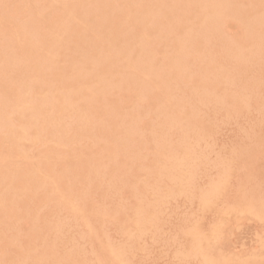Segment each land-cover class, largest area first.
<instances>
[{
  "label": "rangeland",
  "instance_id": "obj_1",
  "mask_svg": "<svg viewBox=\"0 0 264 264\" xmlns=\"http://www.w3.org/2000/svg\"><path fill=\"white\" fill-rule=\"evenodd\" d=\"M2 1V2H1ZM7 1H9L8 3H7ZM16 2H14V0H11V2H10V0H0V7H1V5H2V7L0 8V10H2V11H4L5 13H10L9 15L8 14H4V12H2V11H0V32H2L3 30H4V28L6 29L7 27V29L5 30V32L7 33V35L8 34H10V35H8L9 36V39L8 38H6L7 36L5 35V37H4V34H5V32H2L0 35H2V37H4V38H1V36H0V38L2 39V41H4V42H2L1 41V39H0V42H2V43H0V47H2V48H0V51H2L1 52V55H0V59L2 60V61H0V63H1V65H3V67H5L6 66V69H4L3 67L1 68V70H0V76L2 77V75L3 74H5L3 77L6 79V81H5V83L7 82V80H9L10 81V79L11 78H14L13 80H14V82L12 83V81H11V83L10 84H12V86L11 85H9L8 84V82L5 84L4 83V81L2 82V80L4 79L3 77L0 79V84H3V85H1L0 86V91H2V92H0V93H3V94H6V93H8V94H6V96L8 97H11V99H14L13 101L15 102H12V103H14V104H12L11 103V99H6L5 97L6 96H4L3 94H1L0 95V100L3 98V101H4V99H6L4 102H6V103H1V105L3 104V106H1L0 105V108L2 109V111H4V109H5V111L3 112L4 114L6 113V115H3V113H2V111L0 110V120H1V118H2V120L0 121V123H2V124H4L5 126L7 125V128L4 126V125H1L0 124V126H1V128H0V133H2L1 134V138H0V152L2 153L3 151H6V152H4V153H2V154H0V156H1V158H5V155L6 154H8V155H6V158L5 159H8V158H10V156H11V158H12V161H11V163H13V164H11L10 162H8V161H10L11 159H9V160H7V162L8 163H6V160L5 159H1L3 162H4V164L2 163V161H0L1 162V164L4 166V168L1 166V164H0V169H2V171H4V172H2L1 173V171H0V175H2L3 174V176H0V181H1V177H2V182L4 183L5 181V183L4 184H8V183H10L11 184V182H12V184H14V186H12V185H6V188H4L3 189V187H5V185H3L2 184V182H0L1 184H0V189H1V191H0V195L2 196V198H6V199H0L1 201H0V207L2 206V208H3V210H1L2 208H0V218L2 217V215H3V218L2 219H0V229L2 228V230H4L6 233H4V231L2 232V230H0V232L3 234H1L0 233V238L2 237V239H0V246H2V247H4V248H1V252H0V255H2L1 253H3V257H4V259H2L1 258V256H0V259H2V260H5L4 262L2 261V260H0V264H18L19 262L18 261H20V263L19 264H31L30 262L32 261V263L33 264H55V261H56V263L57 264H62V262H63V264H80L81 262H83L82 260H86L87 262L85 263V262H83V263H81V264H98V263H100V264H202V262H203V264H216V262H217V260H218V262L219 263H217V264H221V262H223V264H261L262 262V264H264V261H263V259H264V254H263V250H264V209H262V208H264V82H261V81H264V35H263V33H264V19H263V17L262 16H264V0H233V1H231V7L229 6V2H228V0H227V2H222V1H226V0H219L218 2L219 3H221V5H222V3H223V6H221L220 4H214L213 2H212V0H211V2L213 3V7H214V5H218L217 7H219V5L221 6V7H226L225 6V4L226 5H228V9L227 8H225V11H224V9L223 8H216V9H218L216 12H218L219 10H220V12H218V13H216V15L217 14H219V16L217 15H215V12L213 13V15H215L216 17H218L219 18V20H218V18H216L215 16H213L212 15V11L211 10H214L215 9V7L213 8V7H211V2L210 1H208V3L210 4L209 6H207L208 5V3H207V5H206V2L207 1H204V0H201L202 1V3L200 2V3H198V4H194V3H197L199 0H194V2H193V0L191 1V0H188L187 2H186V0L184 1V0H182V1H180V0H178V2H177V0H169V1H165V2H168L167 4L168 5H166V3L164 2L163 3V1L162 0H139V4L140 5H142V6H139V5H137V6H139L140 8L139 9H137L138 10V12H137V10H136V8H133L132 6H134V7H136V4H135V2L138 4V0H125V2L128 4H126L125 2H124V0H117V4H116V2H115V0H112V1H110V0H108V2H107V0H105V3H104V0H97L96 1V3L94 2V0H87V1H85V3H86V6L84 5H82V2L84 3V1H82V0H80V1H77V0H71V3H70V0H67V1H65V0H60V1H58V0H24V2H22V0H15ZM35 1V2H34ZM42 1V2H41ZM46 1V2H45ZM48 1V2H47ZM58 1V2H57ZM62 1V2H61ZM82 1V2H81ZM100 3H99V2ZM141 1H142V4H141ZM148 1V2H147ZM196 1V2H195ZM204 1V2H203ZM215 2H217V0H214ZM3 2H5V3H3ZM21 2V3H20ZM26 2H27V4H26ZM31 2V3H30ZM37 2V3H36ZM40 2V3H39ZM57 2V3H56ZM59 2H61V5H59L60 3ZM66 2V3H65ZM74 2H80L79 3V6L78 7H76L77 6V3H76V6H74L75 5V3ZM90 2H93V4H94V6H96L95 8L93 7V6H90V5H92V4H90ZM101 2H103V6L101 5ZM119 2V3H118ZM122 4H121V3ZM124 2V3H123ZM133 2H134V4H133ZM147 2V3H146ZM151 2L153 3V4H151ZM174 2L176 3L175 5L176 6H172L173 4H174ZM182 2H186V3H190L189 5L188 4H186V3H183L184 4V7H183V4H182ZM193 2V3H192ZM217 2V3H218ZM241 2V3H240ZM6 4L5 6H7V9H6V7L3 5V4ZM17 5H15V4ZM29 3H30V5H29ZM33 3V4H32ZM39 3V4H38ZM41 3H42V5H43V8L40 6L41 5ZM47 3H49V4H47ZM63 3V4H62ZM74 3V4H73ZM97 3H99V4H97ZM107 3V4H106ZM130 3L132 4V5H130ZM155 3H156V5H155ZM158 3V4H157ZM159 3H161V4H163V6L160 4L159 5ZM177 3H179V4H177ZM225 3V4H224ZM240 3V4H239ZM9 4V5H8ZM19 4V5H18ZM20 4H21V6H22V8H23V10H22V8L20 7ZM25 5V6H23V5ZM35 4H38L37 6L35 5ZM82 6H81V5ZM90 4V5H89ZM106 4V5H105ZM118 5L119 4V6H120V8H117V6L116 5ZM145 4V5H144ZM149 4V6H146V5H148ZM152 6H151V5ZM170 4H172L171 5V7H170V9H168V11H167V9L166 8H169L168 6H170ZM192 4H194V5H192ZM200 4H202L203 5V7L204 8H206V10H207V12H209V11H211V12H209L213 17H211V15L209 14V13H205L204 14V12H206V10L205 11H203V15H205L207 18H209V17H211V18H209V19H211L210 20V22H209V19H207L206 21L204 20V19H206V17H204L203 15H202V13L200 12V11H202V10H204V8L202 7V9H201V5ZM234 4V5H233ZM237 4H239V8H238V5ZM257 4H258V6H257ZM10 5H11V7H10ZM33 5V6H32ZM35 5V6H34ZM44 5H45V7H44ZM53 6V8H56V9H54V12H55V10H58V11H56L55 12V14H51V12H53V11H51V10H53V8H49V7H52ZM62 5H65L66 7H62ZM71 5H72V7H71ZM88 5V6H87ZM102 7H100V6ZM114 5H115V9H114ZM129 5L131 6V12L129 13V12H127L128 10L130 11V8H128L129 7ZM153 5H155V7L153 6ZM162 6L161 7V9H159L160 7L159 6ZM166 5V6H165ZM177 5H179V6H177ZM189 6V9H187L188 7L187 6ZM208 7H206V6ZM241 5V6H240ZM33 8H32V7ZM69 6V7H68ZM105 6H106V9H105ZM108 6H110V7H108ZM123 6V7H122ZM146 6V7H145ZM166 8H165V7ZM199 6H200V8H199ZM233 6H235V7H233ZM9 7L11 8V9H9ZM13 7V8H12ZM24 7H26V8H24ZM37 7V8H36ZM62 7V8H61ZM89 7V8H88ZM108 7V8H107ZM121 7H122V9H121ZM141 7L143 8V10L141 9ZM149 7V8H148ZM153 7V9H150V8H152ZM158 7V8H157ZM209 7H211V8H209ZM245 7H246V9H245ZM15 8V10H13ZM18 8V9H17ZM38 8H39V10H38ZM44 8H47V9H44ZM49 8V9H48ZM65 8V9H64ZM75 10H74V9ZM84 8V9H83ZM96 8H99V9H96ZM113 9V10H109V9ZM127 10H126V9ZM157 8V9H156ZM183 8H185L184 10H186V11H184V10H182ZM194 8H195V10H194ZM232 8H234L233 10H232ZM242 8L245 10H242ZM254 8H256L255 10H254ZM5 9L7 10V11H5ZM9 9V10H8ZM19 9H20V11H19ZM28 11H27V10ZM34 9V10H33ZM76 9H77V11H76ZM81 9H83V10H81ZM96 9V10H95ZM147 9V10H146ZM159 9V10H158ZM174 9H176V12L178 13H176L175 12V10ZM179 10V12H178V10ZM215 9V10H216ZM221 9H223L222 11H221ZM239 9V10H238ZM11 10L13 11V13L11 12ZM36 10H38V11H36ZM44 11V12H42V11ZM59 10H61V11H59ZM69 10H72V11H74V12H69ZM92 10H93V12H92ZM122 10H124V12L122 11ZM136 10V11H135ZM148 10H151V12H149ZM154 10V11H153ZM162 10V12L163 11H165L164 13H163V15L162 16H158V14L159 13H162V12H159V11H161ZM172 10H173V12H172ZM182 10V11H181ZM188 10H191V11H189V14L188 13H186ZM226 10H228V11H226ZM233 12H232V11ZM263 10V11H262ZM10 11V12H9ZM15 11H18V12H16L15 13ZM31 11V12H30ZM39 11H41L40 13H39ZM45 11H46V13H45ZM80 11H83V12H80ZM97 11H99V12H97ZM101 11V12H100ZM113 11V12H112ZM115 11V12H114ZM135 13H134V12ZM171 11V12H170ZM184 11V12H183ZM195 11V13H197V12H199V14H201V15H198V13L197 14H195V13H193ZM197 11V12H196ZM238 11H239V13L240 14H237L238 13ZM262 11V12H261ZM26 13L25 15H22L23 13ZM27 12L29 13V14H27ZM53 12V13H54ZM65 12V13H64ZM68 12V13H67ZM89 14H88V13ZM96 12V13H95ZM121 12V13H120ZM141 12V15L139 14ZM146 12H148V13H146ZM153 12H158V14L154 17V13ZM186 14V16L183 14ZM223 14H222V13ZM224 12H226V14H224ZM228 12H229V17H230V15L232 14V13H234V17L235 16H237V17H232V15H231V19L230 18H228L227 19V17H225V16H227V14H228ZM237 12V13H236ZM243 12V13H242ZM13 15H12V14ZM19 13V14H18ZM42 13H44V14H42ZM48 13H50V14H48ZM72 13V14H71ZM80 13H81V16H85V18H87V17H89V19L87 18L86 19V21H85V18H84V16L83 17H79V15H80ZM104 13V15H102V14ZM132 13V14H131ZM134 13V14H133ZM138 13V14H137ZM142 13H144L145 14V17L143 16L144 14H142ZM151 13H153L152 15H151ZM165 13H168L167 15L165 14ZM169 13H171V14H169ZM173 13V14H172ZM182 13V14H181ZM263 13V14H262ZM3 14V15H2ZM15 14V15H14ZM17 14L19 15V16H17ZM41 14V15H40ZM63 14V15H62ZM69 14L71 15V17L69 16ZM73 14H79V15H73ZM83 14V15H82ZM97 16H99V17H95L96 15ZM107 16H106V15ZM129 14H131V15H129ZM136 14V15H135ZM146 14H149V15H146ZM156 14V13H155ZM195 14V15H194ZM207 14H208V16H207ZM221 14V15H220ZM254 14V16L252 17V15ZM22 15V16H21ZM28 15V16H27ZM50 15V16H49ZM61 15V16H60ZM69 17H68V16ZM87 15V16H86ZM102 15V16H101ZM129 17H128V16ZM133 15H135V16H133ZM170 15H171V17H170ZM176 16V17H178V19H179V21L177 20V19H174L175 17L174 16ZM181 16V17H179V16ZM185 17H187V18H189V20L187 19V18H185ZM196 15H198V17H196ZM223 15H224V18H223ZM255 15H256V17H255ZM2 16V17H1ZM5 16H6V18L8 19V18H10V20L8 21L6 18H5ZM7 16H9V17H7ZM26 16H27V18H26ZM106 16V17H105ZM127 16V17H126ZM136 16H137V19H136ZM141 16H143L144 18H141ZM151 16H153V17H151ZM159 18H158V17ZM166 16V17H165ZM194 17V19H192L193 17ZM202 18H201V17ZM220 16H221V18H220ZM245 16H247V19L249 20V22L246 20V18H245ZM251 16V17H250ZM4 17V18H3ZM12 17H14L13 19H14V21L16 22H14L11 18ZM24 19H23V18ZM30 18V20H31V18L33 19L32 21H30L29 20V18ZM34 17H37L36 19L34 18ZM49 17V18H48ZM53 19H52V18ZM57 17H58V19H57ZM79 17V18H78ZM125 17V18H124ZM161 17H162V19H163V17H164V19H166L167 18V20H169V17L171 18V19H173V21L172 20H169V22H168V24L169 23H171V24H169V26H168V24H167V27L165 26L166 25V21L163 19H161ZM203 17H204V19H203ZM216 18L215 20L213 19V18ZM255 17V18H254ZM257 17L258 18H260V19H262V23L257 19ZM17 18V19H16ZM22 18V19H21ZM48 18V19H47ZM51 18V21L49 20ZM59 18H61V19H59ZM65 18H67V22H66V20H65ZM70 18L71 19H73V21H74V23L72 22V20H71V25H70ZM76 18V19H75ZM83 19V21H82V19ZM98 18H100V19H98ZM103 18H105V19H103ZM138 18H140V19H138ZM147 18V19H146ZM158 18V20L160 21L159 22V24L160 23H162V24H160V25H158V20H156ZM181 18V19H180ZM195 18L196 19H198V20H195ZM235 20H234V19ZM243 18V19H242ZM252 18H254V20L252 19ZM3 19V20H2ZM5 19V20H4ZM27 19H28V21H27ZM81 19V20H80ZM96 19V20H95ZM98 19V20H97ZM125 19H127L128 20V22L127 21H124ZM135 19H136V23L138 22V24L139 25H137L136 23H135ZM142 19H143V21H142ZM153 20V21H155V22H153V23H155L156 24V26H153V25H155V24H153L152 22L150 23V21H149V23H148V21L147 20ZM186 19L189 21V22H191L193 25H196V24H198L199 25V23L201 24V21H202V19L206 22H204V25H203V21H202V25H203V27H201V26H196V27H198V28H201V29H204V28H206V30L205 31H208V32H205L204 30H201V31H203L202 33H205V35L204 34H201V35H203L204 37H205V39L206 38H208L209 40H210V42H208L209 40L208 39H204V37L203 38H201V37H197V35L198 36H200V33H201V31L199 30V29H197L195 26H192L191 25V27L192 28H195L196 29V33H195V29H193L192 30V28L189 26L190 25V23L188 24V22L186 21ZM221 19V20H220ZM224 19L226 20V21H224ZM238 21H237V20ZM240 19V20H239ZM17 20H19V21H17ZM22 20L24 21L23 22V24L26 26V25H28L27 27H25L23 24H22ZM35 20H37L36 22L38 23L39 22V25L35 22ZM43 22H42V21ZM62 22L63 20H64V22L63 23H60V21ZM90 20V22H88V23H90V24H88L87 23V21H89ZM99 21V22H101V23H99V22H97L100 26H97V23H94V22H92V21ZM104 22H106V23H103V21ZM123 20V21H122ZM138 20V21H137ZM178 21V23L180 22V21H182L183 23H179V25H178V23L177 22H175V21ZM184 20V21H183ZM191 20V21H190ZM196 21V23H194V21ZM201 20V21H200ZM241 20H244L245 22V24H244V27L242 26L243 25V21H242V24L240 23L241 22ZM250 20L251 21H255V22H251L250 23ZM55 21H57V22H55ZM81 23H80V22ZM133 22L132 24H131V22ZM141 21H142V23H141ZM186 21V22H185ZM218 21V22H217ZM220 21H221V26L220 25H218L217 23H219L220 24ZM222 21H224L225 22V27L223 28L222 26H223V24H222ZM259 21V22H258ZM4 22V23H3ZM7 22V23H6ZM9 22V23H8ZM28 22V23H27ZM32 22H34L33 24H32ZM68 23V25L66 26V25H64V24H66V23ZM78 22V23H77ZM82 22H83V24H82ZM85 22V23H84ZM113 22V23H112ZM128 23L129 25H127V24H120V23ZM166 22V23H165ZM207 22H209V23H207ZM211 22H212V26H211ZM246 22H248L247 23V25L249 26H246ZM2 23H3V26H4V28H3V26H2ZM12 23V24H11ZM40 23H42L41 25H40ZM46 23V24H45ZM56 23H57V26H59V28H60V30H62L63 32H61V31H59V28H57V26H55L56 25ZM72 23H73V25H72ZM148 23V25H146ZM174 23V24H173ZM185 23V24H184ZM187 23V24H186ZM240 23V24H239ZM254 23H256V24H254ZM260 23V24H259ZM8 24V25H7ZM17 24V25H16ZM20 24H21V26H23V30L21 29L22 27L20 26ZM44 24V27L42 26ZM51 24L54 26V27H56L57 28V30H56V28H54L53 26H51ZM62 24V25H61ZM78 24H80V25H78ZM92 24H93V26H94V24H96L95 26L96 27H91L92 26ZM114 24V25H113ZM135 25V27H134V25ZM164 24V25H163ZM173 24V25H172ZM208 24H210V25H208ZM214 24H216V25H218V26H216V27H218L219 28V26H220V28L218 29V30H221L220 32L217 30V29H215V27H214ZM239 24V25H238ZM263 24V25H262ZM7 25V26H6ZM14 27H13V26ZM35 25H37V29H36V26ZM75 25H78V27L76 28V26ZM86 25H91V26H89V27H91L90 28V30H89V28L88 27H86ZM103 25V26H102ZM106 25V26H105ZM111 25V26H110ZM122 25V27H120ZM150 25H151V27L152 28H154L153 30L151 29L150 30ZM170 25H171V27H170ZM175 25H176V27H175ZM182 25V26H181ZM208 25V27H206ZM35 26V27H34ZM48 26V27H47ZM62 26V27H61ZM63 26H65V27H63ZM80 26H81V28H83L82 30H84L85 31V29L87 30V31H82L81 32V28H80ZM130 26H132L131 28H129ZM146 28H145V27ZM158 26V29L156 28ZM161 26V27H160ZM163 26V27H162ZM165 26V27H164ZM188 27L187 29H184L185 27ZM238 26H239V28H238ZM253 28V30L252 29H249L248 30V28H251V27ZM19 27H21L20 29H19ZM31 27V28H30ZM39 27V28H38ZM42 27H43V30H42ZM53 27V28H52ZM67 27H69L70 29H71V31H66V30H70L69 28H67ZM98 27H101L100 29L98 28ZM102 27H104V28H102ZM109 28V30H108V28ZM116 27V28H115ZM134 27V28H133ZM144 27V28H143ZM168 27H170L171 29H172V27H173V29H172V32L169 30V28ZM179 27V28H178ZM212 29H211V28ZM262 27V28H261ZM13 31V29L12 28H14V31H16V32H12L10 29ZM17 28L21 31V33L23 34V36H21L23 39H21V37H19L18 36V34L19 35H22V34H20V32H19V30H17ZM29 30L30 29V31L28 32L27 31V29ZM33 28V29H32ZM48 28H49V30H48ZM63 28H64V30H63ZM75 28V29H74ZM85 28V29H84ZM98 30H97V29ZM131 29V30H129V32H127L128 30H126V29ZM161 30H160V29ZM164 28V29H163ZM189 28H191V29H189ZM208 28H210V29H208ZM260 28H261V30H260ZM1 29H3L2 31H1ZM26 29V30H25ZM37 31H36V30ZM42 31H40V30ZM66 29V30H65ZM108 30V32L110 33V34H108L107 33V31L106 30ZM111 29L113 30V31H111ZM117 29V31H115ZM132 29H133V31H132ZM137 29H138V31L139 32H137ZM144 29L147 31V34H150L151 32L152 33H154L155 35H156V37H155V35L154 34H152L151 36L150 35H147L145 32L146 31H144ZM155 29H156V31H155ZM166 29L168 30V31H166ZM177 29V30H176ZM183 29H184V31H183ZM240 29V30H239ZM248 31V32H250V34L254 31L255 33H256V35H255V33L253 32L251 35L252 36H256V38H252V36H250V37H248V39H247V36H248V33H246V30ZM33 30V31H32ZM35 30V31H34ZM47 30H48V32H47ZM75 30H77V31H75ZM94 30H96V31H94ZM102 30V31H101ZM159 30V31H158ZM162 30H163V33H162ZM174 30V31H173ZM175 30H176V32H175ZM189 30H191V31H194V33L196 34V37H197V40L195 39L196 37H195V34L194 33H192L191 31H189ZM198 30L200 31V33H197L198 32ZM215 30V31H214ZM216 30L220 33V35H219V33L218 32H216ZM38 31H39V33H38ZM45 33H44V32ZM54 31V32H53ZM60 32V34H59V32ZM92 31H94V34H93V32ZM97 31H99L98 33H97ZM106 31V32H105ZM131 31V32H130ZM144 31V32H143ZM160 32L159 34H156V33H158V32ZM164 31H166V32H168V34L166 33H164ZM186 31V32H185ZM187 31H189L190 33V35L191 36H188V35H185V33L187 34L188 32ZM214 31V33H212ZM243 31V32H242ZM244 31H245V33H246V35H245V33H244ZM252 31V32H251ZM257 31L259 32V33H257ZM19 32V33H18ZM26 32H28V33H30L31 34V32L33 33V32H35V34H31L33 37H31V35L29 34H27ZM52 32L54 33V34H52ZM66 32H67V34H66ZM87 32H89V33H87ZM170 32V33H169ZM175 32V34H173ZM211 32V33H210ZM215 32L217 33L216 35H215ZM222 32H223V34L224 35H222ZM42 33H44L45 34V37H43L44 35H42ZM50 33V34H49ZM96 33V34H95ZM100 33H102V35L100 36ZM106 33V34H105ZM113 33V35H111ZM120 34V35H117V34ZM122 33H124L123 35H122ZM130 33V34H129ZM141 33H142V35H141ZM145 33V34H144ZM184 33V34H183ZM194 35V37H193V35ZM239 33V34H238ZM261 33V35H259ZM27 34V35H26ZM40 34V35H39ZM50 36H49V35ZM51 34H52V36H51ZM65 34V35H64ZM80 34V35H79ZM90 34V35H89ZM126 34V35H125ZM133 34H134V36H133ZM171 34H173V35H171ZM206 34H210L211 36L212 35H215L214 36V38H213V36L212 37H210V35H208V37H207V35ZM244 34V35H243ZM249 34V35H250ZM15 35V36H14ZM37 35H39V37L37 36ZM47 35V36H46ZM55 37H54V36ZM73 37H72V36ZM85 35H87V37H89L90 36V38H85ZM141 36V38H140V41H141V43L142 42H144L145 43V45H144V43H142L143 45H141L138 41H139V39H137L138 37H140ZM157 35H161V37H165V35L167 36V40L165 41V39H166V37L163 39V38H161V37H159V38H157L158 36ZM178 37H177V36ZM181 35H184L185 36V38L187 39V38H192L191 40H189V39H187V41L185 42L184 41V39L185 38H182L181 37ZM221 35L223 36L222 38H221ZM238 35H242V36H240V37H238ZM263 35V36H262ZM12 36H14L13 38H12ZM16 36L18 37V41H17V38H16ZM26 36V37H25ZM49 36V37H48ZM57 36H58V38H57ZM62 36H64V38L66 37V39L64 40V38H62ZM67 36H69L68 38L70 39H67ZM79 36V37H78ZM92 36H94V37H92ZM98 36H100L99 38H97ZM109 38H108V37ZM127 36V37H126ZM142 36L144 37V38H142ZM147 36V37H146ZM176 36V37H175ZM246 36V37H245ZM258 36H259V39H258ZM262 36V37H261ZM28 38V39H25V38ZM41 37H42V39H41ZM72 37V38H71ZM84 37V38H83ZM92 37V38H91ZM123 37L125 38V39H123ZM129 37H131V38H129ZM150 37V38H149ZM179 38V39H176L175 40V38ZM180 37L182 38V39H180ZM217 37H219V38H217ZM260 37L262 38V39H260ZM13 39V41H12V39ZM31 38V39H30ZM51 38V39H50ZM56 39L55 41L53 40V39ZM59 38H61L62 40H64L65 42H64V44H65V46H64V44L62 43V40H60L59 41ZM79 38L81 39V40H79ZM94 38V40H91V39H93ZM116 38V39H115ZM148 38H149V42L147 41L148 40ZM152 38V41L154 42V43H152V41L150 40ZM153 38H154V40H153ZM163 40H161V39ZM172 40H171V39ZM213 38V39H212ZM228 38V39H227ZM16 41H15V40ZM32 39H34V40H36V41H34V40H32ZM74 39V40H73ZM87 39V40H86ZM88 39H90V40H88ZM97 39H99V41L97 40ZM105 40V44H104V40L101 42V40ZM107 39H109V41L107 40ZM115 39V40H114ZM117 39H119V40H117ZM136 39V40H135ZM145 39V40H144ZM185 39V40H186ZM225 39H226V42H225ZM229 39H230V41H229ZM244 39V40H243ZM247 39V40H246ZM8 40H10V41H8ZM23 40H25L26 42H29V43H23ZM30 40V41H29ZM38 40V41H37ZM46 40V41H45ZM48 40V41H47ZM68 40H69V42L70 41H73L71 44L68 42ZM79 40V41H78ZM144 40V41H143ZM156 40V41H155ZM179 40H181V42H179ZM183 40V41H182ZM206 42H205V41ZM216 40V41H215ZM253 40V41H252ZM5 41H7V42H10V43H5ZM12 41V42H11ZM32 41H33V45H34V47H36V45H42L41 47L39 46H37L39 49H34L33 47H32V49H30L31 47H29V46H33L32 45ZM40 41V42H39ZM58 41V44L59 45H57V44H55V42H57ZM78 41V42H77ZM85 41V42H84ZM92 41H95L94 43L92 42ZM98 41V42H97ZM108 41V42H107ZM114 43L115 42V45L112 43V42ZM125 41V42H124ZM126 41L127 42H131V44H129V46H128V43L126 44ZM172 41V44L170 43ZM192 43H194V44H192ZM197 41V42H196ZM215 41V42H214ZM236 41L237 42H239V43H237L238 44V46H239V44L240 43H242L243 44V46L245 47V46H247L248 47V49L249 48H252V49H250L251 51H247V49H245L244 47H243V49L241 48V46H237V49H235L236 48ZM249 41V42H248ZM13 42H14V44H15V42H16V44L17 45H14L13 44ZM18 42H20V43H18ZM36 42V43H35ZM59 42H61V43H59ZM87 42V45H88V43L90 44V48L87 46V48L85 47V43ZM96 42H97V44H96ZM122 42V43H121ZM133 42H134V44L136 45H134L133 44ZM147 42V43H146ZM155 42H157V43H159L158 44V46H157V44L155 43ZM177 42H179V43H177ZM183 42V43H182ZM191 43V45H193V46H191L190 48H188L189 47V44ZM225 42V43H224ZM228 42V43H227ZM234 43V45L232 44V43ZM3 43H5V44H3ZM23 43V45H20V46H23V48L21 47L20 49H19V45L18 44H22ZM38 43V44H37ZM43 43V44H42ZM45 43H47V44H45ZM51 43V44H50ZM69 43V49H68V44ZM79 43V44H78ZM84 43V44H83ZM110 44L109 46H111L112 47V49H111V47H109V46H107L108 44ZM112 43V44H111ZM137 43H139V46H138V44ZM150 44V46H147L146 44ZM168 43V44H167ZM181 43V44H180ZM184 43H187V49L185 50V48H183V45H184ZM203 43V44H202ZM211 43V44H210ZM247 43V44H246ZM252 43H257L256 45L255 44H253L254 45V47H252L253 45H251ZM262 43V44H261ZM1 44H3L2 46H1ZM6 44L7 45H9L10 44V48H9V46H7L9 49H7V50H5L6 49V47H4V46H6ZM14 46H16V47H14ZM26 44H27V46H26ZM29 44V45H28ZM53 44H55L54 46L56 47V45H57V47L56 48H59L60 46V48H62V49H56L55 47H52L51 48V45H53ZM78 44V45H77ZM104 44V46L103 47H105V48H102V46L101 45H103ZM107 44V45H106ZM132 44H133V46H132ZM151 44H152V46H151ZM164 44H165V46H164ZM178 44L179 45H181L180 46V48H178V47H176V46H178ZM183 44V45H182ZM213 44H215V45H213ZM223 44H224V47H223ZM242 44H240V45H242ZM47 45H49V47L51 48V49H53L54 50V52L51 50L50 51V48L47 46ZM94 45L95 46H97L98 47V50H97V48L96 47H94ZM114 47H117L116 49L115 48H113V46ZM127 47H126V46ZM171 46V48H167L166 46ZM172 45H174L175 47H173ZM202 45V46H201ZM212 45L214 46V48L212 47ZM248 45H250V46H248ZM258 45V46H257ZM261 45V47H259ZM11 46H12V48H13V50H12V48H11ZM47 46V47H46ZM79 46V47H78ZM82 46H84V47H82ZM107 46V47H106ZM124 46V47H123ZM140 46H142V48H144V49H146L147 51L148 50H155L154 52H156V53H154V52H151V53H148V52H144V50H142V48L140 47ZM145 46H147V48L145 47ZM186 45H184V47H185ZM205 48H204V47ZM209 46H210V48H209ZM227 46V47H226ZM36 47V48H37ZM64 47H67V49L69 50H67L66 48H64ZM80 48V49H78V48ZM101 47V48H100ZM122 47H123V49H122ZM130 47V48H129ZM132 47H133V49H134V52H133V54H132ZM135 47V48H134ZM149 47V48H148ZM157 48V50H156V48ZM231 47H233L232 48V50H233V52H229V50L231 49ZM246 47V48H247ZM258 47V48H257ZM5 48V49H4ZM16 48H18V49H16ZM27 48V49H26ZM47 48V49H46ZM49 48V49H48ZM74 48V49H73ZM76 48V49H75ZM82 48H83V51H82ZM89 48V49H88ZM92 48L95 50V51H93L92 50ZM109 48L111 49V51L109 50ZM119 48H121V49H119ZM127 48H129V49H131L132 51H129L130 53H128V50H127ZM166 48V49H165ZM182 48V49H181ZM193 49V51H192V49ZM200 48V49H199ZM205 50H204V49ZM230 48V49H229ZM255 48H256V50H255ZM2 49V50H1ZM15 49L16 50H18V51H20L21 52V54H23L24 56H22V55H20V53H18V51H15ZM24 49L26 50V51H24ZM57 51H56V50ZM67 51H66V50ZM87 49V50H86ZM104 50V52L103 53H105L104 55H106V54H108L107 53V51L109 52V55L113 52L114 54H116V52H117V55H118V53H119V56H117V55H114L113 53L109 56V55H106L108 58H109V61L108 62H106V61H104L105 59H104V57H106V56H102V55H100L102 52L101 51H103ZM106 49V50H105ZM120 50V51H117V50ZM135 49H136V51H135ZM168 49V52L166 51ZM173 51H171V50ZM177 49V50H176ZM179 49H181L180 51H182L181 53H179L180 51H179ZM196 49L198 50V51H202V53H204V55L201 53V52H196ZM213 49V50H212ZM222 49V50H221ZM225 49H229L228 51L227 50H225ZM243 51H242V50ZM260 49V50H259ZM263 49V50H262ZM5 50V51H4ZM28 50H31V51H28ZM32 50H33V52H34V56L36 55H38L37 57H38V59H37V57H36V60L34 61L33 59L32 60H29V59H26V60H23L24 58H30L31 56H33V53H32ZM36 50V51H35ZM43 51L42 53L40 52V51ZM45 50H47L48 52H46ZM70 50H71V52L73 51V53H71L70 52ZM76 50H78V51H76ZM84 50H86V51H84ZM89 50V51H88ZM113 50V51H112ZM121 50H124V52L122 53L121 52ZM145 50V51H146ZM170 50V51H169ZM175 50H176V53H175ZM183 50L184 51H186V53L185 52H183ZM189 50V51H188ZM194 50H195V53H194ZM208 50H209V52H208ZM234 50L236 51L235 53H234ZM240 50V52L238 53L237 51H239ZM244 50H245V53H242V52H244ZM253 50H255V52L253 51ZM258 50V51H257ZM10 52V55H8V53L7 52ZM14 51V52H13ZM53 52V55H52V53H50V52ZM59 51H61L62 53H64L65 52V54H67V55H65V54H62L61 52L60 53H58ZM80 51V54L81 55H79V52ZM93 51V52H92ZM139 51V52H138ZM140 51H142L141 53H143L144 54V56H143V54H140L139 56H143V57H139V60H140V58L142 59V60H140V62H139V60H137V58L138 57H136V55H138L139 53H140ZM167 53H165V52ZM179 51V52H178ZM187 51H188V53H187ZM204 51V52H203ZM257 51V52H256ZM5 52V53H4ZM16 52V53H15ZM28 52H29V54H28ZM31 52V53H30ZM36 52V53H35ZM39 52V54H37ZM75 52H76V54H75ZM84 52L87 54V55H90V56H88V60L87 59H85V58H87L86 56L84 57V56H82V55H84ZM97 52H98V54H97ZM101 52V53H100ZM111 52V53H110ZM121 52V53H120ZM162 52H163V54L164 55H162ZM172 52V53H171ZM189 52H191L192 53V55H194V57H192L191 56V54L189 53ZM227 52H228V54L231 56L232 54V58L231 57H228L229 55L227 54ZM17 56L16 58H15V56H14V54ZM18 53V54H17ZM44 53V54H43ZM49 53V54H48ZM58 53V54H57ZM78 53V54H77ZM83 53V54H82ZM89 53V54H88ZM131 54V56H132V58L131 59H129V60H131V62L129 61V63L128 64H130L129 65V67L127 66L128 64H127V60H126V58H125V60L123 59L125 56L126 57H128L126 54ZM145 53H147V55L151 58V59H154V60H150L151 62H149L148 61V57H147V55L145 54ZM173 53H175V55L173 54ZM179 53V54H178ZM185 53V54H184ZM223 53V54H222ZM251 53V54H250ZM7 54V55H6ZM29 55V57H27L28 55ZM42 54V55H41ZM59 56L58 58L60 59V57H61V61H59L58 62V58L56 57L57 55ZM60 54H62V55H60ZM69 54L71 55L70 56V60H69ZM72 54H74V55H72ZM156 56H155V55ZM159 54H161V55H159ZM168 54H169V56H168ZM171 54H173V55H171ZM180 54H181V56H182V58L180 57ZM182 54H184V55H186V54H188L187 56H189V57H184ZM190 54V55H189ZM200 54H202L201 56H202V60L200 59V57L201 56H198V55H200ZM209 54V55H208ZM243 54H244V56H246V58L243 56ZM248 54H250L249 56H248ZM252 54H253V56H252ZM256 54V55H255ZM4 55H5V57H4ZM13 56V58H15L14 60H13V58L11 59V57ZM19 55V56H18ZM40 55V56H39ZM45 55H46V57L47 58H52L53 57V62H52V64L51 63H49V62H51L50 61V58H49V61L47 62V58L45 57ZM47 55H50L49 57L47 56ZM64 55H65V58H64ZM95 56L94 58H90V57H92V56ZM97 55H99V56H97ZM176 55H178V56H176ZM205 55H207V56H205ZM213 55H214V57H213ZM238 55V56H237ZM240 55H241V57H240ZM6 56L9 58H6ZM26 56V57H25ZM44 57L43 59H42V57ZM68 58H67V57ZM76 56V57H75ZM80 56V58H77V57H79ZM97 56V57H96ZM100 56H102V60L100 59L101 57ZM113 56H114V58H113ZM154 56V57H153ZM164 56V57H163ZM165 56L166 57H168V58H166V60L164 61V59H165ZM173 56V57H172ZM233 56H235L237 59H234L235 57H233ZM257 56H259V57H257ZM2 57V58H1ZM20 57H24L23 59H19ZM40 57H41V59H42V61L40 62ZM55 57V58H54ZM74 58V59H71V58ZM81 57H84V58H81ZM99 57V59L102 61H100L99 59V62H98V60L97 59H95V58H98ZM111 57V58H110ZM117 58V61H121L120 63L119 62H117L116 61V58ZM136 57V58H135ZM153 57V58H152ZM170 57H172V58H170ZM174 57H175V61H174ZM181 58V62H182V64H181V62H179L180 61V58H179V60H177V58ZM196 57H198V59L196 58ZM207 59H206V58ZM209 57V58H208ZM226 57V58H225ZM240 57V58H239ZM242 57H243V59H242ZM261 57V58H260ZM5 58H6V60H10L11 62H12V64H13V62L14 61H17V63L15 64H13V65H15L14 67H15V69H14V67H13V65L11 66L10 65V69H7V68H9V66H7V65H9V63H11L10 61H9V63H8V61H7V65L5 64L6 63V61H5ZM31 58H35V57H31ZM30 58V59H31ZM45 58H46V60H45ZM133 58H135L136 59V61H135V59L133 60ZM143 58H145V60L143 59ZM159 58V59H158ZM163 58V59H162ZM184 58H186V63H184L185 62V59ZM196 60L197 59V61H195L194 59ZM215 58V59H214ZM217 58V59H216ZM225 58V59H224ZM229 60H228V59ZM249 58V59H248ZM76 59V60H75ZM90 59H91V62L93 63V62H96V63H94V65L92 64L91 65V62H90ZM92 59H94V60H92ZM113 59L115 60V61H113ZM155 59H156V61H155ZM163 60L162 62H160V60ZM188 59H189V61H188ZM206 59V60H205ZM234 59V60H233ZM246 59H248L247 61H246ZM4 60V61H3ZM18 60H19V62L21 61H23V62H26V63H33V64H35L34 66H33V64H22V63H20V66H19V64H18ZM37 60H39L38 61V63L36 62ZM55 60H57L56 61V63L55 64H53L54 63V61ZM64 60H65V62H64ZM73 60V61H72ZM78 60H79V62H81L82 60L84 61V62H86V63H84V62H81V63H79L78 62ZM86 60V61H85ZM106 60H108L107 58H106ZM111 60V61H110ZM143 60H144V62H143ZM193 60V61H192ZM200 60H201V62H200ZM211 60L213 61L214 60V63L212 62L211 63ZM230 60H232V61H230ZM237 60H238V63H237ZM242 60H243V62H242ZM258 60V61H257ZM31 61V62H30ZM35 63H34V62ZM45 61V62H44ZM63 61V62H62ZM67 61V62H66ZM73 62L72 63V67H74V68H71V62ZM74 61H76V63H79V64H84L83 65V67H85V68H88V69H85V68H83V67H80L81 65H76V63L74 62ZM103 61H104V65H103ZM123 61V62H122ZM133 61H135V62H133ZM138 61V62H137ZM141 61H142V63H141ZM146 61V62H145ZM174 61V62H176V64H174V62L172 63V62ZM188 61V62H187ZM203 61V62H202ZM257 61V63H255ZM39 62L40 63H42L43 65V67L42 68H45L46 69V71H45V69L43 70V72H42V68H41V64H39ZM44 62V63H43ZM47 62V63H46ZM57 62H58V65H56L57 64ZM69 62V63H68ZM102 64H101V63ZM110 62H113V63H110ZM117 62V64H115V66H114V63H116ZM137 62V63H136ZM177 62H179L180 64H181V66H182V68H184L185 67V65H186V67L184 68L186 71H184V69H182L181 68V66H179V68H181V70H183L184 71V73H183V71H179L180 69L178 68V73L181 75H179L176 71H177V69H176V66H177ZM193 62L195 63V64H193ZM4 63V64H3ZM47 64V66H46V64ZM60 63V64H59ZM66 63V64H65ZM75 63V64H74ZM98 63V64H97ZM133 63H135V64H133ZM140 63V64H139ZM149 63V64H148ZM150 63L151 64H153L152 66L150 65ZM158 63H159V65H158ZM178 63V64H179ZM183 63H184V67H183ZM190 63V64H189ZM203 63V64H202ZM234 63H235V65H234ZM250 63H252L251 65H250ZM76 66H74V65ZM86 64H88V66L86 65ZM97 64V65H96ZM141 64H143V66L141 65ZM145 64V65H144ZM147 64V65H146ZM166 64V66H164ZM176 65V66H174V65ZM179 64V65H180ZM209 64V65H208ZM215 64V65H214ZM221 64V65H220ZM0 65V66H1ZM22 65V66H21ZM23 65H27V69H26V66H24L23 67ZM29 65V66H28ZM34 67V69L35 70H32L33 69V67ZM38 65H40V68H36V66L37 67H39ZM50 67H49V66ZM55 66V68H59V70L57 69H55V68H52V70H51V67L52 66ZM98 65H100V67L98 66ZM110 65V66H109ZM114 67H113V66ZM125 67H128L127 69L125 68L124 69V66ZM133 65H135L134 66V68L136 69L137 68V66L139 65H141L139 68H137V71L133 68V69H131L132 68V66ZM149 65H150V67H149ZM156 65H158L160 68H161V70L162 71H164V72H162L161 70H160V68L158 67V66H156ZM170 65H172V70H170ZM191 65V67H189ZM193 65V66H192ZM223 65V66H222ZM228 65H230V66H228ZM256 67H255V66ZM48 67V68H46V67ZM53 66V67H54ZM59 66V67H58ZM63 66V67H62ZM69 68H68V67ZM95 66H97V67H95ZM110 68H109V67ZM118 66H119V72H117L118 73V77H117V73H114V72H116V71H118L117 70V68H118ZM145 66V73H147V74H144V72H143V69H142V67H144ZM154 66H156V67H158L159 69L158 70H160V71H157V73H159V74H157L155 71V69H156V67L154 68V70L155 71H152L151 72V70H153V68H151V67H154ZM163 66H164V69H163ZM187 66H188V68H190L192 71H197V73H196V75H195V73L194 72H191V70L190 69H188V71L190 70V73H188V71H187ZM196 68H195V67ZM220 66H222V67H220ZM227 66V67H226ZM231 66H234L235 67V69H234V67H231ZM238 66V67H237ZM29 67V68H28ZM32 69H31V68ZM80 67V70L82 71V72H79L80 70H75L74 71V69H76V68H79ZM114 69H113V68ZM115 67H116V69H115ZM121 67H123V68H121ZM166 67V68H165ZM178 67V66H177ZM217 69H216V68ZM224 67H226V68H228V69H223ZM19 68V69H18ZM22 68H23V70H22ZM49 68H50V72H49ZM60 68H62V69H60ZM64 68H66L65 70H64ZM68 68V69H67ZM82 68V69H81ZM92 68V69H91ZM97 69V70H99V71H97L96 70V72H94L95 70L94 69ZM147 68V69H146ZM202 68H204V69H202ZM220 68H222V70L220 69ZM12 69V70H11ZM26 69V70H25ZM28 69H30L29 71H30V74H31V72L32 71H34V72H36V74H33L34 72H32V75H30V76H28L27 74H29V71H28ZM39 69V70H38ZM54 69V70H53ZM89 69H90V71H91V73H89L90 71H89ZM105 69H107V70H105ZM108 69H110L109 71H108ZM122 69H124V72H123V70ZM151 69V70H150ZM220 69V70H219ZM230 69V70H229ZM7 72V74H8V72L10 71L12 74L13 73H17V76H16V74H11L10 72H9V74H11L12 75V77H11V75H7L6 74V72ZM8 70V71H7ZM16 72H15V71ZM19 70V71H18ZM21 70V71H20ZM32 70V71H31ZM86 70V71H85ZM89 72H88V71ZM94 70V71H93ZM130 70H131V72L134 74V72L140 77V79L142 78V80H140L139 79V77L137 76V75H129V73H130ZM148 70H150V71H148ZM237 70V71H236ZM3 71L5 72V73H3ZM22 71H23V73H22ZM26 71V72H25ZM28 71V72H27ZM40 71V72H42V73H38V72ZM66 71V72H65ZM69 71H74V72H69ZM79 73H78V72ZM85 71V72H84ZM108 71V76H107V74H105V72H107ZM110 71H111V74H112V76H111V74H109L110 73ZM128 71H129V73H128ZM140 71V73H142L143 72V74L141 75L140 73H138ZM142 71V72H141ZM167 71H171V74H169L168 75V73L169 72H167ZM213 72L212 73V75H211V72ZM228 71V73H225V72H227ZM235 71V72H234ZM259 71V72H258ZM19 72H21V74L19 73ZM45 72V73H44ZM49 72V73H48ZM69 72V73H68ZM78 73V75H77V73ZM86 72H87V78H86V76H85V74H86ZM92 72H93V74H92ZM98 72V73H97ZM102 72V73H101ZM103 72H104V74H103ZM121 72H123V73H121ZM129 75V76H126L125 77V74L126 73ZM186 72V73H185ZM223 72H224V74H223ZM233 72H234V74H233ZM238 72V73H237ZM241 72V73H240ZM27 73V74H26ZM47 73V74H46ZM64 73L65 74V76H63L62 74ZM71 73H73L72 75H71V77H70V79H68L69 77H67V75L68 74H71ZM74 73L76 74V75H74ZM116 74V75H114V74ZM119 73H120V76H121V74L123 75L121 78H120V76H119ZM125 73V74H124ZM149 73V74H148ZM152 74V76H153V73L155 74L154 75V77H150V75ZM192 73H193V77H192ZM200 73H204L203 75L204 76H206V77H204L202 74L200 75ZM19 74V75H18ZM23 74H24V78H25V80L27 81V80H31L30 81V83L31 82H33V83H31V85H27V83L29 82H26L25 80H24V82H23V79L24 78H22V76H23ZM25 74H26V76H28L29 77V79H28V77H27V79H26V76H25ZM39 74V75H38ZM44 74H45V76H48V77H45L44 76ZM52 74V75H51ZM80 74V75H79ZM83 74H84V76H85V78H84V76H83ZM89 74H91V78L89 77L90 75ZM95 74L97 75V76H99V77H101L100 79H99V81H101L100 83L102 84V85H105L106 83H104L103 84V80H104V82H105V80L106 79H110L109 81H108V83L109 82H112V84L111 83H107L105 86H103L102 87V85L98 82V77L97 76H95ZM99 74V75H98ZM126 74V75H127ZM161 74H164L163 76L161 75ZM176 74H178V77H177V75ZM183 74H185L184 75V77H182L183 76ZM189 74H191L190 75V77L188 76ZM231 74H233V75H231ZM260 74V75H259ZM35 75H37V76H39V77H37V76H35ZM51 75V76H50ZM61 75H62V78L63 79H61ZM74 75V77H72ZM83 77H82V76ZM106 76V78H105V76ZM109 75L111 76V77H109ZM145 75V76H144ZM148 75H149V78L150 79H148L147 77H148ZM158 75H161V76H158ZM214 75H215V77H216V79H215V77H214ZM219 75V76H218ZM227 75H228V77H229V79L227 78ZM229 75H231V76H229ZM10 76V78L9 79H7L8 77ZM20 76V77H19ZM44 76V77H43ZM69 76V75H68ZM95 76V77H94ZM103 76H104V78H103ZM116 76V78H114ZM147 76V77H146ZM155 76H156V78L158 77V79H156L155 78ZM210 76V77H209ZM239 76V77H238ZM248 76H249V78H248ZM35 77H36V79H35ZM41 77L42 78H44V79H41ZM49 77H50V80H49ZM108 77V78H107ZM132 77V78H131ZM139 79H137V78ZM160 77H162L161 78V80L163 79V83H165V85L163 86V83L161 82V80L159 79ZM175 77V79L172 81V79ZM208 77L210 78V79H208ZM220 77V78H219ZM235 77V78H234ZM16 78H17V80H16ZM32 78V79H31ZM34 78V79H33ZM46 78V79H45ZM57 78H58V81H56L57 80ZM65 78V79H64ZM72 78H74V79H72ZM83 78V79H82ZM93 78V79H92ZM118 78H120L121 80H126L125 82H126V84H125V82H124V84H123V81L122 82H119L120 80L118 79ZM123 78V79H122ZM125 78V79H124ZM127 78V79H126ZM133 80H131V79ZM153 78V79H152ZM178 80H177V79ZM183 80H182V79ZM190 78V79H189ZM193 78V79H192ZM224 78H226V79H224ZM233 78V79H232ZM256 78V79H255ZM19 79V80H18ZM37 79H38V81H37ZM52 79V80H51ZM85 79V80H84ZM92 79V80H91ZM112 79V80H111ZM134 79H135V81H134ZM144 79V80H143ZM166 79V80H165ZM202 79V80H201ZM214 80L213 81V83H212V81L211 80ZM220 79V80H219ZM241 79V80H240ZM22 80V81H21ZM37 82H36V81ZM39 80H40V83H39ZM44 81L45 80V82L44 83H41L42 81ZM49 80V81H48ZM62 80V81H61ZM119 80V81H118ZM130 82H129V81ZM146 80V81H145ZM147 80H149V82L147 81ZM151 80H153V82L151 83ZM155 80H157V81H155ZM160 80V81H159ZM165 80V81H164ZM168 80V81H167ZM171 81V83H169L170 81ZM176 80V81H175ZM183 82L184 81V83L185 84H187V86H185V84H183L181 81ZM210 80V81H209ZM219 80V81H218ZM232 80L235 82H232ZM16 81H17V83H16ZM20 81V83H22V84H20V83H18ZM35 81V82H34ZM46 81H48V82H46ZM56 81V82H55ZM60 81V82H59ZM78 81H80V83L78 82ZM86 83H84V82ZM114 81H115V83H114ZM118 81V83L119 84H121V85H124V86H121V85H119L118 86V83L116 84V82ZM136 81H137V83H136ZM146 82V83H141V86H140V84H138V82ZM155 81V82H154ZM227 81V82H226ZM247 81V82H246ZM257 81V82H256ZM26 82V83H25ZM50 82H52V83H50ZM54 82V83H53ZM59 82V83H58ZM62 82V83H61ZM92 82V83H91ZM137 84V87H134V86H136V84ZM176 82H178V84L179 85H173V84H177ZM189 82V83H188ZM201 82V83H200ZM228 84L229 82V84H228V86H227V84ZM16 83V84H15ZM25 83V84H24ZM30 83H28V84H30ZM36 83V84H35ZM79 83V84H78ZM81 83H83L84 85H86V86H88V88L87 87H83V85L81 84ZM93 83H95V84H93ZM98 85H97V84ZM114 83V84H113ZM128 83H130V84H128ZM156 83H157V85H156ZM159 83V84H158ZM168 83V89L167 90H165L166 89V84ZM221 83V84H220ZM239 83V84H238ZM14 84V85H13ZM19 86H18V85ZM32 84H34V88L32 89ZM50 85V86H47V85ZM54 85V84H58V85H54V88H53V86L52 85ZM81 85V86H78L77 87V85ZM133 84H135V85H133ZM142 84H143V86H142ZM161 84V86L162 87H160L159 88V85ZM190 84V85H189ZM193 84V85H192ZM204 84V85H203ZM232 84V85H231ZM245 84V85H244ZM259 84H260V86H259ZM5 85H6V87H9L10 89H12L13 91H14V94H13V91L11 92V90L9 89V88H5ZM41 85V86H40ZM61 85L63 86V87H61ZM89 85H92V87L91 86H89ZM94 85V86H93ZM113 85L115 86V87H113ZM131 85V86H130ZM144 85H146L145 87H144ZM151 85H155V87L154 88H156V89H153V87L151 88ZM170 85H172V86H170ZM209 85H211V86H209ZM224 85H225V87H224ZM231 85V86H230ZM233 85H235V86H233ZM3 86V87H2ZM11 86V87H10ZM17 88H16V87ZM25 86H26V88H25ZM27 86H31V88H29V90H30V93H29V95L27 96V92L29 91L28 90V87ZM39 86H40V88H41V90H40V88H39ZM57 86V87H56ZM72 86H75V87H72ZM96 86V87H95ZM100 86H101V88H100ZM106 86H108V87H106ZM112 86V87H111ZM118 86V89H119V87H123V88H120V90H118L116 87ZM130 88H128V87ZM192 86L196 89L197 88V86H198V88H197V90H199V92L197 91V90H195L194 88H192ZM200 86H202L203 87V89H202V87H200ZM215 86H217V87H215ZM43 87V88H42ZM48 87H49V91L47 90L48 89ZM65 87V88H64ZM69 87H71L70 88V90L71 91H69ZM80 87H83L82 88V92L81 91H79V89H80ZM90 87V88H89ZM94 87V90L92 89ZM99 87V88H98ZM140 87V88H139ZM144 87V88H143ZM164 87H165V89H164ZM169 87H170V89H169ZM180 89H179V88ZM186 87H188V88H186ZM205 87V88H204ZM211 87V88H210ZM213 87H215V89H213ZM226 88V89H224V88ZM231 87V88H230ZM18 88H20V89H18ZM26 89V91H25V89ZM56 88H58V89H56ZM74 88H76V90L78 91L77 93L78 94H76V90L74 89ZM87 88V89H86ZM106 88V89H105ZM110 90H112L111 88H113L114 90H112V91H110ZM130 90H128V89ZM131 88H132V90L135 92L136 91V93H134L132 90H131ZM148 89V90H146V89ZM172 88V89H171ZM176 89V90H173V89ZM245 90H244V89ZM18 89V90H17ZM22 89V95H21V97H18V100H17V97H16V95H19L20 96V94H17V92L19 93V90H21ZM24 89V90H23ZM36 89V90H35ZM53 91H52V90ZM62 89V91H60ZM64 89V90H63ZM66 89H68V90H66ZM90 89H92V90H90ZM99 89V91L101 92V94H103L104 95V93H107V95L105 94L104 96L103 95H101V94H98V92H97V90ZM101 89H102V91L104 92H102L101 91ZM104 89V90H103ZM135 89V90H134ZM138 89H139V91H138ZM140 89H142V91L144 92V93H142V91L140 90ZM150 89V90H149ZM154 90V91H151V90ZM157 89H160L161 91H159V90H157ZM178 89V90H177ZM212 90L213 89V91H211V92H209L208 94L205 92L206 90ZM229 89V90H228ZM237 89V90H236ZM6 90V91H5ZM32 90V91H31ZM46 92H45V91ZM51 90V91H50ZM73 90H74V92H75V95L73 94V93H70V92H73ZM81 90V89H80ZM121 90H123V91H121ZM125 90V91H124ZM126 90H128V91H126ZM168 90H172L173 92L171 93L170 91H168ZM195 90V91H194ZM202 90V91H201ZM204 90V91H203ZM215 90V91H214ZM231 90H233V91H231ZM240 90H242V91H240ZM17 91V92H16ZM56 91V92H55ZM57 91H58V93H57ZM66 93H65V92ZM91 91L93 92V93H91ZM106 91V92H105ZM148 91V93H146ZM182 91H184L183 93H182ZM201 91V92H200ZM225 91H227V92H225ZM235 91V92H234ZM247 91V92H246ZM10 92V93H9ZM40 94V96H39V94ZM41 92V93H40ZM44 92V95H45V97L43 96L42 97V93ZM52 93V95H50L51 93ZM60 92V93H59ZM64 94V96H63V94ZM97 92V94L98 95H95V93ZM111 94H110V93ZM114 92V93H113ZM118 92H120V93H118ZM151 92H152V94H151ZM164 92V94H162V93ZM192 92V93H191ZM195 92V93H194ZM197 92V93H196ZM212 92H216V93H214V95H213V93ZM220 94H222V95H220ZM228 93L227 95L225 94V93ZM233 92H234V95H232L233 94ZM242 92V93H241ZM252 92V93H251ZM21 93V92H20ZM25 93H26V95H25ZM50 93V94H49ZM69 95H68V94ZM81 93V94H80ZM116 93H118V94H116ZM138 93H140V94H142V95H138ZM170 94V95H168V94ZM175 93H177V94H175ZM200 93V94H199ZM205 96V100H204V96L203 97H201L202 96V94ZM207 95H206V94ZM211 93V94H210ZM230 93V94H229ZM9 94H11V95H9ZM14 96H13V95ZM16 94V95H15ZM55 94L57 95L56 96V98H55ZM61 94V95H60ZM87 94V95H86ZM92 96L93 94V97H90L92 100H90V98H89V96L90 95ZM109 94L111 95V96H109ZM113 94V95H112ZM114 94H116L115 96H114ZM137 94V95H136ZM150 94V95H149ZM167 94V95H166ZM198 96H197V95ZM217 94H218V97H222L221 99L220 98H218L217 97ZM224 94H225V96H224ZM238 94L240 95V97H238ZM243 94H245V95H243ZM246 94H247V96H246ZM250 94V95H249ZM262 94V95H261ZM73 95V96H72ZM78 95V96H77ZM89 98V99H87V97ZM100 95V96H99ZM126 95V96H125ZM144 95H145V97H144ZM146 95H149V96H146ZM153 95V96H152ZM175 95V97H173ZM177 95V96H176ZM194 97H193V96ZM208 95H211V96H208ZM231 97H230V96ZM257 95V96H256ZM1 96H2V98H1ZM12 96H13V98H12ZM22 96H24V97H29V100H28V98L26 97V99L28 100H26L24 97H22ZM39 98L38 100H36L37 99V97ZM50 96V97H49ZM53 96H54V98H55V100L57 101V102H59V103H57V102H55V100H54V98H53ZM67 98H69V99H67L66 100V97ZM69 96H71V97H69ZM85 96V97H84ZM94 96H96L97 98H99V101H100V103H99V101H98V99L96 98V97H94ZM103 96V97H102ZM113 96V97H112ZM119 97V99H118V97ZM138 96V97H137ZM166 96L168 97L167 99H169V100H166ZM181 96V97H180ZM186 96H189V98L191 99H189V98H187ZM232 96H234V97H232ZM235 96H237V98H235ZM245 96L247 97V98H245ZM249 96H251V97H249ZM256 96V97H255ZM16 99H15V98ZM57 97H59V99L57 98ZM63 97H64V99H63ZM81 97H82V100H83V102H80V101H82V100H78L79 98L81 99ZM135 97V98H134ZM136 97H137V99H136ZM140 97V98H139ZM148 97V98H147ZM186 98V100H185V98ZM217 97V98H216ZM20 98V99H19ZM30 98H31V100H30ZM33 98V99H32ZM36 98V99H35ZM44 98H45V100H44ZM48 98V99H47ZM86 98V100H84ZM107 98V100H105ZM125 98V99H124ZM139 98V99H138ZM144 98V101H146V102H144L143 100L141 101L140 99H143ZM171 98H172V100H175V101H173L172 102V100H171ZM180 100H179V99ZM181 98H184V99H181ZM202 100H201V99ZM215 98H216V101H215ZM234 98H235V100H234ZM251 98V99H250ZM24 99V100H23ZM46 99H47V101H46ZM71 99L73 100L72 102V106H73V108H71L72 106L70 105V101H71ZM210 100V101H208V100ZM224 99L226 100L225 102H224ZM232 99H233V101H232ZM240 99H242V100H240ZM244 99V100H243ZM249 99V100H248ZM7 100H10V101H8V103H7ZM21 100V104L22 103H24V104H18V101H20ZM26 100V101H25ZM39 100H41V102L39 101ZM53 100V103L51 102ZM60 100H61V104H60ZM64 100H66L67 101V103H65V101ZM75 100V101H74ZM77 100V101H76ZM87 100H89L90 102H92V103H88L89 101H87ZM94 100V101H93ZM98 101V102H96V101ZM103 100V101H102ZM113 100V101H112ZM119 100L123 103H119ZM161 100V101H160ZM177 100H179V103L181 104H177L176 105V103L175 102H177ZM184 102H183V101ZM207 100V101H206ZM219 100H220V102H219ZM23 101V102H22ZM29 101L31 102V104L35 101H37L36 103H38L37 105L38 106H36L35 107V103L34 104H32V106H33V108H31V109H29V110H27L26 108H27V106H26V103H28V104H30L29 103ZM50 102L51 104H53V106H56V107H58V108H54V107H52L51 105H49V103H47V102ZM138 103H137V102ZM157 101V102H156ZM163 101V102H162ZM168 101H171V103L169 104L168 103ZM189 101V102H188ZM193 101V102H192ZM200 101L202 102V103H200ZM204 101V102H203ZM215 101V102H214ZM232 101V102H231ZM244 101V102H243ZM246 101H247V103H246ZM0 102H2V100L0 101ZM17 102V103H16ZM43 102H46V103H43ZM54 102H55V104H54ZM62 102L63 103H65V104H62ZM87 102V103H86ZM94 102V103H93ZM114 104H113V103ZM162 102V103H161ZM191 102V103H190ZM211 103V104H209V103ZM219 102L220 104H217V103ZM222 102H224L223 103V105H221V103ZM236 102V103H235ZM249 102V103H248ZM10 103H11V106H10ZM79 103V104H78ZM84 103V104H83ZM143 103V104H142ZM159 103H161V104H159ZM175 103V104H174ZM184 103H186V104H184ZM188 103L189 104H192V105H188ZM196 103V104H195ZM206 103V105H207V107H205L206 105H204V104ZM226 103H228V104H226ZM242 103V104H241ZM245 103L247 104V105H245ZM6 104V105H5ZM8 104V105H7ZM19 105V107H22V109L24 110L25 109V114H24V112L22 111V110H20L21 108H18V105ZM48 105V107H47V105ZM67 104V105H66ZM68 104H69V106H68ZM75 104H77V105H75ZM81 104V105H80ZM85 104L86 105H88L89 107H87V106H85ZM102 104V105H101ZM108 104H110V105H107ZM114 105V106H112V105ZM116 104H117V106H116ZM120 104V105H119ZM134 104H135V106H134ZM143 106H142V105ZM152 105V107H151V105ZM165 104V105H164ZM194 104V105H193ZM230 104H232V105H230ZM235 104V105H234ZM4 105H5V107H4ZM13 105L14 106H17L16 108L15 107H13ZM25 105V106H24ZM62 107H61V106ZM63 105H65V106H63ZM96 107H98V108H96ZM131 105H133V109H132V107H131ZM138 105V106H137ZM150 105V106H149ZM158 105V107L161 109V111H162V114L160 115V113H161V111H160V109L159 108H156V106ZM160 105V106H159ZM174 105H175V108H173L174 107ZM187 105V106H186ZM214 105H216V106H214ZM227 105H229V106H227ZM234 105V106H233ZM6 106H10L9 108H7ZM42 106V107H41ZM43 106H45L44 108H43ZM76 106H78V107H76ZM80 106L82 107V108H84V109H82V108H80ZM105 106V107H104ZM116 106V107H115ZM130 106V107H129ZM139 106H140V108H139ZM143 108H142V107ZM145 106V107H144ZM155 106V107H154ZM161 106L163 107V108H166V107H169V108H167V109H164V110H166V111H168V112H166V111H164L163 110V108H161ZM173 106V107H172ZM180 106V107H179ZM192 106V108L193 109H189V107H191ZM195 106V107H194ZM209 106V107H208ZM251 106V107H250ZM263 106V107H262ZM12 107V108H11ZM24 107H26V108H24ZM43 109H41V108ZM51 107H52V110H53V112L51 113ZM86 107H87V109H89L90 110V108H91V110H90V112L89 111H87V109H86ZM95 109H94V108ZM103 107V108H102ZM114 107V110H116L117 111V115L115 114V115H113L112 113H115L116 111H114V110H112V108ZM117 107H121L120 109L119 108H117ZM127 107H129V108H127ZM138 109H137V108ZM181 107H182V109H181ZM184 107V108H183ZM217 107V108H216ZM221 107V108H220ZM249 108L248 110H247V108ZM13 110V108H15V110L12 112V110ZM17 108H18V110H19V113H18V110H17ZM37 108H38V110H37ZM54 108V109H53ZM64 108V109H63ZM68 108V109H67ZM78 108V109H77ZM108 108V109H107ZM129 109V114H130V112H131V114L128 116V113L127 114H125V112H127V109ZM149 108H150V111H147V110H149ZM180 109L179 111H181L182 112V114H181V112L179 113V111H178V109ZM197 109L195 112H193L195 109ZM200 108V109H199ZM226 108H227V110H226ZM34 109H36V111L38 112V113H40L41 111H42V113H40L41 115H43V116H41L40 114H38L37 112H35L34 111ZM44 109H46V110H44ZM58 109H61V110H58ZM76 109V110H75ZM84 111H82V110ZM94 109V110H93ZM104 109H107V111L109 112H112V113H110L111 115H113L114 117H110V115H109V113L106 111H104ZM125 109V110H124ZM135 109V110H134ZM137 109V110H136ZM139 109H140V111H139ZM144 109V110H143ZM156 109V110H155ZM174 109H175V113L173 112L174 111ZM7 110V111H6ZM51 110V111H50ZM64 110H66V112L64 111ZM72 110H75V111H72ZM78 110V111H77ZM112 110V111H111ZM131 110V111H130ZM155 110V111H154ZM183 110V111H182ZM191 110H192V112H191ZM204 110V111H203ZM210 110V111H209ZM229 110V111H228ZM260 110V111H259ZM15 111H17V112H15ZM31 111H34L33 113L31 112ZM40 111V112H39ZM57 111V112H56ZM61 111V113H59V112ZM68 111H70V113H69V115L67 114V112ZM72 111V112H71ZM78 113H77V112ZM80 111V112H79ZM86 111H87V113H86ZM133 111H136V112H134V115H133ZM149 113H147V112ZM157 111V112H156ZM164 111V112H163ZM170 111H172V112H170ZM201 111V112H200ZM11 112V113H10ZM96 114H95V113ZM152 112H155V113H152ZM160 112V113H159ZM166 112V113H165ZM184 112V113H183ZM226 112H227V114H226ZM255 112V113H254ZM15 113V114H14ZM32 113V114H31ZM35 113H37V114H35ZM51 115H50V114ZM54 113H56L55 114V116H54ZM59 113V114H58ZM85 113V114H84ZM94 113V114H93ZM120 113V114H119ZM122 113V114H121ZM141 113V114H140ZM157 113V114H156ZM171 113V116H172V118H170L171 116L169 115V114ZM174 113V114H173ZM188 114V117H187V115L186 114ZM193 114V118H194V120L193 119H189V117L190 118H192V115L191 114ZM194 113H195V115H196V113H198L197 115H198V117H194ZM219 113V114H218ZM237 113V114H236ZM243 113V114H242ZM2 114V115H1ZM10 114V115H9ZM13 114V115H12ZM20 114H24L23 116L22 115H20ZM35 114V115H34ZM47 114V115H46ZM72 114H74V115H72ZM76 114V115H75ZM77 114L79 115V116H77ZM82 114V115H81ZM91 114H92V116H91ZM118 114L119 115H121V116H124V117H120V116H118ZM124 114V115H123ZM139 114V117H142V118H139V117H137L136 115H138ZM146 114V115H145ZM147 114H148V116H147ZM159 114V115H158ZM163 114H166V116H163ZM204 116H203V115ZM216 114H218V115H216ZM237 116H236V115ZM241 114V115H240ZM259 114V115H258ZM7 115L11 118H9V117H7ZM30 115H32V117H30ZM34 115V116H33ZM39 115V116H38ZM56 117L55 119L56 120H63V121H56V120H54V117ZM66 115V116H65ZM85 115V116H84ZM90 116V118H89V116ZM108 115V116H107ZM144 115H145V117H146V119H145V117H144ZM150 115V116H149ZM155 115H157V116H159V117H156ZM169 115V118L167 117ZM175 115H177V117H175ZM190 115V116H189ZM262 115V116H261ZM7 117V118H9L11 121H9V119H4L3 117ZM12 116V117H11ZM14 116V117H13ZM25 116H26V118H25ZM39 117V118H36V117ZM49 116V117H48ZM51 116V117H50ZM64 118H63V117ZM71 118H73V119H70V117ZM75 116V117H74ZM85 117V120H84V118L82 119V117ZM87 116V117H86ZM100 116V117H99ZM102 116H103V118H102ZM106 117V119L108 120V122L106 121V119H105V117ZM116 116H117V119H116ZM133 116V117H132ZM200 116H202V117H200ZM258 116V117H257ZM27 117L29 118L28 120H27ZM36 118L35 120H34V118ZM76 117H80L79 118V120H81V121H78V118H76ZM93 117V118H92ZM94 117H95V120H94ZM134 117H136V119L134 118ZM148 117V118H147ZM161 117V118H160ZM164 117H166V120H165V118ZM183 117H184V119H187V121L189 120V124H188V122L186 123V122H184V121H186V120H184L183 119ZM187 117V118H186ZM210 117V118H209ZM246 117V118H245ZM13 118V119H12ZM21 118H22V120H23V118H25L26 120H27V122L25 121V119L22 121L21 120ZM52 118H53V120H52ZM66 118V119H65ZM75 118V119H74ZM122 118V119H121ZM124 118V119H123ZM151 118V119H150ZM158 118H160L161 120H159ZM176 118H178V119H176ZM209 118V119H208ZM17 120L18 122H16L15 120ZM32 121H31V120ZM41 119H43V120H41ZM51 119V120H50ZM64 119H65V121H64ZM89 119V120H88ZM90 119H91V121H92V123L90 124V123H87V121L88 122H91L90 121ZM126 119V120H125ZM138 119H140L141 120V122H140V120L139 121H137ZM150 119V120H149ZM163 119V120H162ZM176 119V121L178 122V123H181V124H178L177 122H174V121H172V120H175ZM218 119V120H217ZM235 119V120H234ZM238 119V120H237ZM4 120V121H3ZM46 120V121H45ZM48 120V121H47ZM51 122H50V121ZM73 120H75V121H73ZM93 120H94V122H93ZM121 120V121H120ZM131 120H133V121H131ZM134 120H136V122H138V123H133V122H135ZM144 120V121H143ZM168 120V124L165 122V121H167ZM184 120V121H183ZM190 120H191V122H192V125H190ZM214 120H215V122H214ZM234 120V121H233ZM5 121H7L6 123H8V124H6V123H4ZM34 121H35V123H34ZM40 121V122H39ZM56 121V122H55ZM70 121V123L68 124V122ZM71 121H73L72 123H71ZM103 121H106V123H104ZM152 121V122H151ZM157 121V122H156ZM180 121V122H179ZM182 121H183V123H182ZM198 123H197V122ZM207 121H209V122H207ZM218 121V122H217ZM231 121H232V123H231ZM21 122H22V125H25L24 127H27L26 129H28V131H24L25 130V128L24 127H22L21 125L19 126V123L21 124ZM29 122H30V124H29ZM50 123V125H49V123ZM54 122V123H53ZM58 122V123H57ZM67 123V125H66V123ZM74 122H75V124H74ZM79 122V123H78ZM96 122H97V124H96ZM102 122V123H101ZM120 124H118V123ZM124 124H126V126L125 125H123V123ZM130 122H132V124L130 123ZM153 122H155V123H153ZM163 123V124H161V126H160V123ZM165 122V123H164ZM194 122H195V124L198 126V129L200 130V132H198L199 130H197V126L196 125H194ZM226 122V123H225ZM261 122V123H260ZM43 123H45V124H43ZM47 123V124H46ZM61 123H63V124H61ZM65 123V124H64ZM78 123V124H77ZM85 124V125H82V124ZM103 124L102 125V127H101V125H99V124ZM129 123L132 125V127L133 128H131L132 130H130L129 131V135H130V133L131 134H136V135H132L134 138L132 139V137H131V135H130V139L128 138L129 136H127L128 135V133H124V132H127V131H125L126 129H130V127L128 126L129 125ZM174 123V124H173ZM200 123H202V125H200ZM210 123V124H209ZM229 123V124H228ZM18 124V125H17ZM29 124V125H28ZM37 124H38V126H37ZM41 124H43V125H41ZM61 124V125H60ZM74 124V125H73ZM107 124H109L108 126H107ZM110 124H111V127H110ZM137 124H138V127H140V128H138L137 127ZM141 124V125H140ZM155 124H158V125H155ZM166 124V125H165ZM170 124H173V126L175 127H173L172 125H170ZM184 124V125H183ZM185 124H187V125H185ZM12 125V126H11ZM31 125H33V126H31ZM36 125V126H35ZM49 125V126H48ZM51 125H53V126H51ZM59 125V126H58ZM63 125H64V127H63ZM88 125H89V127H88ZM94 125V126H93ZM117 125H119V126H117ZM135 125V126H134ZM155 125V126H154ZM178 125V126H177ZM180 125V126H179ZM194 125V126H193ZM225 125V126H224ZM44 128V126H46L44 129L42 128V127ZM47 126H48V128H47ZM61 126V127H60ZM70 126V127H69ZM91 126H92V128H91ZM99 126V127H98ZM112 126L113 127H115V128H112ZM126 127V129L124 130V128L123 127ZM153 126H154V128H153ZM181 126H183V129H182V127ZM184 126H187L186 128L184 127ZM192 126V127H191ZM196 126V127H195ZM200 126V127H199ZM217 126H218V128H217ZM241 126V127H240ZM255 126V127H254ZM16 128V130L17 131H15L14 129ZM18 127H19V129H18ZM20 127H22V128H20ZM31 127V128H30ZM63 127V128H62ZM67 127H69V128H67ZM72 127V128H71ZM82 127V128H81ZM122 129H121V128ZM135 127V128H134ZM161 128V129H159V128ZM171 129V130H169V128ZM189 127V128H188ZM194 127V128H193ZM204 127V128H203ZM2 128H4L3 130H1ZM6 128V129H5ZM10 128V129H9ZM14 128V129H13ZM40 128H42L41 130H40ZM52 128H57L58 129V131L57 130H54V129H52ZM112 130H111V129ZM151 128H153V129H151ZM164 128V129H163ZM177 128H179V129H177ZM181 128V129H180ZM190 129L191 131H189L188 129ZM196 128V129H195ZM201 128H203V129H201ZM217 128V129H216ZM250 128V129H249ZM8 129V130H7ZM61 129V130H60ZM72 129V130H71ZM74 129V130H73ZM81 129V130H80ZM84 129V130H83ZM86 129V130H85ZM104 129V130H103ZM110 129V130H109ZM114 129H116V130H114ZM142 130V132H140V131H136V130ZM145 129V130H144ZM168 129V130H167ZM174 129V130H173ZM186 129V130H185ZM215 129H216V132H215ZM11 130H13V131H10ZM30 130V131H29ZM32 130V131H31ZM39 130V131H38ZM45 130H46V133H45ZM65 130V131H64ZM70 130V131H69ZM91 130V131H90ZM93 130V131H92ZM152 130V131H151ZM155 130V131H154ZM157 130V131H156ZM173 130V131H172ZM189 131V132H184V131ZM225 132H224V131ZM232 130V131H231ZM243 130H245V132L243 131ZM4 131V132H3ZM6 131V132H5ZM7 131L11 134H9V133H7ZM43 131V132H42ZM60 131V132H59ZM62 131V132H61ZM121 131V132H120ZM146 133H145V132ZM149 131L151 132V133H153V134H151V133H149ZM171 131H172V133H171ZM175 131V132H174ZM179 133H178V132ZM192 131H194V133L192 132ZM195 131H197L198 133H200V134H198L197 132H195ZM244 133H243V132ZM13 132V133H12ZM18 132V135L19 136H15V134ZM28 134L27 135V137H26V133ZM37 132H39V134L37 133ZM51 132V134L52 135H50L49 133ZM58 132V133H57ZM69 132V133H68ZM71 132V133H70ZM92 132H93V134H92ZM95 132V133H94ZM113 132V133H112ZM135 132H137V133H140V137H138L137 135V133H135ZM144 132V133H143ZM158 134H156V133ZM162 132H164V133H162ZM212 132V133H211ZM20 133V134H19ZM36 133V134H35ZM75 133H77L75 136H74V134ZM86 133H88V134H86ZM89 133H91V134H89ZM110 133V134H109ZM116 133L118 134V135H116ZM120 133H123V134H121V137H124V138H120ZM170 133V134H169ZM173 133H175V134H173ZM181 133H182V135L183 136H179V135H181ZM188 134L189 133V135H185V134ZM206 133H208V134H206ZM249 135H248V134ZM5 134V135H4ZM6 134L10 137H6ZM35 134V135H34ZM42 134V135H41ZM48 136H46V135ZM60 134V135H59ZM79 134L81 135V137L79 136ZM86 134V135H85ZM159 134L165 139H167V141L166 140H164L161 136H159ZM164 134H168V136H166V135H164ZM195 136H194V135ZM218 134V135H217ZM238 134V135H237ZM14 135V136H13ZM20 135H23L24 136V139H23V136H20ZM39 135V136H38ZM56 135V136H55ZM61 135H63L64 136V139H62V141H64V143L61 141V138H58V137H62L63 138V136H61ZM78 135V136H77ZM83 135V136H82ZM84 135H85V137H84ZM93 135H98L99 136V138H98V136H96V139H95V136H93ZM125 135V136H124ZM169 135H172L173 137V139L171 138V139H169L170 138V136ZM201 135H203V136H205V137H203V136H201ZM247 137H246V136ZM3 136V137H2ZM33 136V137H32ZM47 137V139L45 138V137ZM51 136H54L53 138L51 137ZM58 136V137H57ZM88 136V137H87ZM116 136H117V139H116ZM145 136V137H144ZM155 136H157V137H155ZM186 137V138H188V137H190L191 139H188V140H186V138H182V137ZM188 136V137H187ZM208 136V137H207ZM14 137L15 138H17V139H15L14 140ZM20 139H23V140H20ZM38 138V140H39V143H38V141L36 140L37 138ZM44 137V138H43ZM68 137H69V139H71V140H69L68 139ZM75 137V138H74ZM91 137V138H90ZM93 137V138H92ZM104 137H106V138H104ZM142 137V138H141ZM152 137H153V139H152ZM159 137V138H158ZM179 137V138H178ZM181 137V138H180ZM200 137V138H199ZM201 137L203 138V139H201ZM210 137V138H209ZM222 137V138H221ZM3 138V139H2ZM5 138H6V140H5ZM7 138H9L11 141H13L12 143V145L10 146V140H7ZM29 138V139H28ZM67 138V139H66ZM74 138V139H73ZM81 138V140H78V139H80ZM103 138V139H102ZM136 138H138L139 140H143V141H145V142H143V141H140L139 142V140L138 139H136ZM145 138V139H144ZM157 138V139H156ZM175 138H178V139H175ZM196 138L198 139V140H200L201 139V141H196ZM213 138V139H212ZM245 138V139H244ZM2 139V140H1ZM13 139V140H12ZM44 139H45V141H44ZM50 139V140H49ZM54 139V140H53ZM100 139V140H99ZM105 139H106V141H105ZM124 139V140H123ZM126 139H129V141H127ZM154 139H156L155 141H154ZM185 139V140H184ZM253 139V140H252ZM18 140V141H17ZM27 140V141H26ZM29 140V141H28ZM43 140V141H42ZM48 142H47V141ZM53 140V141H52ZM59 140V141H58ZM76 140H78V141H76ZM85 140V141H84ZM87 140H89V143H88V141ZM94 142V144H93V142ZM96 140L97 141H100L101 142V140H102V142L104 143V142H107V143H100V142H98L99 144H101V145H99V144H97V142H96ZM115 140H116V145H115ZM122 140H123V143H122ZM137 141V144L135 145V143H133V141ZM147 140V141H146ZM155 142H153V141ZM172 140V141H171ZM176 140H178V141H176ZM190 140V141H189ZM193 140H194V142H193ZM214 142H213V141ZM6 141V142H5ZM20 141V142H19ZM24 141V142H23ZM42 143H41V142ZM58 141V143H56V142ZM66 141V142H65ZM69 141H71L70 143H71V145H70V143H69ZM72 141H73V143H72ZM75 141V142H74ZM82 141V142H81ZM111 141V142H110ZM125 141V142H124ZM162 141V142H161ZM181 141H184L183 142V144H181L182 142ZM190 142V144H189V147H188V143L185 145V142ZM205 141V142H204ZM217 141V142H216ZM7 144H5V143ZM18 142V143H17ZM29 142H33V143H30L29 144ZM44 142V143H43ZM50 142H53V143H50ZM62 142V144H60ZM69 143V144H66V143ZM81 142V143H80ZM86 142V143H85ZM91 142V143H90ZM96 142V143H95ZM149 142V143H148ZM159 142V143H158ZM164 145V146H162L161 145V143ZM166 142V143H165ZM170 143V149H169V147H168V144ZM171 142H173L172 144H171ZM178 142V143H177ZM179 142H181L180 144H179ZM195 142H196V144H195ZM213 142V143H212ZM254 142V143H253ZM4 143V144H3ZM19 143H20V145H23V146H21L20 147V145H19ZM23 143H26V145H24ZM34 143H35V145H34ZM50 143V144H49ZM122 145H124V146H121V144ZM125 143H127V144H125ZM131 143H133V144H131ZM143 143L145 144L146 143V145H143ZM148 143V144H147ZM200 143V144H199ZM204 143H205V145H204ZM206 143H207V145H206ZM252 145H251V144ZM259 145H258V144ZM14 144H16V145H14ZM33 144V145H32ZM56 144V145H55ZM58 144V145H57ZM72 144H74V146H75V148H74V146L72 145ZM77 144V145H76ZM88 144V145H87ZM90 144V145H89ZM108 144V145H107ZM120 144V145H119ZM156 144V145H155ZM166 144H167V146H166ZM175 144V145H174ZM177 144V145H176ZM191 144H192V146H191ZM210 144V145H209ZM217 144V145H216ZM251 146H250V145ZM253 144H254V147H253ZM255 144L257 145V146H255ZM1 145H3V146H1ZM6 145V146H5ZM37 145V146H36ZM61 146V147H57V146ZM66 145H68V146H66ZM70 145V146H69ZM80 146V148H79V146ZM96 145H99L100 147H98V148H100V150L98 149L97 150V148H96ZM106 145L108 146V148L106 147ZM126 145H129V147L127 146V148H129L128 150V153L126 152L127 151V148H126ZM137 145H138V147H137ZM159 145V146H158ZM180 145H182V146H180ZM197 145V146H196ZM198 145H201V146H198ZM209 145V146H208ZM212 145V146H211ZM214 145H216V146H214ZM8 146H10L9 148H8V150H7V147ZM26 146V147H25ZM30 148H29V147ZM39 146V147H38ZM42 146L45 148H42ZM77 146V147H76ZM86 146H87V148H88V150H87V148H86ZM92 146V147H91ZM106 147V148H104L103 149V147ZM114 146V147H113ZM115 146H118L117 148H118V150H117V148L115 147ZM145 147L146 148V150H145V148H143V147ZM160 146H162L161 148H160ZM177 146L179 147V148H177ZM196 146V147H195ZM205 146V147H204ZM218 146V147H217ZM221 146H223V147H221ZM225 146V147H224ZM235 146V147H234ZM250 146V147H249ZM261 146H262V148H261ZM12 147H13V150H12ZM25 147V148H24ZM32 147V148H31ZM35 147V148H34ZM50 147V148H49ZM73 147V148H72ZM94 147V148H93ZM130 147H131V149H130ZM133 147V148H132ZM142 147V148H141ZM167 148V150L169 151H164V149H162V148ZM188 147V148H187ZM194 147V148H193ZM199 147V148H198ZM203 147H204V149H203ZM207 147H209V148H207ZM212 147H214L213 149H211ZM221 147V148H220ZM241 147V148H240ZM27 148H29V149H27ZM34 148V149H33ZM84 148H86V149H84ZM114 148H115V150H114ZM122 148H123V150H122ZM138 148H140V149H138ZM153 149L152 151H153V153H151L152 151H151V149ZM158 148H160V149H158ZM180 148L182 149V150H180ZM186 148H187V150H186ZM190 148V150H192L193 152H194V154L192 155V153L193 152H190L188 149ZM198 148V149H197ZM233 148V149H232ZM248 150H247V149ZM4 149V150H3ZM22 149H23V151L25 152H23L22 151ZM24 149H26V151L28 150V152H26ZM56 149V150H55ZM63 152V154L61 153V151ZM70 149H73V151H72V155H71V150ZM80 150V149H82V150H80V151H76V150ZM95 149V150H94ZM124 149H126L125 150V152H124ZM141 150V153H140V151L137 153V151L138 150ZM196 149V150H195ZM201 149L202 150H204V151H202L201 152ZM219 149V150H218ZM234 149H235V151H236V149H237V151L235 152L234 151ZM250 149H252V150H250ZM3 150V151H2ZM38 150H39V152H38ZM41 150V151H40ZM44 150H47V153H46V151L45 152H42V151H44ZM51 151V152H49V151ZM108 151V153H107V151ZM114 150V151H113ZM123 152H122V151ZM147 150H148V152H147ZM171 150V151H170ZM172 150H175V151H177L178 153L179 152H181V154H177V152L175 153V151H172ZM185 150V151H184ZM200 150V151H199ZM223 150L225 151V152H223ZM239 150V151H238ZM20 151H22L23 153H20ZM31 151V152H30ZM60 152V154H59V152ZM66 151H69V152H67L66 154H65V152ZM76 151V152H75ZM84 152V153H82V152ZM98 151H100V152H98ZM115 151H118V152H116L115 153ZM145 151V152H144ZM161 152V153H158V152ZM197 151V152H196ZM210 151V152H209ZM212 151V152H211ZM215 151V152H214ZM234 151V152H233ZM33 152V153H32ZM38 152V153H37ZM53 152V153H52ZM77 154V157H76V155H75V153ZM92 154H91V153ZM96 152V153H95ZM105 152V153H104ZM122 152V153H121ZM137 153L135 156H134V154L133 153ZM168 152V153H167ZM173 152H174V154H177V155H172L173 154ZM185 152V153H184ZM188 152V153H187ZM199 152H200V154H199ZM204 152V153H203ZM220 154H219V153ZM244 152V153H243ZM11 153H12V155H11ZM40 153V155L39 156H41V157H39V156H37V154H39ZM44 153V154H43ZM52 153V154H51ZM56 153V154H55ZM58 153V154H57ZM68 153H70V159H71V156H74V157H72L73 159L72 160H70V159H68L69 158V154ZM73 153H74V155H73ZM85 153H86V155L88 154H91L90 156H85ZM97 155H99V157H98V155L96 156L95 154ZM112 153H113V155H112ZM119 153V154H118ZM127 154V155H123V154ZM130 153V154H129ZM141 154L140 156L138 155V154ZM149 153V154H148ZM202 153V154H201ZM212 153V154H211ZM214 153V154H213ZM216 153V154H215ZM233 155H232V154ZM20 155V156H18V158L20 159H18L17 158V155ZM28 154H30V155H28ZM55 154V155H54ZM63 155V157L64 158H67V159H63V157H62V155ZM82 154V155H81ZM114 154H116V155H114ZM143 154V155H142ZM152 154V155H151ZM160 154V155H159ZM171 154V155H170ZM198 154H199V156H198ZM205 154V155H204ZM222 154V155H221ZM229 154V155H228ZM14 155L16 156V158L14 157ZM28 155V156H27ZM43 155V156H42ZM68 156V157H65V156ZM106 155H107V157H106ZM117 155H120V156H117ZM145 155H147V156H145ZM148 155H150V156H148ZM156 157H155V156ZM163 155V156H162ZM170 157H169V156ZM190 155V156H189ZM195 155V156H194ZM201 155V156H200ZM216 155V156H215ZM218 155V156H217ZM221 155V156H220ZM232 155V156H231ZM22 156V157H21ZM24 156H25V158H24ZM34 156H36V157H34ZM44 156H47V158L46 157H44ZM51 156V157H50ZM59 156V157H58ZM80 156L82 157V159H80L79 160V158H80ZM104 158H103V157ZM124 156H125V158L127 157V159L129 158V157H131V156H133V161H132V157L130 158V159H128V160H126L125 158H124ZM137 156V157H136ZM144 156H145V158H144ZM159 156H160V158H159ZM189 156V157H188ZM203 156H205L206 157V159H205V157H203ZM28 157V158H27ZM58 157V158H57ZM79 157V158H78ZM88 157V158H87ZM89 157H91V158H89ZM93 157H95V161L93 162L92 160H94V158ZM102 157V158H101ZM109 157H111V158H109ZM141 157V158H140ZM143 157V158H142ZM149 157V158H148ZM163 157V158H162ZM186 157H188V158H186ZM192 157H194V158H192ZM199 157V158H198ZM201 157H202V159H201ZM220 157V158H219ZM221 157L223 158V159H221ZM228 157V158H227ZM233 157V158H232ZM236 157H237V159H236ZM39 158H44L43 160L41 159V161L39 160ZM49 158V159H48ZM51 158V159H50ZM52 158H54L56 161L54 162V160L52 159ZM57 158V159H56ZM78 158V159H77ZM84 158V159H83ZM118 158H119V160H118ZM134 158H136V159H134ZM138 158H139V160H138ZM154 158H155V160H154ZM172 158V159H171ZM191 160H190V159ZM198 158V159H197ZM210 158V159H209ZM226 158V159H225ZM14 159V160H13ZM17 159V160H16ZM22 159H23V162H22ZM27 159H29L28 160V162L29 163H31V164H29L28 162H27ZM34 159H35V161H34ZM38 159V160H37ZM45 159H48V160H50V162H52V165H53V162L55 163V166L53 167L51 164H50V162L47 160H45ZM77 159V160H76ZM88 159H90V160H88ZM103 159H105L104 161L107 163V165H106V163H102V162H104V161H102ZM112 159V160H111ZM142 159V160H141ZM144 159V160H143ZM146 159V160H145ZM150 159V160H149ZM161 159H163L164 161H160ZM187 159V160H186ZM202 160V162H201V160ZM213 159V160H212ZM218 160V161H216V160ZM225 159V160H224ZM231 159H235L236 161H233V160H231ZM26 160V161H25ZM62 160H67L68 162H65V161H62ZM87 160V161H86ZM100 161V162H98V161ZM111 160V161H110ZM125 160H126V162H125ZM136 160V161H135ZM158 160V161H157ZM172 160H173V162H172ZM174 160H175V162H174ZM176 160H178V161H176ZM199 160V161H198ZM204 160V161H203ZM209 160V161H208ZM231 160V161H230ZM18 161V162H17ZM20 161V162H19ZM31 161V162H30ZM37 161V162H36ZM60 161V163H61V161H62V163H61V165H59L58 166V162ZM74 161H76L75 163H77L78 162V164H77V166L75 167L74 166ZM79 161H81V164H84V165H82L83 167H81V165H79ZM90 161V162H89ZM92 161V162H91ZM99 163V164H96L97 162ZM110 161V162H109ZM132 163H131V162ZM146 161V162H145ZM155 161H157L156 163H155ZM189 161H192V162H189ZM194 161V162H193ZM216 161V162H215ZM221 161V162H220ZM223 161V162H222ZM228 161V162H227ZM17 162V163H16ZM26 162L28 163V164H26ZM39 162H40V164H39ZM48 162H49V164H50V166H49V164H48ZM64 162V163H63ZM86 162H88V164L86 163ZM111 162H113V163H111ZM133 162H134V164H133ZM158 162H159V164H158ZM160 162H161V165H164V167L166 168V166L168 165H172V167H168L167 166V171H168V173H167V171H165V170H159L160 168L161 169H164L163 168V166H161L160 165ZM177 162V163H176ZM180 162V163H179ZM204 162V164H206V165H204V164H202ZM213 164H212V163ZM225 162H227V163H225ZM231 162H233V163H231ZM6 163V164H5ZM24 163V164H23ZM37 163L40 165V166H38L37 165ZM41 163H42V165H41ZM45 164V167H44V164ZM70 163H72L71 164V166L72 167H70ZM125 163V164H124ZM165 163V164H164ZM168 163V164H167ZM195 163H197V164H195ZM207 163H208V165H207ZM216 165H215V164ZM221 163H224V164H221ZM230 163V164H229ZM15 164V165H14ZM23 164V165H22ZM35 166H33V165ZM63 164V165H62ZM69 164V165H68ZM92 164V165H91ZM114 164V165H113ZM117 164V165H116ZM122 164H123V166H126L127 164H128V166H126V167H124V168H126L127 169V171H124L125 169L123 168V167H116V166H122ZM129 164H132V165H129ZM138 164H140V165H138ZM141 164L143 165V167L141 166ZM167 164V165H166ZM174 164V165H173ZM176 164H178L179 165V167L177 168V166L178 165H176ZM11 167H10V166ZM18 165V166H17ZM21 165V166H20ZM26 165H28L27 167H28V169H26L25 168V166ZM66 165V166H65ZM67 165H68V167L70 168V169H67L68 167H67ZM91 165V166H90ZM101 165V166H100ZM103 165V166H102ZM116 165V166H115ZM135 165V166H134ZM154 165H156V167L154 166ZM184 165V166H183ZM212 165V166H211ZM225 165V166H224ZM227 165H229L231 168H233V172L232 171H230L229 169H230V167L229 166H227ZM7 166V167H6ZM16 166V167H15ZM31 168H30V167ZM33 166V167H32ZM38 168H37V167ZM56 166H57V168H56ZM63 166H65V167H67V168H63L62 169V167ZM89 166V167H88ZM94 166V167H93ZM98 166V167H97ZM108 166V167H107ZM129 166H133V168H131V167H129ZM137 166H140L141 168H139V167H137ZM144 166H147V167H145V170L143 169L144 168ZM148 166L151 168V167H153L152 169H150V168H148ZM161 166V167H160ZM176 166V167H175ZM182 166V167H181ZM214 166V167H213ZM218 166L221 168H218ZM242 166V169L240 168ZM43 167V168H42ZM75 167V168H74ZM101 167V168H100ZM106 167V168H105ZM131 168V169H129V168ZM159 167V168H158ZM175 169H174V168ZM187 167V169H186V172H185V168ZM206 169H205V168ZM211 167V168H210ZM226 168V169H223V168ZM229 167V168H228ZM10 168V169H9ZM14 168V169H13ZM15 168H16V171H15ZM17 168H19L20 169V171H19V169L17 170ZM35 168V169H34ZM73 168V169H72ZM84 168V170L83 171H81L82 169ZM89 168V169H88ZM97 168V169H96ZM98 168H99V170H98ZM103 168V169H102ZM109 168V169H108ZM146 168H148L147 169V171H146ZM155 168V169H154ZM183 168V169H182ZM211 170V172H209L210 170ZM214 168V169H213ZM216 168H218V169H216ZM5 169H7V170H5ZM21 169H22V171L23 172H21ZM31 169H34V170H32L31 171ZM39 169V170H38ZM49 169H51V171L49 170ZM59 169H60V171H59ZM63 171H62V170ZM65 169V170H64ZM74 169H76V170H78V171H80L79 173H78V171H75ZM80 169V170H79ZM98 170V171H96V170ZM133 169V174H131L132 172H131V170ZM139 169H141V170H139ZM174 169V170H173ZM192 169H193V171H192ZM205 169V170H204ZM13 170V171H12ZM36 170H38V171H40V173L38 172V171H36ZM47 172H46V171ZM67 170H69V172L70 171H73V172H70L69 174H68V171ZM93 172V174H92V172ZM103 170H104V172H105V170H106V172L105 173H102L103 172ZM108 170V171H107ZM115 170H116V172H115ZM118 170V171H117ZM129 170V171H128ZM169 170H172V171H169ZM182 170V171H181ZM188 170V171H187ZM191 170V171H190ZM194 170H195V172H194ZM207 170V171H206ZM224 170V171H223ZM232 170V169H231ZM10 172V174H11V172H13V174H11L12 176H14L15 177V179H14V177H12L10 174H8L7 175V173L8 172ZM34 171V172H33ZM41 171H45L44 173L43 172H41ZM55 171V172H54ZM59 173H58V172ZM64 171H66L65 173H67V175H63V172ZM90 173H89V172ZM120 171V172H119ZM123 171V173H121ZM141 171V172H140ZM143 171V172H142ZM154 172L156 175H154V173L152 174H149L150 172ZM156 171V172H155ZM165 171V172H164ZM178 171V172H177ZM203 171V172H202ZM230 171V172H229ZM5 172H7V173H5ZM17 172H19L20 174H21V176H22V178H21V176H20V174L19 173H17ZM25 172V173H24ZM28 172V173H27ZM31 174H30V173ZM36 172V173H35ZM62 172V173H61ZM99 172V173H98ZM111 172V173H110ZM112 172H113V174H112ZM125 172V173H124ZM127 172H128V174H127ZM130 172V173H129ZM146 172H149V173H146ZM158 172V173H157ZM171 172H173V174L171 173ZM182 172V173H181ZM209 174H207V173ZM218 172V173H217ZM220 172V173H219ZM226 172H227V174H226ZM5 173V174H4ZM16 173V174H15ZM36 175H35V174ZM52 173V174H51ZM55 173V174H54ZM64 173V174H65ZM72 173V174H71ZM78 173V175L76 176V174ZM88 173H89V176H88ZM110 173V175H108ZM114 173H118V175L117 174H115V176H118V177H114L115 178V181L117 180V182H114V178L112 179V175H114ZM121 175H120V174ZM170 173V174H169ZM176 173V174H175ZM180 173V174H179ZM186 173H188L189 175L190 174H193V175H190V177H191V180L189 179V181H188V179H186V178H190V177H188V174H187V176H183V175H185ZM195 173H197V174H195ZM215 173V174H214ZM217 173V174H216ZM223 173V174H222ZM225 173V174H224ZM18 174V175H17ZM22 174H24V175H22ZM28 174H29V177H28ZM33 174H34V176H33ZM57 174V175H56ZM58 174H59V176H58ZM103 174H106V175H103ZM122 174H123V176H122ZM126 174V175H125ZM147 174H149V175H147ZM163 174V175H162ZM201 174V175H200ZM214 174V175H213ZM219 174V175H218ZM220 174H221V176H220ZM229 174H231V175H229ZM16 175L18 176V179H17V177H16ZM40 175H42V177H44V175H45V177L44 178H39V177H37V176H40ZM51 175V176H50ZM52 175H54V176H52ZM62 175V176H61ZM68 175H70V176H68ZM74 175H75V177H74ZM79 175L81 176V177H79ZM97 175V176H96ZM100 175V176H99ZM131 175V176H130ZM141 175H143V176H141ZM146 177H145V176ZM158 175V176H157ZM160 175V176H159ZM165 175H166V177H165ZM169 175H171V176H169ZM178 175V176H177ZM198 175H199V177H198ZM218 175V176H217ZM224 175H225V177H224ZM227 175H228V177H227ZM6 176H7V179H6ZM56 176H57V178H56ZM63 176L65 177V179L63 178ZM67 176V177H66ZM102 176V177H101ZM104 176V177H103ZM121 176H122V178H123V180H122V178H121ZM133 176H135V177H133ZM147 176H148V178H147ZM169 176V177H168ZM180 176V177H179ZM192 176H194V179H192L193 177ZM213 176V177H212ZM5 177V178H4ZM32 177L34 178V179H32ZM38 178V179H36V178ZM48 177V178H47ZM56 178V180H55V178ZM71 177V179H70V181H69V178ZM79 179H78V178ZM88 177V179L86 180V178ZM90 177V178H89ZM95 177V178H94ZM101 177V178H100ZM111 177V178H110ZM129 179H127V178ZM138 177H142V178H139L138 180L136 179V178H138ZM151 177H152V179H151ZM153 177H155V178H153ZM179 178V180H182V181H184V182H182V181H179V180H177L178 178ZM182 177V178H181ZM185 177V178H184ZM208 177H210V178H208ZM230 177V178H229ZM237 177V178H236ZM61 178H63L64 179V181L62 180L61 181ZM73 178H75L76 180H74ZM99 178H100V180H99ZM105 178V179H104ZM118 178H120V179H118ZM126 178V179H125ZM162 178V179H161ZM171 179V178H174V179H171L170 181L168 180V179ZM200 178H201V180H200ZM213 178V179H212ZM221 178V179H220ZM225 178H226V180H225ZM230 179V181H229V179ZM13 179H14V183H13ZM17 179V180H16ZM30 179V180H29ZM42 180V182H40L41 180ZM45 179V180H44ZM46 179H47V182H46ZM50 179H52V181L50 180ZM57 179H58V181H57ZM95 179V180H94ZM104 179V180H103ZM107 179H108V183H107ZM112 181V183H111V181ZM125 179V180H124ZM142 179V180H141ZM162 181V184H161V182L159 181ZM165 179V180H164ZM196 179V180H195ZM219 179H220V181L223 183L222 184V186H220V183H219ZM12 180V181H11ZM26 180L28 181V183L26 182ZM32 180H34V181H32ZM35 180H37V181H39L40 183H39V185H40V187L43 185H45L44 186V188H45V190H44V188H43V186H42V188H40L39 189V185H38V183H37V181H35ZM83 180H85V181H83ZM88 180L90 181L91 180V182H89L88 183ZM120 180V181H119ZM150 180V181H149ZM155 180H158V182L157 181H155ZM177 180V181H176ZM198 180V181H197ZM211 180H212V182H211ZM216 182H215V181ZM218 180V181H217ZM224 180V181H223ZM10 181V182H9ZM17 181V183H15ZM18 181H19V183H18ZM31 181L32 182H34V185H35V187H34V185H33V183H31ZM52 183H51V182ZM66 181V182H65ZM73 181L75 182V184L77 183V182H80V183H77L76 185L75 184H71V183H73ZM105 181V182H104ZM123 182L124 183V185L122 184V183H120V182ZM129 181V182H128ZM134 181V183H132ZM141 181H143V182H141ZM174 181V182H173ZM186 181V182H185ZM191 181H192V184H191ZM195 181V182H194ZM45 183V184H42V183ZM70 184H69V183ZM93 182V183H92ZM101 184H100V183ZM110 182V183H109ZM113 182H114V184H113ZM138 182V183H137ZM158 184H157V183ZM160 182V183H159ZM179 183V184H177V183ZM208 182H209V184H208ZM225 182V183H224ZM229 184H228V183ZM22 183H23V185H22ZM28 185H27V184ZM48 183L50 184V185H48ZM60 184V185H58V184ZM67 185H66V184ZM85 183V184H84ZM90 183L91 184H93V185H90ZM103 183V184H102ZM107 183V184H106ZM125 183H126V186H125ZM129 183V184H128ZM147 184L146 186H145V184ZM151 183V184H150ZM156 183V184H155ZM166 183V184H165ZM184 184V185H180V184ZM189 185H188V184ZM200 185H199V184ZM211 183V184H210ZM216 183V185H214ZM25 184V185H24ZM42 184V185H41ZM54 184H56L55 186H54V188H55V190L58 192V190H59V192L57 193L55 190H54V188H52L53 186H51V185H54ZM61 184H62V186H61ZM69 184V185H68ZM88 184V185H87ZM100 184V185H99ZM108 184H111V185H109L108 186ZM134 184V187L132 186ZM153 184H155V185H153ZM160 184H161V186H160ZM173 184L174 185H176V186H173ZM187 184V185H186ZM194 184H196V185H194ZM198 184V185H197ZM205 184V185H204ZM207 184V185H206ZM218 184V185H217ZM224 184H227V185H224ZM19 187H18V186ZM22 185V186H21ZM26 185H27V187H26ZM31 185H32V187H31ZM71 185V186H70ZM81 185L83 186V187H81ZM88 188H86L85 186ZM107 185V186H106ZM116 187H115V186ZM117 185H119L118 187H117ZM136 185V186H135ZM149 185H151L150 187H149ZM152 185L154 186L153 188H152ZM158 185V186H157ZM164 185H165V187L167 186V185H170V186H167L166 188H164ZM186 185V186H185ZM213 186V188L212 189H209L211 186ZM1 186H3L2 188H1ZM10 186H12V187H10ZM17 186V187H16ZM69 186V187H68ZM121 186V187H120ZM171 186H172V189H171ZM189 186V187H188ZM194 186V187H193ZM200 186H202V188H204V189H202V188H200ZM7 187L9 188V191H7L8 189H7ZM23 187H25L24 189H26V190H24L23 189ZM57 187V188H56ZM63 187V188H62ZM65 187V188H64ZM68 189H67V188ZM83 188V189H81V188ZM175 189H174V188ZM190 189H188V188ZM216 187H217V189H216ZM223 187V188H222ZM224 187H226V188H224ZM29 188V189H28ZM35 188H37V189H35ZM50 188H52V189H50ZM70 188V189H69ZM72 188V189H71ZM85 188H86V190H85ZM108 188V189H107ZM113 188H114V190H113ZM119 188H121V189H119ZM124 188V189H123ZM145 188L146 189H148V190H145ZM158 188V189H157ZM181 188V189H180ZM194 188V189H193ZM197 190H196V189ZM220 190H219V189ZM4 190V192L5 191H7V193L5 194L4 192H3V190ZM10 189H13L12 191L10 190ZM17 189H19V190H21L22 191V193H24L23 194V196H21L22 195V193L20 192V191H18ZM31 189V190H30ZM64 191H63V190ZM76 189H77V191H76ZM91 191H90V190ZM101 189V190H100ZM106 189V190H105ZM118 189V190H117ZM142 191H141V190ZM161 189V190H160ZM163 189V190H162ZM168 189H170V190H168ZM178 189L179 190H183V191H181L180 193H179V191H178ZM188 190V191H186V190ZM225 190V191H223V190ZM17 190V191H16ZM23 190H24V192H23ZM40 193H38L37 191ZM40 190V191H39ZM41 190H42V192L44 191V192H46V191H48V192H46V193H42L41 192ZM73 190V191H72ZM80 190H81V192L83 193L84 191L86 192H84V194L86 195V194H88V195H86V198L85 199H83L84 197H85V195L84 194H82V197H81V193H80ZM103 190V191H102ZM108 190V191H107ZM112 190V191H111ZM115 190H117V191H115ZM150 190V191H149ZM204 190V192L202 193V191ZM216 190V191H215ZM218 190V191H217ZM11 191V192H10ZM28 191H30V192H32L31 194L28 192ZM33 191L35 192V194L33 193ZM50 191V192H49ZM60 191H63L62 193L60 192ZM88 191V192H87ZM90 191V192H89ZM113 193H111V192ZM120 191V192H119ZM140 191L141 192H143V193H141V194H139L140 193ZM166 191V192H165ZM168 191H169V194H170V196H168ZM174 191H177V192H174ZM186 191V192H185ZM194 193H193V192ZM197 191V192H196ZM211 191H212V193H211ZM214 191V192H213ZM17 192V193H16ZM20 192V193H19ZM26 192H27V194H26ZM66 192H68V195H69V197H68V195H66L67 193ZM78 192V193H77ZM94 192V193H93ZM97 192V193H96ZM107 192V193H106ZM136 192V193H135ZM137 192H139V193H137ZM182 192H183V194H182ZM185 192V193H184ZM190 192H192V194H190ZM200 192V193H199ZM221 194H219V193ZM226 192V193H225ZM2 193L4 194V195H2ZM8 193H10V195L8 194ZM19 193V194H18ZM48 193H49V195H48ZM75 193V194H74ZM90 193V194H89ZM134 193V194H133ZM145 193V194H144ZM197 193V195H195ZM223 193V194H222ZM238 193V194H237ZM8 194V195H7ZM32 194H34L35 195V197H34V195H32ZM51 194V195H50ZM78 194V195H77ZM103 194V196H101ZM107 194V195H106ZM108 194H110V195H108ZM119 194H120V196H119ZM137 194V195H136ZM142 194L144 195V196H142ZM147 194V195H146ZM165 194V195H164ZM167 194V195H166ZM173 194H175L174 196H173ZM187 194V195H186ZM214 194H216V195H214ZM225 194H227V195H225ZM20 196V197H18V196ZM29 195V196H28ZM38 195H40V196H38ZM41 195H42V197H41ZM52 195H55V197L54 196H52ZM64 195V196H63ZM71 195V196H70ZM80 195V196H79ZM84 195V196H83ZM114 195V196H113ZM123 195V196H122ZM129 195V196H128ZM131 195V196H130ZM164 195V197L165 198H163L162 199V196ZM179 195V196H178ZM184 195H185V197H184ZM194 195V197L195 198H193L192 196ZM203 195H207L206 197L205 196H203ZM250 195L251 196H254V197H250ZM1 196H0V198H1ZM37 196H38V198H37ZM44 196H46V197H44ZM48 196H49V198H48ZM59 196V197H58ZM110 198H109V197ZM112 196V197H111ZM117 196V197H116ZM135 196V197H134ZM140 196H141V198H140ZM147 198H146V197ZM153 196H154V198H156L155 200H154V202H153ZM156 196H158V198L160 199H157V197ZM175 197V198H173V197ZM191 196V197H190ZM201 196V197H200ZM214 197V199H213V197ZM221 196V197H220ZM8 197V198H7ZM19 199H18V198ZM26 197H28V199H29V201L27 200V198ZM33 197V198H32ZM41 197V198H40ZM53 197H54V199H53ZM61 197V198H60ZM89 197H90V199H89ZM93 197V198H92ZM121 197H123V199L121 198ZM190 197V198H189ZM198 197H200V198H198ZM203 197V198H202ZM209 197L211 198V199H209ZM217 199H219V200H217ZM22 200H21V199ZM24 198H25V200H24ZM32 198V199H31ZM71 198V199H70ZM99 198V199H98ZM104 198H106V199H104ZM112 198H115V199H112ZM118 198V199H117ZM130 200H129V199ZM136 198V199H135ZM138 198V199H137ZM139 198H140V200H139ZM169 198V199H168ZM170 198H172V199H174L175 200V202H174V200H172V199H170ZM180 198V199H179ZM193 198V199H192ZM208 199V203H211L210 205L207 203V199ZM9 199V200H8ZM12 199V200H11ZM58 199H61V201L59 202V200ZM68 200L69 202H66L65 200ZM75 201H74V200ZM80 199V200H79ZM93 199V200H92ZM102 199V200H101ZM120 199V200H119ZM128 199V200H127ZM162 199V200H161ZM201 199V200H200ZM202 199H204V200H202ZM213 199V200H212ZM244 199V200H243ZM252 199H254V201L252 200ZM2 200H3V202H5L6 203V208L8 209H6V208H4V206H5V203L3 204L2 203ZM14 200V201H13ZM16 200H18V202L19 201H22L21 203H20V205H19V203H17L16 202ZM24 200V201H23ZM34 200V201H33ZM44 202H43V201ZM50 200H52V201H50ZM54 200V201H53ZM84 200V201H83ZM87 200V201H86ZM96 200V201H95ZM123 200V201H122ZM139 200V201H138ZM141 200H143V202L141 201ZM146 202H145V201ZM157 200H159V201H157ZM166 200V201H165ZM216 200V201H215ZM246 200V201H245ZM10 201H13V203L11 204V202ZM39 201H41V202H39ZM49 201H50V203H49ZM56 201V202H55ZM79 201L82 203V204H80L79 203ZM86 201V202H85ZM93 201V202H92ZM98 201V202H97ZM100 201V202H99ZM106 201V202H105ZM130 201V202H129ZM165 201V202H164ZM194 203H193V202ZM204 201H205V203H204ZM214 201V202H213ZM218 201V202H217ZM227 201H229V202H227ZM249 201H251V203L249 202ZM253 201V202H252ZM256 201H257V204H256ZM31 203V204H28V203ZM46 202H47V204H46ZM65 202L67 203V204H65ZM83 202H85V203H83ZM103 204H102V203ZM127 202V203H126ZM138 202H140V203H138ZM145 202V203H144ZM147 202L149 203V202H153V203H149V207L148 206H146V204H147ZM159 202H161V203H159ZM162 202H163V204H162ZM167 202V203H166ZM169 202V203H168ZM216 202L217 203H219L218 205L216 204ZM227 202V203H226ZM247 202V203H246ZM2 203V204H1ZM17 203V204H16ZM36 203V204H35ZM55 204V206H54V204ZM98 203H100L99 204V206L97 205L96 206V204H98ZM107 205H106V204ZM122 203V204H121ZM141 203H143L144 205H141ZM156 203H158V204H156ZM164 203H165V205H164ZM186 203V204H185ZM198 203V204H197ZM224 203H226L225 205L223 204V206H222V204ZM229 203V204H228ZM233 203V204H232ZM7 204H9L8 206H7ZM14 204H15V207H14ZM44 204H45V207H44ZM48 204L50 205V206H48ZM56 204H57V206H56ZM79 204H80V207H79ZM92 204V205H91ZM111 204V205H110ZM124 204V205H123ZM130 204H132V205H130ZM155 204V205H154ZM236 205V207H235V205ZM239 204H240V206H239ZM241 204H243V205H241ZM246 204V205H245ZM250 204V205H249ZM26 205H28L27 207H26ZM33 205H37L36 207L35 206H33ZM40 205H42V209L40 208ZM47 205V206H46ZM70 205V206H69ZM104 205V206H103ZM113 205V206H112ZM118 205V206H117ZM139 205V206H138ZM148 205V204H147ZM152 205V206H151ZM157 205V206H156ZM168 205V206H167ZM175 205V206H174ZM179 205V206H178ZM183 205H185V206H183ZM214 205V206H213ZM220 205H221V207H220ZM229 205L231 206V209H230V207H229ZM248 205V206H247ZM257 207H256V206ZM261 205H263L262 206V208L260 207ZM19 206H20V208H19ZM62 206V207H61ZM71 206H74L75 208H76V206L78 207V208H73V207H71ZM81 206H83V207H81ZM127 207L126 208V210H124V208L125 207ZM141 206V207H140ZM143 206V207H142ZM155 206V207H154ZM161 206V207H160ZM171 206V207H170ZM177 206V207H176ZM183 206V207H182ZM193 206V207H192ZM213 206V207H212ZM238 206V207H237ZM245 206H247L248 208H249V210L248 211H252L250 214L248 213V211H247V209L248 208H245ZM11 209H10V208ZM26 209H25V208ZM32 209V208H34V211H33V209L32 210H30V208ZM53 207V209H51ZM59 207V208H58ZM97 207V208H96ZM100 207H101V209H100ZM106 207H108L109 209H111L110 210V212H109V209L108 208H106ZM134 207V208H133ZM140 208V211H136L135 212V208ZM154 207V208H153ZM170 207V208H169ZM179 207V208H178ZM181 207V208H180ZM250 207H251V209H250ZM252 207L255 209H252ZM259 207V208H258ZM17 208V209H16ZM27 208H28V212H26L25 210H27ZM56 208V209H55ZM88 208V209H87ZM91 208H93V209H91ZM99 208V209H98ZM114 210H113V209ZM121 208V209H120ZM122 208H123V210L125 211H123L122 210ZM129 208H131V210L129 209ZM148 208H150V209H148ZM153 208V209H152ZM156 208V209H155ZM160 208V210L162 211V209H163V211L161 212V211H159L158 209ZM162 208V209H161ZM166 210H165V209ZM177 208V209H176ZM183 208V209H182ZM198 210H197V209ZM225 210H224V209ZM234 208V209H233ZM236 208V209H235ZM240 208V209H239ZM256 208H258V210L259 211H257V209ZM12 209H14V210H12ZM40 209H41V211H40ZM45 209H46V211H45ZM65 209L66 210H68L67 212L65 211ZM86 209V210H85ZM107 209V210H106ZM118 209V210H117ZM142 209H144V211L142 210ZM185 209V210H184ZM189 209V210H188ZM201 209V210H200ZM206 209V210H205ZM215 209L217 210V211H215ZM233 209V210H232ZM239 209V210H238ZM12 210V211H11ZM37 210H39V211H37ZM43 210V211H42ZM63 210V211H62ZM71 210V211H70ZM77 210V211H76ZM88 210V211H87ZM92 210V211H91ZM95 210V211H94ZM97 210H99L98 211V213H97ZM105 210V211H104ZM116 210V211H115ZM130 210V211H129ZM145 210L147 211V212H145ZM151 210V211H150ZM169 210V211H168ZM195 210V211H194ZM197 210V211H196ZM203 210V211H202ZM213 210V212H211ZM224 210V211H223ZM233 212H232V211ZM240 210H242V211H240ZM245 210V211H244ZM4 211V212H3ZM6 211H8L7 213H6ZM18 211H20L19 212V214L17 215V213H18ZM23 211H25V212H23ZM54 211H57V213L59 214H57L56 212H54ZM80 211V212H79ZM113 211H115L114 213L116 214H114L113 213ZM142 211V212H141ZM151 212V214H153L152 216H151V214H150V212ZM159 211V212H158ZM164 211H166V212H164ZM172 211H173V213H172ZM194 211V212H193ZM202 213H201V212ZM220 211V212H219ZM221 211H223V213L221 212ZM226 211V212H225ZM235 211V212H234ZM247 211V212H246ZM262 211V212H261ZM13 213V217H12V213ZM37 212V213H36ZM44 212V213H43ZM68 212H70V213H68ZM94 212V213H93ZM104 212V213H103ZM112 212V214H108V213H111ZM134 212V213H133ZM144 212V213H143ZM149 212V213H148ZM156 212V213H155ZM183 212V213H182ZM198 212V213H197ZM204 212V213H203ZM210 212V213H209ZM232 214H231V213ZM238 212V213H237ZM240 212V213H239ZM246 214H245V213ZM256 213V215H255V213ZM1 213H2V215H1ZM6 213V214H5ZM22 213V214H21ZM25 213H27L28 215H26ZM36 213V214H35ZM41 213V214H40ZM67 213V214H66ZM100 213H102V214H100ZM119 213V214H118ZM139 213V214H138ZM145 213H148L147 215L145 214ZM160 213V214H159ZM170 213L173 215H170ZM187 213V214H186ZM189 213V214H188ZM197 213V214H196ZM207 213V214H206ZM220 213V214H219ZM228 214V215H223V214ZM235 213H237V214H235ZM248 213V214H247ZM254 213V214H253ZM261 213H263V214H261ZM31 214V215H30ZM55 214V215H54ZM94 214H96L95 216L97 217H95L94 216ZM108 214V215H107ZM124 214V215H123ZM136 214V215H135ZM145 218L144 220H143V223H142V219H143V217H137V216H141V215ZM150 214V215H149ZM155 214L156 215H158V216H156L155 217ZM162 214V215H161ZM165 214V215H164ZM169 214V215H168ZM209 214V215H208ZM219 214V215H218ZM222 214V215H221ZM231 214V215H230ZM19 217V220H17L18 218H17V216ZM31 217H30V216ZM44 215V216H43ZM56 215H58V216H56ZM68 215V216H67ZM70 215V216H69ZM72 215H74L73 217L74 218H72ZM75 215H76V218H75ZM93 215V216H92ZM102 215V216H101ZM116 216V218H115V216ZM133 215H135V216H133ZM188 215H189V218H188ZM199 215V216H198ZM206 215V216H205ZM214 215V216H213ZM235 215H236V217H235ZM247 215V216H246ZM5 216V217H4ZM22 216L24 217V218H22ZM29 216V217H28ZM32 216H34V217H32ZM35 216H38L36 219H34L35 218ZM40 216V217H39ZM59 216H61V217H59ZM63 216H66V219H65V217L63 218ZM77 216H79V218L77 219ZM80 216L82 217V218H84V219H82L81 218V220H80ZM84 216V217H83ZM87 216H89V217H87ZM114 216V217H113ZM129 218H128V217ZM149 216V217H148ZM151 216V217H150ZM165 216L167 217L166 219H165ZM196 216V217H195ZM222 216V217H221ZM242 216V217H241ZM246 218H245V217ZM26 217V218H25ZM28 217V218H27ZM57 217H58V219H57ZM68 217H70L68 220H67V218ZM118 217V218H117ZM126 217V218H125ZM154 217V218H153ZM159 217V218H158ZM173 219H172V218ZM188 218L190 221H188V219H186V218ZM203 217V218H202ZM215 219H214V218ZM229 217V218H228ZM238 217V218H237ZM241 217V218H240ZM250 217V218H249ZM257 217V218H256ZM8 218L9 219H11L12 220V222H11V220H8ZM13 218V219H12ZM17 218V219H16ZM46 218H47V220H46ZM54 218V219H53ZM62 218L63 219H65V220H62ZM88 218V219H87ZM98 218L100 219V220H98ZM110 218V219H109ZM119 218H120V220H119ZM204 218H206V219H204ZM233 218H235V219H233ZM239 218H240V220L241 221H239ZM248 218V219H247ZM260 218V219H259ZM3 219H4V221H3ZM17 221H15V220ZM20 219H22V222H20L21 220ZM29 221H28V220ZM38 219H40L39 221H38ZM53 219V220H52ZM86 219V220H85ZM104 219V220H103ZM113 219L115 220V221H113ZM133 219H136V220H133ZM139 219V220H138ZM150 219V220H149ZM156 219V220H155ZM163 219V220H162ZM166 221H165V220ZM175 219V220H174ZM197 219V220H196ZM199 219V220H198ZM263 221H262V220ZM36 220V221H35ZM48 220H51V221H48ZM77 220V221H76ZM85 222H84V221ZM91 222H90V221ZM98 220V221H97ZM103 220V221H102ZM108 220V221H107ZM123 220V221H122ZM126 222H125V221ZM131 220H133V221H131ZM147 222H149V223H147ZM158 220H159V222H158ZM185 220V221H184ZM196 220V221H195ZM222 220V221H221ZM237 220V221H236ZM251 220V222H249ZM253 220V221H252ZM260 220V221H259ZM3 221V222H2ZM7 222L8 223V225L6 226L5 224H7V223H4V222ZM19 221V222H18ZM26 223H25V222ZM38 221V222H37ZM47 222V223H45V222ZM52 221H54V222H52ZM55 221H56V223H55ZM58 221H61V224H60V222H58ZM71 221V222H70ZM89 221V222H88ZM110 221V222H109ZM113 221V222H112ZM122 221V222H121ZM145 221V222H144ZM160 221H162V222H160ZM218 221H220V222H218ZM239 221V222H238ZM245 221V222H244ZM248 221V222H247ZM262 221V222H261ZM1 222L3 223V224H1ZM29 222V223H28ZM58 222V223H57ZM67 222V223H66ZM79 222L81 223V224H79ZM95 222V223H94ZM97 222H99V223H97ZM104 222V223H103ZM134 222H137L136 224H140L139 226L137 225H135V223ZM151 222V223H150ZM157 222V223H156ZM190 222V223H189ZM201 222H203V223H201ZM228 222V223H227ZM255 222H257V223H255ZM13 223V224H12ZM23 223H25V224H23ZM39 223V224H38ZM49 223V224H48ZM53 224V225H51V224ZM62 223H64V224H62ZM70 223V225H69V227H68V225L67 224H69ZM111 223V224H110ZM114 223V224H113ZM116 223H119V224H116ZM122 223H124V225L122 226V225H120V224H122ZM167 223V224H166ZM221 223H222V225H221ZM224 223H225V225H224ZM238 225H237V224ZM26 224H27V226H26ZM30 224V225H29ZM46 224H48V226L50 225V227H48ZM58 224V225H57ZM66 224V225H65ZM91 224H92V226H91ZM109 224V225H108ZM129 226H128V225ZM143 224H144V226H143ZM147 225V227H146V225ZM154 224H156V225H154ZM159 224V225H158ZM189 224V225H188ZM193 226H192V225ZM213 226H212V225ZM220 224V225H219ZM20 225V226H19ZM22 225H24V226H22ZM34 225V226H33ZM60 225H62V226H60ZM75 225H77L76 226V228H75ZM104 225V226H103ZM105 225H106V227H105ZM151 225V226H150ZM163 225V226H162ZM179 225V226H178ZM181 225V226H180ZM188 225V226H187ZM224 225V226H223ZM6 226V227H5ZM16 226V227H15ZM33 228H32V227ZM36 226V228L34 229V227ZM38 226V227H37ZM43 229H41L40 227ZM57 227V228H55V227ZM60 226V227H59ZM72 226H73V228H72ZM87 226L89 227V229L87 228ZM95 228H94V227ZM125 226V227H124ZM131 226V227H130ZM186 226V227H185ZM199 226V227H198ZM226 226V227H225ZM7 227H9L8 229H9V231L7 230ZM12 227V228H11ZM13 227H15V228H13ZM18 227V228H17ZM24 227V228H23ZM27 227V228H26ZM46 227V228H45ZM53 227V228H52ZM72 228V230H71V228ZM81 227H83V228H81ZM103 227H104V229H103ZM107 227H109V228H107ZM120 227V228H119ZM124 227V228H123ZM128 229H131V230H128ZM138 227V228H137ZM140 227H142V228H140ZM151 227V228H150ZM153 227V228H152ZM182 227V228H181ZM187 227H189L188 228V231H187ZM191 227V228H190ZM216 229H215V228ZM219 227L220 228H222V229H219ZM224 227H225V229H224ZM231 229H230V228ZM237 227V228H236ZM240 227V228H239ZM260 229H259V228ZM31 230V228H32V230L34 231L35 230V232H32V230L30 231L29 229ZM58 228H59V230H58ZM61 228H63L62 230H61ZM125 228L127 229V231L125 230ZM133 228H135V229H133ZM147 228V229H146ZM149 228H150V230H149ZM155 228V229H154ZM161 228V229H160ZM195 228V229H194ZM227 228V229H226ZM262 228V229H261ZM14 229V230H13ZM18 229H20V230H18ZM24 229H26L25 231H24ZM52 229H54L53 231H52ZM56 229L58 230V231H56ZM80 229V230H79ZM93 229H94V236H93V234H91V233H93L92 231H93ZM125 230V231H122V230ZM139 229V230H138ZM170 229V230H169ZM180 229V230H179ZM182 229V230H181ZM185 229H186V231H187V233H186V231H185ZM191 229H193V231L191 230ZM202 229V230H201ZM8 231V233H7V231ZM42 230V231H41ZM47 231V233H48V236H47V233H46V231ZM51 230V231H50ZM68 230V231H67ZM73 232H71V231ZM82 230V231H81ZM86 230H87V232H88V234H87V232H86ZM103 230H104V232H103ZM109 232H108V231ZM132 230H134V231H132ZM146 230V231H145ZM162 230H165V232L164 231H162ZM174 230V231H173ZM219 230H221L220 231V233H221V235L219 236L218 234H220L219 233ZM223 230V231H222ZM228 230V231H227ZM20 231V232H19ZM23 231V232H22ZM30 231V232H29ZM41 231V232H40ZM75 231V232H74ZM79 233H78V232ZM82 232V234H80L81 232ZM89 231H91L90 233H89ZM106 231V232H105ZM136 231V232H135ZM142 231H143V234H142ZM145 231V232H144ZM148 231V232H147ZM161 231V232H160ZM191 233H190V232ZM203 231H206V232H203ZM209 231H212V233H210ZM233 231V232H232ZM234 231H235V233H234ZM17 232V233H16ZM25 232H27V233H25ZM51 232V233H50ZM53 232V233H52ZM57 232H58V235H57ZM60 232H62V233H60ZM68 232V233H67ZM85 233V235H84V233ZM98 232V233H97ZM121 232H122V234H121ZM124 232L127 234L128 232V235H124ZM153 232H155L154 234H153ZM188 232H189V235H188ZM197 232V233H196ZM202 232H203V234H202ZM213 232H215V233H213ZM218 232V233H217ZM229 232V233H228ZM258 232V233H257ZM12 233V234H11ZM24 234V236H23V234ZM64 233V234H63ZM105 233H107V234H105ZM133 233V234H132ZM135 233V234H134ZM162 233V234H161ZM169 233V234H168ZM176 233V234H175ZM193 233H194V237H193ZM213 234V235H210V234ZM217 233V234H216ZM17 236H16V235ZM30 234V235H29ZM36 234V236H33V235H35ZM56 234V235H55ZM60 234H62V235H60ZM75 234V235H74ZM79 234V235H78ZM91 234V235H90ZM96 234V235H95ZM110 234V235H109ZM117 234V235H116ZM120 234V235H119ZM132 234V235H131ZM140 234H141V236H140ZM148 234H151V235H148ZM160 234H161V236H160ZM234 235V237H233V235ZM5 235H6V237H5ZM55 235V236H54ZM60 235V236H59ZM73 235H74V237H73ZM82 235V239H81V236ZM111 236V237H113V238H111V237H109V236ZM113 235V236H112ZM120 237H119V236ZM154 235V237H156V238H154V237H152ZM156 235V236H155ZM175 235V236H174ZM178 235V236H177ZM190 235H192V236H190ZM197 235V236H196ZM198 235H199V237H198ZM209 235V236H208ZM11 236H12V238H11ZM23 236V237H22ZM26 236V237H25ZM28 236V237H27ZM38 236V237H37ZM88 236V238H89V240L88 241H86L87 240V237ZM90 236V237H89ZM105 236V237H104ZM108 236V237H107ZM132 236V237H131ZM138 238H137V237ZM172 236H173V238H172ZM185 236V237H184ZM208 236V237H207ZM16 237V238H15ZM18 237H21V238H18ZM50 237H52V238H50ZM59 237V238H58ZM68 237V238H67ZM98 239V237H99V244H98V240L96 239V238ZM129 237H130V239H129ZM149 237H152V239L151 238H149ZM167 237V239H165ZM170 239H169V238ZM177 237V238H176ZM192 237H193V239H192ZM196 237H198V238H200V241H196V240H198V238H196ZM217 238V240H216V238ZM232 237V238H231ZM9 238V239H8ZM18 238V239H17ZM62 238H63V240H62ZM72 240H71V239ZM75 238V239H74ZM77 238V239H76ZM116 240H115V239ZM120 238V239H119ZM128 238V239H127ZM132 238H133V240H132ZM136 238V239H135ZM141 239V241H140V239ZM164 238V240H162ZM177 240H175V239ZM180 238H183V239H180ZM187 238V239H186ZM190 238H191V240H190ZM202 238H204V242H203V240H202ZM213 238H214V240H213ZM221 238V239H220ZM228 238V240H226ZM12 239V240H11ZM25 239V240H24ZM65 239H66V241L67 240H70V241H65ZM75 240V243H73L74 242V240ZM85 239V240H84ZM106 239V240H105ZM139 239V240H138ZM179 239V240H178ZM207 241H206V240ZM235 239V240H234ZM18 240V241H17ZM20 240V241H19ZM23 240V241H22ZM79 240V241H78ZM84 240V241H83ZM91 240V241H90ZM123 240V241H122ZM127 240V241H126ZM137 240V241H136ZM169 240V241H168ZM219 240V242H217ZM220 240H222L221 242H220ZM233 240V241H232ZM4 241V242H3ZM9 241H11L10 243L12 244V242H13V244H14V242L16 241V243L18 244H20V245H22L23 247H21L20 245H13L12 244V246H11V244L9 243ZM92 242L93 243V245H90L91 243L90 242ZM95 243H94V242ZM107 241V242H106ZM108 241H110L109 243H108ZM113 241V242H112ZM115 241V242H114ZM125 241V242H124ZM131 241V242H130ZM144 241V242H143ZM154 241V242H153ZM157 241H158V243H157ZM174 241V242H173ZM195 243H194V242ZM217 242V243H213V242ZM224 241V242H223ZM6 242H8V244H10V245H8ZM21 242H22V244H21ZM60 242V243H59ZM61 242H63V243H61ZM76 242H78V244L76 243ZM80 242V243H79ZM89 242V243H88ZM102 242L104 243V244H102ZM116 242H118V243H116ZM121 242V243H120ZM127 242V243H126ZM136 242V243H135ZM145 242H147V243H145ZM148 242L149 243H151V242H153V243H151V244H148ZM156 242V243H155ZM165 242V243H164ZM180 242H182V243H180ZM197 242H198V244H197ZM207 242V243H206ZM4 243H6V245H8V246H6V245H3ZM65 243H66V246H65ZM72 243H73V245H72ZM116 243V244H115ZM139 243H141V245L139 244ZM155 243V244H154ZM178 243V244H177ZM191 243V244H190ZM193 243V244H192ZM28 244L30 245L29 247H27L28 246ZM35 244V245H34ZM38 244V245H37ZM75 244V245H74ZM80 244V245H79ZM82 244H83V246H82ZM108 244V245H107ZM119 246H118V245ZM122 244V245H121ZM126 244V245H125ZM130 244V245H129ZM148 244V245H147ZM153 244V245H152ZM163 244V245H162ZM173 244V245H172ZM186 244V245H185ZM207 245L208 246V244H209V246L207 247V246H203V245ZM216 245V247H215V245ZM224 245V247L222 246V245ZM32 245H34L32 248H31V246ZM58 245V246H57ZM60 245V246H59ZM63 245V246H62ZM71 245V246H70ZM96 245V246H95ZM115 245H117L118 246V248L120 249V250H118V248H117V246H115ZM127 245H129V246H127ZM132 245H133V247H132ZM139 245V246H138ZM179 245V246H178ZM184 245V246H183ZM193 245V247H192V249H189V248H191V246ZM200 247H198V246ZM210 245H213L214 247H212V246H210ZM19 246L21 247V248H19ZM78 246V247H77ZM95 248H94V247ZM97 246H98V248H97ZM102 246V248H103V250H105V252L104 251H102V248H100ZM107 248H106V247ZM120 246H122V247H120ZM131 246V247H130ZM134 246H136V247H134ZM142 248H141V247ZM143 246H145V247H143ZM153 246V247H152ZM162 246H163V248H162ZM166 246V247H165ZM178 246V247H177ZM231 246V247H230ZM233 246V247H232ZM241 246V247H240ZM244 246V247H243ZM8 247V248H7ZM64 247V248H63ZM70 247V248H69ZM72 247V248H71ZM74 247V248H73ZM75 247H76V250H77V252H78V254H80V255H82L83 256V258L80 256V255H78V256H76L77 255V252L75 253V251L76 250H74L75 249ZM81 247H83L84 248V250H83V248H81ZM90 249V250H92V251H88L87 249ZM91 247V248H90ZM111 247V248H110ZM139 247V248H138ZM150 247V248H149ZM152 247V248H151ZM170 247V248H169ZM177 247V248H176ZM184 247V248H183ZM197 247V248H196ZM214 249H212V248ZM5 248H7V249H9L10 250V253H9V251H7V249H6V251H4V249ZM26 248H27V252H26ZM28 248H31V249H28ZM62 248V250H60ZM65 248H68V249H65ZM97 248V249H96ZM117 248V249H116ZM123 248V249H122ZM128 248V249H127ZM130 248V249H129ZM149 248V249H148ZM179 248H181V250L179 249ZM208 248V249H207ZM211 248V249H210ZM218 248H220V249H217ZM225 248V250H223ZM236 248V249H235ZM238 248V249H237ZM3 249V250H2ZM25 249V250H24ZM36 249V250H35ZM64 249V250H63ZM70 249V250H69ZM108 249H109V251H108ZM125 249V250H124ZM136 249V250H135ZM152 249V250H151ZM168 249V251H166V250ZM186 249H188V250H186ZM199 249V250H198ZM201 249H204L203 251L204 252H202L201 251ZM206 249V250H205ZM245 249V250H244ZM21 250H23V252H21ZM29 250V251H28ZM30 250H32V251H34L35 250V254H34V252H32V251H30ZM67 250V251H66ZM96 250H98V251H96ZM117 250V251H116ZM164 250V251H163ZM180 251V253L178 252V251ZM198 250V251H197ZM212 252H211V251ZM231 250H232V252H231ZM239 250V251H238ZM2 251H4V252H2ZM39 251V252H38ZM51 251V252H50ZM62 251H63V253H62ZM69 251V252H68ZM84 253H83V252ZM116 251V252H115ZM122 251H124V252H122ZM125 251H126V253H125ZM144 251V252H143ZM176 251V252H175ZM184 251V252H183ZM191 251V252H190ZM198 252V254H197V252ZM206 251H209V252H206ZM244 251L246 252V253H244ZM251 251V252H250ZM6 252H7V255H6ZM30 252H32V257L34 258H32L31 257V253ZM39 254H38V253ZM41 252V253H40ZM53 252H55V253H53ZM60 252V253H59ZM66 252V254H64ZM67 252L70 254L71 252H73V254H74V256H71V255H73L72 253H71V255H67ZM87 252H89L88 254H87ZM97 252H99V253H97ZM101 252V253H100ZM108 252H112V253H114V255L113 256H117V257H119V259L117 258V257H112V255H111V253H109L108 254ZM134 252H136V253H134ZM151 252V253H150ZM174 252V253H173ZM178 252V254L176 255V257H175V255L174 254H176ZM181 252H183V254H185V255H183V254H181ZM195 252V253H194ZM206 252V253H205ZM219 252V253H218ZM225 252V253H224ZM242 252V253H241ZM262 252V253H261ZM42 253H44L43 255H42ZM48 253H51L52 254V256L51 257H49L51 254H48ZM59 253V254H58ZM86 253V254H85ZM93 253H95V254H93ZM126 254V258L124 257L125 256V254ZM130 253H132V254H130ZM133 253H134V255H133ZM143 253H144V255H143ZM150 255V256H148L147 257V255ZM162 253V254H161ZM187 253H189L188 255H187ZM191 253V254H190ZM194 255H193V254ZM210 253H212L211 255H210ZM230 253H231V256H230ZM235 253V254H234ZM238 253V254H237ZM241 253V254H240ZM248 253H250L251 254V256L253 255V256H257V257H254L253 258V256L251 257L250 256V254H248ZM253 253V254H252ZM256 253V254H255ZM21 254H23V255H21ZM26 254V255H25ZM29 255V257H27L28 255ZM34 254V255H33ZM54 254H55V256H54ZM57 254V255H56ZM101 255L102 256V258L99 256V255ZM122 256H121V255ZM124 254V255H123ZM167 254V255H166ZM181 254V255H180ZM208 254H209V258H208ZM222 256H221V255ZM226 254V255H225ZM233 254V255H232ZM239 254H240V258H239ZM246 254V255H245ZM24 255H25V257H24ZM60 255V256H59ZM86 255H87V257L88 258H86ZM94 255V256H93ZM131 255V256H130ZM135 257H133V256ZM165 255V256H164ZM195 255H197L196 257H195ZM217 255V256H216ZM242 255V256H241ZM248 256L249 255V258H246V257H244V256ZM261 255V257H263L262 259H261V257H259ZM263 255V256H262ZM8 256V257H7ZM10 256H12L11 258H10ZM36 256V257H35ZM48 258H47V257ZM56 256H59L58 257V262H57V260H55V259H57V257ZM61 256L63 257L64 256V258L63 259H61ZM65 256H66V258L67 259H69V260H66V258H65ZM84 256H85V258H84ZM151 256H152V259H151ZM158 256V257H157ZM173 256V257H172ZM177 256H181V257H177ZM185 256V257H184ZM199 256V257H198ZM202 256V257H201ZM207 256V257H206ZM213 256H215L214 257V259L212 260L211 259V257L213 258ZM219 256V257H218ZM225 256H227V257H225ZM231 257V259H233V260H231L230 259V257ZM237 258H236V257ZM16 257V258H15ZM17 257L19 258V259H17ZM22 258V260H20L21 258ZM46 257V258H45ZM54 257H56V258H54ZM128 257H132L131 259L130 258H128ZM161 257H165V258H162L161 259ZM183 257V258H182ZM203 257H205L204 259H203ZM218 257V258H217ZM222 257H223V259H222ZM7 258H9V259H7ZM14 258H15V260H14ZM29 258V259H28ZM43 258V259H42ZM50 258H52V260H53V262H52V260L50 259ZM80 258H82V259H80ZM97 258V260H94V259H96ZM116 258L118 259V260H120L121 262H123V263H121L120 261H116ZM121 258V259H120ZM125 258V259H124ZM139 258V259H138ZM140 258H142V259H140ZM157 258V259H156ZM180 258V259H179ZM208 258V259H207ZM226 258H228V259H230V263L228 262L229 260H227ZM235 258V259H234ZM238 258H239V261H238ZM10 259H11V261L13 260V262H11L10 261ZM47 259V260H46ZM88 259V260H87ZM90 259V260H89ZM181 259H185V260H182L181 261ZM210 259V260H209ZM223 260V261H219V260ZM240 259H243V260H240ZM244 259H245V261H244ZM7 260H9L8 262H7ZM29 260V261H28ZM62 260H64V261H62ZM93 260H94V262L95 263H93ZM98 260H100V261H98ZM102 260H103V262H102ZM131 260V262H129L128 263V261H130ZM140 260V261H139ZM180 260V261H179ZM209 260V261H208ZM212 260V261H211ZM214 260H216V262L214 261ZM227 260V261H226ZM236 260V261H235ZM18 262V263H16V262ZM22 261V262H21ZM110 261V262H109ZM133 261V262H132ZM137 261H139V263L137 262ZM189 261V262H188ZM205 261V262H204ZM225 261V262H224ZM232 261V262H231ZM255 261V262H254ZM7 262V263H6ZM44 262V263H43ZM46 262V263H45ZM48 262V263H47ZM69 262V263H68ZM90 262V263H89ZM116 262V263H115ZM210 262H212V263H210ZM214 262V263H213Z\"/></svg>",
  "mask_w": 264,
  "mask_h": 264
},
{
  "label": "bare ground",
  "instance_id": "obj_2",
  "mask_svg": "<svg viewBox=\"0 0 264 264\" xmlns=\"http://www.w3.org/2000/svg\"><path fill=\"white\" fill-rule=\"evenodd\" d=\"M3 1H4V0H3ZM25 1H26V0H25ZM29 1H30V0H29ZM58 1H60V0H58ZM58 1H57V2H58ZM62 1H63V0H62ZM62 1H61V2H62ZM65 1H67V0H65ZM74 1H75V0H74ZM77 1H80V0H77ZM82 1H84V3H83ZM82 1H81V2H82V5L84 4V5L86 6L85 1H87V0H82ZM96 1H97V0H94L95 3H96ZM101 1H102V0H101ZM110 1H112V0H110ZM118 1H119V0H118ZM132 1H133V0H132ZM134 1H135V0H134ZM143 1H144V0H143ZM151 1H152V0H151ZM157 1H158V0H157ZM162 1H163V3H164L165 1H169V0H165V1L162 0ZM170 1H171V0H170ZM180 1H182V0H180ZM184 1H185V0H184ZM187 1H188V0H186V2H187ZM191 1H192V0H191ZM204 1H207V0H204ZM204 1H203V2H204ZM208 1L211 2V0H208ZM208 1L206 2V5H207ZM218 1H219V0H217V2H218ZM229 1H230V0H228V2H229ZM231 1H233V0H231ZM231 1L229 2V6L232 4ZM234 1H235V0H234ZM1 2H2V1H1ZM8 2H9V1H7V3H8ZM10 2H11V0H10ZM14 2H16V1L14 0ZM22 2H24V0H22ZM34 2H35V1H34ZM41 2H42V1H41ZM45 2H46V1H45ZM47 2H48V1H47ZM57 2H56V3H57ZM61 2H59V3H60L59 5H61ZM98 2H99V1H98ZM107 2H108V0H107ZM112 2H113V1H112ZM115 2H116V4H117V0H115ZM124 2H125V0H124ZM124 2H123V3H124ZM137 2H138V4L135 2L136 7L132 6L133 8H136V10L140 8L139 6H142V5L139 4V0H138ZM147 2H148V1H147ZM147 2H146V3H147ZM171 2H172V1H171ZM177 2H178V0H177ZM186 2H182V4H183V3H186ZM193 2H194V0H193ZM193 2H192V3H193ZM195 2H196V1H195ZM200 2L202 3V1L199 0L197 3H194V4L196 5V4L200 3ZM212 2H213L214 4L216 3V4H220V5H221V3H219V2L217 3V2H215L214 0H212ZM212 2H211V3H212ZM222 2H227V0H226V1H222ZM228 2H227V3H228ZM263 2H264V1H263ZM3 3H5V2H3ZM3 3H2V4H3ZM20 3H21V2H20ZM30 3H31V2H30ZM30 3H29V5H30ZM36 3H37V2H36ZM39 3H40V2H39ZM39 3H38V4H39ZM65 3H66V2H65ZM70 3H71V0H70ZM74 3H75L74 6H76V3H77V6H76V7H78L80 2H74ZM74 3H73V4H74ZM99 3H100V2H99ZM99 3H97V4H99ZM104 3H105V0H104ZM108 3H109V2H108ZM118 3H119V2H118ZM120 3H121V2H120ZM125 3H126V2H125ZM165 3H166V5L169 4L168 2H165ZM167 3H168V4H167ZM190 3H191V2H190ZM190 3H186V4L189 5ZM213 3L211 4V7H213ZM227 3H226V4H227ZM230 3H231V4H230ZM240 3H241V2H240ZM240 3H239V4H240ZM14 4H15V3H14ZM26 4H27V2H26ZM26 4H25V5H26ZM32 4H33V3H32ZM38 4H35V5L37 6ZM47 4H49V3H47ZM62 4H63V3H62ZM90 4H92V5H90ZM90 4H89L90 6H93L94 8L96 7V6H94L93 2H90ZM106 4H107V3H106ZM106 4H105V5H106ZM116 4H115V5H116ZM121 4H122V3H121ZM126 4H127V3H126ZM133 4H134V2H133ZM141 4H142V1H141ZM151 4H153V3L151 2ZM151 4H150V5H151ZM157 4H158V3H157ZM160 4H161V3H159V5H160ZM175 4H176L175 2H174L173 5L170 4V6H168L169 8H166V7H165L166 5H165L164 7H165V8L167 9V11H168V9H170L171 5L174 7V6H176ZM177 4H179V3H177ZM194 4H192V5H194ZM202 4H203V3H202ZM202 4H200V5H201V9H202V7H203ZM224 4H225V3H224ZM226 4H225L226 7H224V8L221 7V6H223V3H222L221 6L219 5V7H217L218 5H217V6L214 5V7L216 6L215 9L221 7V8H223L224 11H225V8L228 9V5H226ZM239 4H237V5H238V8H239ZM3 5L5 6L6 4H3ZM8 5H9V4H8ZM15 5H16V4H15ZM18 5H19V4H18ZM22 5H23V4H22ZM25 5H23V6H25ZM35 5H34V6H35ZM49 5H50V4H49ZM80 5H81V4H80ZM82 5H81V6H82ZM84 5H83V6H84ZM101 5L103 6V2H101ZM115 5H114V9H115ZM127 5H128V4H127ZM130 5H132V4L130 3ZM130 5H129V7H128V8H130V11H129V10L127 11V12H129V13L131 12V6H130ZM137 5H139V6H137ZM144 5H145V4H144ZM155 5H156V3H155ZM155 5H153V6L155 7ZM159 5H158V6H159ZM161 5L163 6V4H161ZM179 5H180V4H179ZM179 5H177V6H179ZM198 5H199V4H198ZM206 5H205V6H206ZM209 5H210V4L208 3L207 6H209ZM233 5H234V4H233ZM16 6H17V5H16ZM32 6H33V5H32ZM32 6H31V7H32ZM40 6L43 8L42 3H41ZM51 6H52V5H51ZM87 6H88V5H87ZM99 6H100V5H99ZM116 6H117V8H120L119 4L116 5ZM146 6H149V4L146 5ZM146 6H145V7H146ZM151 6H152V5H151ZM162 6H159V7H160L159 9H161ZM180 6H181V5H180ZM186 6H187V5H186ZM207 6H206V7H207ZM240 6H241V5H240ZM257 6H258V4H257ZM1 7H2V5H1ZM1 7H0V8H1ZM5 7H6V9H7V6H5ZM10 7H11V5H10ZM10 7H9V9H11ZM20 7L22 8L21 4H20ZM44 7H45V5H44ZM62 7H66V6H65V5H62ZM62 7H61V8H62ZM68 7H69V6H68ZM71 7H72V5H71ZM100 7H101V6H100ZM108 7H110V6H108ZM108 7H107V8H108ZM122 7H123V6H122ZM122 7H121V9H122ZM183 7H184V4H183ZM187 7H188L187 9H189V6H187ZM211 7H209V8H211ZM214 7H213V8H214ZM230 7H231V6H230ZM233 7H235V6H233ZM12 8H13V7H12ZM24 8H26V7H24ZM32 8H33V7H32ZM36 8H37V7H36ZM49 8H53V6H52V7H49ZM49 8H48V9H49ZM88 8H89V7H88ZM101 8H102V7H101ZM128 8H127V9H128ZM148 8H149V7H148ZM157 8H158V7H157ZM157 8H156V9H157ZM199 8H200V6H199ZM203 8H204V7H203ZM207 8H208V7H207ZM6 9H5V11H7ZM9 9H8V10H9ZM17 9H18V8H17ZM44 9H47V8H44ZM54 9H56V8H53V10H51V11L54 12ZM64 9H65V8H64ZM73 9H74V8H73ZM83 9H84V8H83ZM83 9H81V10H83ZM96 9H99V8H96ZM96 9H95V10H96ZM105 9H106V6H105ZM125 9H126V8H125ZM127 9H126V10H127ZM141 9L143 10L142 7H141ZM150 9H153V7L150 8ZM159 9H158V10H159ZM171 9H172V8H171ZM171 9H170V10H171ZM181 9H182V8H181ZM184 9H185V8H183L182 10H184ZM187 9H186V10H187ZM211 9H212V8H211ZM215 9H214V10H211L212 12H211V11H209V12H211L212 15H213L214 12H215V15H216V13L220 12V10H219L218 12H216L218 9H216V10H215ZM223 9H221V11H222ZM233 9H234V8H232V10H233ZM245 9H246V7H245ZM255 9H256V8H254V10H255ZM13 10H15V8H14ZM22 10H23V8H22ZM26 10H27V9H26ZM33 10H34V9H33ZM38 10H39V8H38ZM38 10H36V11H38ZM74 10H75V9H74ZM109 10H113V9L111 8V9H109ZM136 10H135V11H136ZM146 10H147V9H146ZM174 10H175V12H176V9H174ZM177 10H178V9H177ZM182 10H181V11H182ZM186 10H184V11H186ZM194 10H195V8H194ZM205 10H206V8H204V10L200 11V12L202 13V15H203V11H205ZM228 10H229V9H228ZM228 10H226V11H228ZM232 10H231V11H232ZM234 10H235V9H234ZM234 10H233V11H234ZM238 10H239V9H238ZM242 10H244V9L242 8ZM263 10H264V9H263ZM263 10H262V11H263ZM0 11H2V10H0ZM19 11H20V9H19ZM27 11H28V10H27ZM41 11H42V10H41ZM41 11H39V13H40ZM56 11H58V10H55V12H56ZM59 11H61V10H59ZM76 11H77V9H76ZM83 11H84V10H83ZM83 11H80V12H83ZM122 11L124 12V10H122ZM148 11L151 12V10H148ZM153 11H154V10H153ZM184 11H183V12H184ZM189 11H191V10H188L186 13L189 14ZM213 11H214V12H213ZM233 11H232V12H233ZM244 11H245V10H244ZM262 11H261V12H262ZM2 12H4V11H2ZM9 12H10V11H9ZM11 12L13 13L12 10H11ZM16 12H18V11H15V13H16ZM30 12H31V11H30ZM42 12H44V11H42ZM53 12H51L52 15L55 14V12H54V13H53ZM69 12H74V11L69 10ZM84 12H85V11H84ZM92 12H93V10H92ZM97 12H99V11H97ZM100 12H101V11H100ZM112 12H113V11H112ZM114 12H115V11H114ZM133 12H134V11H133ZM137 12H138V10H137ZM159 12H162V10L159 11ZM164 12H165V11H163L162 13H159V14H158V12H153V13H154V17H155L157 14H158V16L160 17V16L163 15ZM170 12H171V11H170ZM172 12H173V10H172ZM178 12H179V10H178ZM183 12H182V13H183ZM196 12H197V11H196ZM209 12H207V10H206V12H204V14H205V13H209ZM12 13H11V14H12ZM22 13H23V12H22ZM45 13H46V11H45ZM56 13H57V12H56ZM64 13H65V12H64ZM67 13H68V12H67ZM87 13H88V12H87ZM95 13H96V12H95ZM120 13H121V12H120ZM134 13H135V12H134ZM134 13H133V14H134ZM146 13H148V12H146ZM153 13H151V15H152ZM155 13H156V14H155ZM176 13H177V12H176ZM179 13H180V12H179ZM182 13H181V14H182ZM193 13H195V11H194ZM197 13H198V15H201V14H199V12H197ZM197 13H195V14H197ZM221 13H222V12H221ZM236 13H237V12H236ZM242 13H243V12H242ZM4 14L6 15V14H8V13H5V12H4ZM9 14H10V13H9ZM9 14H8V15H9ZM18 14H19V13H18ZM18 14H17V16H19ZM25 14H26V13H23L22 15H25ZM27 14H29V13L27 12ZM42 14H44V13H42ZM46 14H47V13H46ZM48 14H50V13H48ZM51 14H50V15H51ZM71 14H72V13H71ZM88 14H89V13H88ZM101 14H102V13H101ZM131 14H132V13H131ZM131 14H129V15H131ZM137 14H138V13H137ZM139 14L141 15V12H140ZM142 14H144V13H142ZM165 14L167 15L168 13H165ZM169 14H171V13H169ZM172 14H173V13H172ZM177 14H178V13H177ZM183 14H184V13H183ZM195 14H194V15H195ZM209 14H210V13H209ZM222 14H223V13H222ZM224 14H226V12H224ZM232 14H233V15H232ZM232 14H231L232 17H234V13H232ZM237 14H240L239 11H238ZM262 14H263V13H262ZM0 15H1V14H0ZM2 15H3V14H2ZM12 15H13V14H12ZM14 15H15V14H14ZM22 15H21V16H22ZM40 15H41V14H40ZM50 15H49V16H50ZM62 15H63V14H62ZM73 15H75V14H73ZM76 15H79V14H76ZM76 15H75V16H76ZM82 15H83V14H82ZM95 15H96V14H95ZM102 15H104V13H103ZM102 15H101V16H102ZM105 15H106V14H105ZM135 15H136V14H135ZM135 15H133V16H135ZM146 15H149V14H146ZM184 15L186 16V14H184ZM184 15H183V16H184ZM198 15H196V17H198ZM202 15H201V16H202ZM205 15H206V14H205ZM205 15H203V16L206 17ZM210 15H211V14H210ZM212 15H211V17L215 16V15H213V16H212ZM217 15L219 16V14H217ZM217 15H216V16H217ZM220 15H221V14H220ZM228 15H229V12H228L227 16H225V17H227V19L231 17V15H230V17H229ZM27 16H28V15H27ZM27 16H26V18H27ZM60 16H61V15H60ZM67 16H68V15H67ZM69 16L71 17L70 14H69ZM69 16H68V17H69ZM80 16H81V13H80L79 17H80ZM83 16H84V15H83ZM83 16H81V17H83ZM86 16H87V15H86ZM106 16H107V15H106ZM106 16H105V17H106ZM127 16H128V15H127ZM127 16H126V17H127ZM143 16L145 17V14H144ZM143 16H141V18H144ZM158 16H157V17H158ZM163 16H164V15H163ZM173 16H174V15H173ZM178 16H179V15H178ZM185 16H184V17H185ZM201 16H200V17H201ZM207 16H208V14H207ZM216 16H215V17H216ZM253 16H254V14L252 15V17H253ZM1 17H2V16H1ZM7 17H9V16H7ZM76 17H77V16H76ZM79 17H78V18H79ZM95 17H99V16L96 15ZM128 17H129V16H128ZM151 17H153V16H151ZM154 17H153V18H154ZM159 17H158V18H159ZM165 17H166V16H165ZM170 17H171V15H170ZM170 17H169V20H172V21H173V19H171ZM174 17H175L174 19H177V20L179 21L178 17H176V16H174ZM179 17H181V16H179ZM192 17H193V16H192ZM194 17H195V16H194ZM194 17H193L192 19H194ZM204 17H203V19H204ZM211 17H209V18H211ZM215 17L213 18L214 20H215L216 18H218V17H216V18H215ZM235 17H237V16H235ZM235 17H234V18H235ZM250 17H251V16H250ZM255 17H256V15H255ZM255 17H254V18H255ZM262 17H263V19H264V16H262ZM3 18H4V17H3ZM5 18H6V16H5ZM13 18H14V17H12L11 19L14 21ZM22 18H23V17H22ZM22 18H21V19H22ZM24 18H25V17H24ZM24 18H23V19H24ZM26 18H25V19H26ZM28 18H29V17H28ZM32 18H33V17H32ZM32 18H31V20H30V18H29V20L32 21V20H33ZM34 18L36 19L37 17H34ZM48 18H49V17H48ZM48 18H47V19H48ZM51 18H52V17H51ZM51 18L49 19L50 21H51ZM84 18H85V16H84ZM87 18L89 19V17H87ZM87 18H85V21H86ZM124 18H125V17H124ZM155 18H156V17H155ZM158 18H157L156 20H158ZM185 18H187V17H185ZM201 18H202V17H201ZM209 18L206 17V19H204V20L206 21V20L209 19ZM220 18H221V16H220ZM223 18H224V15H223ZM234 18H233V19H234ZM237 18H238V17H237ZM245 18H246V20L249 22V20L247 19V16H245ZM254 18H252V19L254 20ZM6 19H7V18H6ZM16 19H17V18H16ZM52 19H53V18H52ZM57 19H58V17H57ZM59 19H61V18H59ZM75 19H76V18H75ZM81 19H82V18H81ZM81 19H80V20H81ZM98 19H100V18H98ZM98 19H97V20H98ZM103 19H105V18H103ZM136 19H137V16H136ZM136 19H135V23H136ZM138 19H140V18H138ZM146 19H147V18H146ZM161 19H162V17H161ZM163 19H164V17H163ZM163 19H162V20H163ZM180 19H181V18H180ZM187 19L189 20V18H187ZM187 19H186V21L188 22V24L190 23V25H189L190 27H191V25H192V26H195V27H196V26L199 27V26L202 25V21H203V25H204V22H205V21L202 19V21L200 20V21H201V24L199 23V25H198V24L193 25V24H192L193 22L190 20V21L192 22V23H191V22H189ZM198 19H199V18H198ZM198 19L195 18V20H198ZM211 19H212V18H211ZM211 19H209V22H210ZM227 19H226V20H227ZM230 19H231V18H230ZM242 19H243V18H242ZM257 19L259 20L260 18L257 17ZM2 20H3V19H2ZM4 20H5V19H4ZM7 20L9 21L10 18H8ZM65 20H66V22H67V18H65ZM71 20H72L73 23H74V21H75V20L73 21V19L70 18V21H69V22H70V25H71ZM95 20H96V19H95ZM156 20H155V21H156ZM164 20H165L166 22H167V21L169 22V20H167V18L164 19ZM218 20H219V18H218ZM220 20H221V19H220ZM226 20L224 19V21H226ZM234 20H235V19H234ZM236 20H237V19H236ZM239 20H240V19H239ZM17 21H19V20H17ZM27 21H28V19H27ZM36 21H37V20H35V22H36ZM41 21H42V20H41ZM43 21H44V20H43ZM43 21H42V22H43ZM59 21H60V20H59ZM82 21H83V19H82ZM102 21H103V20H102ZM104 21H105V20H104ZM104 21H103V23H106V22H104ZM122 21H123V20H122ZM124 21H127V22H128L127 19H125ZM137 21H138V20H137ZM142 21H143V19H142ZM142 21H141V23H142ZM147 21H148V23H149V21H150V23H151L153 20L151 21V20L149 19V20H147ZM155 21H153V22H155ZM174 21H175V20H174ZM178 21H175V22L178 23ZM183 21H184V20H183ZM186 21H185V22H186ZM193 21H194V20H193ZM215 21H216V20H215ZM224 21H222V24H223V23L225 24ZM237 21H238V20H237ZM242 21H243V25H242V26L244 27V24H245L244 22H245V21H244V20H241V22H240L241 24H242ZM259 21L261 22L262 19H260ZM259 21H258V22H259ZM14 22H15V21H14ZM23 22H24V21L22 20V24H23ZM55 22H57V21H55ZM63 22H64V20H63L62 22L60 21V23H63ZM66 22H65V23H66ZM79 22H80V21H79ZM88 22H90V20L87 21V23H88ZM92 22L97 23V22H99V21L96 22V21L93 20ZM130 22H131V21H130ZM153 22H152V23H153ZM157 22H158V25L162 24V23L159 24V22H160L159 20H158ZM166 22H165V23H166ZM168 22H167L166 25H165L166 27H167ZM180 22L183 23L182 21H180ZM180 22H179V23H180ZM209 22H207V23H209ZM217 22H218V21H217ZM248 22H246V26H248V25H247ZM251 22H255V21H251V20H250V23H251ZM3 23H4V22H3ZM3 23H2V26H3ZM6 23H7V22H6ZM8 23H9V22H8ZM15 23H16V22H15ZM27 23H28V22H27ZM33 23H34V22H32V24H33ZM36 23H37V22H36ZM57 23H58V22H57ZM57 23H56L55 26H57ZM73 23H72V25H73ZM77 23H78V22H77ZM80 23H81V22H80ZM84 23H85V22H84ZM99 23H101V22H99ZM112 23H113V22H112ZM132 23H133V22H131V24H132ZM148 23H147L146 25H148ZM150 23H149V24H150ZM171 23H172V22H171ZM171 23H169V24H171ZM179 23H178V25H179ZM181 23H180V24H181ZM194 23H196V21H194ZM205 23H206V22H205ZM240 23H239V24H240ZM261 23H262V22H261ZM11 24H12V23H11ZM24 24H25V23H24ZM24 24H23V25H24ZM37 24L39 25V22H38ZM41 24H42V23H40V25H41ZM45 24H46V23H45ZM58 24H59V23H58ZM82 24H83V22H82ZM88 24H90V23H88ZM120 24H127V25H129V24L126 23V22H125V23H120ZM136 24L139 25L138 22H137ZM153 24H155V23H153ZM169 24H168V26H169ZM173 24H174V23H173ZM173 24H172V25H173ZM184 24H185V23H184ZM186 24H187V23H186ZM217 24L221 26V21H220V24H219V23H217ZM224 24H223V26H222L223 28H224L225 25H226V24H225V25H224ZM239 24H238V25H239ZM248 24H249V23H248ZM254 24H256V23H254ZM259 24H260V23H259ZM7 25H8V24H7ZM7 25H6V26H7ZM16 25H17V24H16ZM61 25H62V24H61ZM64 25L67 26L68 23H66V24H64ZM78 25H80V24H78ZM78 25H75L76 28L78 27ZM95 25H96V24H94V26H93V24H92V26H91V25H86V27H88L89 30H90L91 27H92V28H93V27H96ZM113 25H114V24H113ZM133 25H134V24H133ZM163 25H164V24H163ZM203 25H202L201 27H203ZM208 25H210V24H208ZM208 25H207L206 27H208ZM215 25H216V24H214L215 29L218 30V29L220 28V26H219V28H218V27H216V26H218V25H216V26H215ZM262 25H263V24H262ZM12 26H13V25H12ZM20 26H21V24H20ZM24 26H25V25H24ZM27 26H28V25H26L25 27H27ZM35 26H36V29H37V25H35ZM35 26H34V27H35ZM42 26L44 27V24H43ZM51 26H53V25L51 24ZM59 26H60V25H59ZM59 26H57V28H59ZM89 26H91V27H89ZM97 26H100V25L97 23ZM102 26H103V25H102ZM105 26H106V25H105ZM110 26H111V25H110ZM153 26H156V24L153 25ZM165 26H164V27H165ZM181 26H182V25H181ZM189 26H188V27H189ZM211 26H212V22H211ZM13 27H14V26H13ZM21 27H22V28H21ZM21 27H19V29L21 28V29L23 30V26H21ZM43 27H42V30H43ZM47 27H48V26H47ZM53 27H54V26H53ZM53 27H52V28H53ZM61 27H62V26H61ZM63 27H65V26H63ZM120 27H122V25H121ZM128 27H129V26H128ZM131 27H132V26H130L129 28H131ZM134 27H135V25H134ZM134 27H133V28H134ZM144 27H145V26H144ZM144 27H143V28H144ZM160 27H161V26H160ZM162 27H163V26H162ZM170 27H171V25H170ZM170 27H168L169 30L171 29ZM175 27H176V25H175ZM188 27L186 26L184 29H187ZM198 27H196V28L199 29L200 31H201V30H204V31L206 30V28L201 29V28H198ZM248 27H249V26H248ZM250 27H251V26H250ZM3 28H4V26H3ZM7 28H8V27H7ZM7 28H6V29H7ZM30 28H31V27H30ZM38 28H39V27H38ZM44 28H45V27H44ZM54 28H56V27H54ZM57 28H56V30H57ZM67 28H69V27H67ZM80 28H81V26H80ZM98 28L100 29L101 27H98ZM102 28H104V27H102ZM107 28H108V27H107ZM115 28H116V27H115ZM129 28L126 29V30H128L127 32H129V30H131V29H129ZM135 28H136V27H135ZM145 28H146V27H145ZM156 28L158 29V26H157ZM178 28H179V27H178ZM191 28H192V27H191ZM191 28H189V29H191ZM210 28H211V27H210ZM210 28H208V29H210ZM238 28H239V26H238ZM261 28H262V27H261ZM261 28H260V30H261ZM6 29H5V28H4V30L1 29V31L3 30L2 32H5ZM9 29H10V28H9ZM12 29H13V31H14V28H12ZM19 29L17 28V30H19ZM26 29H27V28H26ZM26 29H25V30H26ZM32 29H33V28H32ZM36 29H35V30H36ZM69 29H70V28H69ZM74 29H75V28H74ZM82 29H83V28H81V32L84 31V30H82ZM84 29H85V28H84ZM96 29H97V28H96ZM151 29L153 30L154 28H152L151 25H150V30H151ZM159 29H160V28H159ZM163 29H164V28H163ZM172 29H173V27H172ZM172 29L170 30L171 32H172ZM184 29H183V31H184ZM193 29H195V28H192V30H193ZM211 29H212V28H211ZM249 29H252V30H253L252 27H251V28H248V30H249ZM10 30H11V29H10ZM35 30H34V31H35ZM39 30H40V29H39ZM48 30H49V28H48ZM48 30H47V32H48ZM63 30H64V28H63ZM65 30H66V29H65ZM97 30H98V29H97ZM105 30H106V29H105ZM108 30H109V28H108ZM108 30H106V31H107L108 34H110V33L108 32ZM160 30H161V29H160ZM176 30H177V29H176ZM176 30H175V32H176ZM199 30H198L197 33H200ZM217 30H216V32H218V31L220 32L222 29H221V30H218V31H217ZM239 30H240V29H239ZM245 30H246V29H245ZM11 31H12V30H11ZM13 31H12V32H13ZM27 31L29 32L30 29H29V30L27 29ZM32 31H33V30H32ZM36 31H37V30H36ZM40 31H41V30H40ZM49 31H50V30H49ZM59 31L63 32L62 30H60V28H59ZM59 31H58V32H59ZM66 31H67V32H68V31H71V29H70V30H66ZM75 31H77V30H75ZM85 31H87V30L85 29ZM85 31H84V32H85ZM94 31H96V30H94ZM94 31H92L93 34H94ZM101 31H102V30H101ZM106 31H105V32H106ZM111 31H113V30L111 29ZM115 31H117V29H116ZM132 31H133V29H132ZM144 31H146V30L144 29ZM144 31H143V32H144ZM155 31H156V29H155ZM158 31H159V30H158ZM158 31H157V32H158ZM166 31H168V30L166 29ZM166 31H164V33H165ZM173 31H174V30H173ZM189 31H191V30H189ZM189 31H187L188 33H187V34L185 33V35H188V34L190 33ZM208 31H209V30H208ZM208 31H205V32H208ZM214 31H215V30H214ZM214 31H213L212 33H214ZM254 31H255V30H254ZM254 31H253V32H254ZM2 32H0V34H1ZM14 32H16V31H14ZM14 32H13V33H14ZM19 32H20V34L23 33V32L21 33L20 30H19ZM19 32H18V33H19ZM28 32H26V33L29 35L30 33H28ZM41 32H42V31H41ZM43 32H44V31H43ZM53 32H54V31H53ZM53 32H52V34H54ZM67 32H66V34H67ZM98 32H99V31H97V33H98ZM130 32H131V31H130ZM137 32H139L138 29H137ZM160 32H161V31H160ZM160 32H158V33H156V34H159ZM175 32H174L173 34H175ZM185 32H186V31H185ZM191 32L194 33V31H191ZM202 32H203V31H201L200 36L197 35V37H201V36H202L201 38H203L204 36L201 35V34H204V35H205V33H202ZM216 32H215V35L217 34ZM219 32H218V33H219ZM242 32H243V31H242ZM251 32H252V31H251ZM253 32H252V33H253ZM38 33H39V31H38ZM44 33H45V32H44ZM44 33H42V35H44L43 37H45V34H44ZM69 33H70V32H69ZM69 33H68V34H69ZM82 33H83V32H82ZM87 33H89V32H87ZM145 33L147 34V31H146ZM145 33H144V34H145ZM151 33H152V32H151ZM151 33H150V34H147V35H150V36H151V35L154 34L155 32L152 33V34H151ZM162 33H163V30H162ZM166 33L168 34V32H166ZM166 33H165V34H166ZM169 33H170V32H169ZM192 33H191V34H192ZM195 33H196V29H195ZM195 33H194V34H195ZM210 33H211V32H210ZM244 33H245V31H244ZM246 33H248L247 39H248V37H250V36L253 35L252 33H251V34H252V35H251L250 32H248L247 30H246ZM246 33H245V35H246ZM254 33H255V32H254ZM257 33H259V32L257 31ZM2 34H3V33H2ZM27 34H26V35H27ZM31 34H35V32H33V33L31 32ZM31 34H30V35H31ZM49 34H50V33H49ZM49 34H48V35H49ZM52 34H51V36H52ZM59 34H60V32H59ZM68 34H67V35H68ZM83 34H84V33H83ZM95 34H96V33H95ZM105 34H106V33H105ZM116 34H117V33H116ZM123 34H124V33H122V35H123ZM129 34H130V33H129ZM173 34H171V35H173ZM183 34H184V33H183ZM238 34H239V33H238ZM249 34H250V35H249ZM5 35L7 36L6 38L9 39V36H8V35H10V34L7 35V33L5 32L4 37H5ZM39 35H40V34H39ZM39 35H37V36L39 37ZM64 35H65V34H64ZM79 35H80V34H79ZM89 35H90V34H89ZM101 35H102V33H100V36H101ZM111 35H113V33H112ZM117 35H120V34H117ZM125 35H126V34H125ZM141 35H142V33H141ZM154 35H155V34H154ZM192 35H193V34H192ZM206 35H207V37H208V35H210V34H206ZM215 35H212L213 38H214ZM219 35H220V33H219ZM222 35H224L223 32H222ZM222 35H221V38L223 37ZM243 35H244V34H243ZM255 35H256V33H255ZM259 35H261V33H260ZM263 35H264V33H263ZM263 35H262V36H263ZM0 36H1V38H4V37H2V35H0ZM14 36H15V35H14ZM14 36H12V38H13ZM18 36L21 37V36H23V34H22V35H19V34H18ZM46 36H47V35H46ZM49 36H50V35H49ZM49 36H48V37H49ZM53 36H54V35H53ZM71 36H72V35H71ZM100 36H98L97 38H99ZM123 36H124V35H123ZM133 36H134V34H133ZM139 36H140V35H139ZM157 36H158L157 38L161 37V35H157ZM176 36H177V35H176ZM176 36H175V37H176ZM178 36H179V35H178ZM178 36H177V37H178ZM188 36H191V35L189 34ZM212 36L210 35V37H212ZM240 36H242V35H238V37H240ZM256 36H257V35H256ZM256 36H252V38H253V37L256 38ZM262 36H261V37H262ZM25 37H26V36H25ZM25 37H24V38H25ZM31 37H33V36L31 35ZM54 37H55V36H54ZM68 37H69V36H67V39H69ZM72 37H73V36H72ZM72 37H71V38H72ZM78 37H79V36H78ZM92 37H94V36H92ZM92 37H91V38H92ZM107 37H108V36H107ZM126 37H127V36H126ZM146 37H147V36H146ZM155 37H156V35H155ZM165 37H166V39H165V41H166V40H167V36L165 35ZM165 37H164V38H165ZM175 37H174V38H175ZM181 37H182V38H185L184 35H181ZM181 37H180V39H182ZM193 37H194V35H193ZM193 37H192V38H193ZM195 37H196V34H195ZM197 37L195 38L196 40H197ZM245 37H246V36H245ZM261 37H260V39H262ZM1 38H0V39H1ZM12 38H11V39H12ZM14 38H15V37H14ZM16 38H17V41H18L19 39H18L17 36H16ZM57 38H58V36H57ZM62 38H64V36H62ZM83 38H84V37H83ZM85 38H90V36L87 37V35H85ZM94 38H95V37H94ZM94 38L91 39V40H94ZM108 38H109V37H108ZM129 38H131V37H129ZM140 38H141V36L137 38V39H139L138 42H139L141 45H143L142 43L145 42V41H144L145 39L143 40L144 42L141 43ZM142 38H144V37L142 36ZM149 38H150V37H149ZM149 38H148V40H147L148 42H149ZM161 38H163V37H161ZM161 38H160V39H161ZM164 38H163V39H164ZM192 38H191V39H192ZM213 38H212V39H213ZM217 38H219V37H217ZM263 38H264V37H263ZM21 39H23V38L21 37ZM25 39H28V38H25ZM30 39H31V38H30ZM41 39H42V37H41ZM50 39H51V38H50ZM65 39H66V37L64 38V40H65ZM115 39H116V38H115ZM115 39H114V40H115ZM123 39H125V38L123 37ZM170 39H171V38H170ZM176 39H179V38H175V40H176ZM185 39H186V38H185ZM185 39H184L185 42L187 41V39L191 40L190 38H187L186 40H185ZM204 39H205V37H204ZM206 39H208V38H206ZM206 39H205V40H206ZM227 39H228V38H227ZM247 39H246V40H247ZM256 39H257V38H256ZM258 39H259V36H258ZM14 40H15V39H14ZM32 40H34V39H32ZM53 40L55 41L56 39L54 38ZM60 40H62V39L59 38V41H60ZM64 40H62V43H63V44H64V42H65ZM69 40H70V39H69ZM69 40H68V42H69ZM73 40H74V39H73ZM79 40H81V39L79 38ZM79 40H78V41H79ZM86 40H87V39H86ZM88 40H90V39H88ZM91 40H90V41H91ZM97 40L99 41V39H97ZM100 40H101V39H100ZM103 40H104V39H103ZM103 40H101V42H102ZM105 40H106V39H105ZM105 40L103 41L104 44H105ZM107 40L109 41V39H107ZM117 40H119V39H117ZM135 40H136V39H135ZM150 40L152 41V38H151ZM153 40H154V38H153ZM161 40H162V39H161ZM171 40H172V39H171ZM205 40H204V41H205ZM208 40H209V39H208ZM210 40H211V39H210ZM210 40H209L208 42H210ZM243 40H244V39H243ZM1 41H2V39H1ZM8 41H10V40H8ZM12 41H13V39H12ZM12 41H11V42H12ZM15 41H16V40H15ZM29 41H30V40H29ZM34 41H36V40H34ZM37 41H38V40H37ZM45 41H46V40H45ZM47 41H48V40H47ZM78 41H77V42H78ZM98 41H97V42H98ZM108 41H107V42H108ZM155 41H156V40H155ZM162 41H163V40H162ZM182 41H183V40H182ZM206 41H207V40H206ZM206 41H205V42H206ZM215 41H216V40H215ZM215 41H214V42H215ZM229 41H230V39H229ZM252 41H253V40H252ZM2 42H4V41H2ZM2 42H0V43H2ZM6 42H7V41H5V43H6ZM25 42H26V41L23 40V43H25ZM39 42H40V41H39ZM72 42H73V41H70L69 43L71 44ZM84 42H85V41H84ZM92 42L94 43L95 41H92ZM97 42H96V44H97ZM109 42H110V41H109ZM111 42H112V41H111ZM124 42H125V41H124ZM179 42H181V40H179ZM179 42H177V43H179ZM190 42H191V41H190ZM190 42H189V43H190ZM196 42H197V41H196ZM225 42H226V39H225ZM225 42H224V43H225ZM248 42H249V41H248ZM5 43H3V44H5ZM7 43H10V42H7ZM18 43H20V42H18ZM23 43H22V44H18V45H19V46H20V45H23ZM26 43H29V42H26ZM35 43H36V42H35ZM59 43H61V42H59ZM69 43L67 44V45H68V49H69ZM73 43H74V42H73ZM89 43H90V42H89ZM89 43H88V45H87V42H86L85 44H84V43H83V44H84L85 47L87 48V46H88V47L90 46ZM112 43H113V42H112ZM112 43H111V44H112ZM121 43H122V42H121ZM127 43H128V46H129V44H131V42L129 43V42L126 41V44H127ZM139 43H137L138 46H139ZM146 43H147V42H146ZM152 43H154V42L152 41ZM155 43H156L157 46H158L159 43H157V42H155ZM170 43L172 44V41H171ZM182 43H183V42H182ZM191 43H192V42H191ZM191 43L189 44V47H188V48H190L191 46H193V45H191ZM227 43H228V42H227ZM231 43H232V42H231ZM234 43H235V42H234ZM234 43H232V44L234 45ZM237 43H239V42L236 41V44H235V45H236V48H235V49H237V46H238ZM3 44H1V46H2ZM13 44H14V42H13ZM13 44H12V45H13ZM29 44H30V43H29ZM29 44H28V45H29ZM37 44H38V43H37ZM42 44H43V43H42ZM45 44H47V43H45ZM50 44H51V43H50ZM55 44L59 45V44H58V41L55 42ZM55 44L51 45V48H52V47H55V46H54ZM78 44H79V43H78ZM78 44H77V45H78ZM94 44H95V43H94ZM104 44L101 45L102 48H105V47H103ZM107 44H108V43H107ZM107 44H106V45H107ZM113 44L115 45V42H114ZM133 44H134V42H133ZM133 44H132V46H133ZM167 44H168V43H167ZM180 44H181V43H180ZM192 44H194V43H192ZM202 44H203V43H202ZM210 44H211V43H210ZM240 44H242V43H240ZM240 44H239V46H241V48L243 49V47H244L243 44H242V45H240ZM246 44H247V43H246ZM253 44L256 45L257 43H252L251 45H253ZM261 44H262V43H261ZM14 45H17L16 42H15ZM14 45H13V46H14ZM24 45H25V44H24ZM24 45H23V46H24ZM32 45H33V41H32ZM57 45H56V47H57ZM86 45H87V46H86ZM109 45H110V44H108L107 46H109ZM134 45H135V44H134ZM144 45H145V43H144ZM146 45H147V46H150L149 43L146 44ZM182 45H183V44H182ZM184 45H186V46L184 47ZM184 45H183V48H185V50H186L188 45H187V43H184ZM190 45H191V46H190ZM213 45H215V44H213ZM213 45H212V47L214 48ZM7 46H9V48H10V44H9V45L6 44V46H4V47H6V49L4 48L5 50L9 49ZM23 46H20L19 49H20L21 47L23 48ZM26 46H27V44H26ZM37 46H38V47H39V46L41 47L42 45L39 44V45H36V47H37ZM47 46L49 47V45H47ZM47 46H46V47H47ZM64 46H65V44H64ZM97 46H98V45H97ZM97 46L94 45V47H96L97 50H98V47H99V46H98V47H97ZM107 46H106V47H107ZM112 46H113V45H112ZM115 46H116V45H115ZM125 46H126V45H125ZM135 46H136V45H135ZM147 46H145V47L147 48ZM151 46H152V44H151ZM164 46H165V44H164ZM172 46L175 47L174 45H172ZM180 46H181V45L178 44V46H176V47L180 48ZM201 46H202V45H201ZM239 46H238V47H239ZM248 46H250V45H248ZM257 46H258V45H257ZM263 46H264V45H263ZM2 47H3V46H2ZM2 47H0V48H2ZM14 47H16V46H14ZM29 47H31L30 49H32V47H33L34 49H39L38 47H37V48L34 47V45H33V46H29ZM56 47H55V48H56ZM60 47H61V46H60ZM60 47H59V48H60ZM78 47H79V46H78ZM78 47H77V48H78ZM82 47H84V46H82ZM109 47H111V46H109ZM123 47H124V46H123ZM123 47H122V49H123ZM126 47H127V46H126ZM140 47L142 48V46H140ZM166 47H167V48H168V47L171 48V46H169V45L166 46ZM203 47H204V46H203ZM223 47H224V44H223ZM226 47H227V46H226ZM246 47H247V46H245L244 48L247 49V51H251L250 49H252V48H249V49H248V47H247V48H246ZM252 47H254V45H253ZM259 47H261V45H260ZM11 48H12V46H11ZM49 48H50V47H49ZM49 48H48V49H49ZM51 48H50V51L52 50V51L54 52V50L51 49ZM59 48H56V49H59ZM64 48L67 49V47H64ZM89 48H90V47H89ZM89 48H88V49H89ZM100 48H101V47H100ZM113 48L116 49L117 47H114V46H113ZM129 48H130V47H129ZM129 48H127L128 53H130L129 51H132V50H133V51H132V54H133V52H134L133 47H132V50L129 49ZM134 48H135V47H134ZM148 48H149V47H148ZM155 48H156V47H155ZM204 48H205V47H204ZM204 48H203V49H204ZM209 48H210V46H209ZM232 48H233V47H231V49L229 48L230 50L228 49L229 52H230V51L233 52ZM257 48H258V47H257ZM16 49H18V48H16ZM16 49H15V51H18V50H16ZM26 49H27V48H26ZM40 49H41V48H40ZM40 49H39V50H40ZM46 49H47V48H46ZM56 49H55V50H56ZM60 49H62V48H60ZM66 49H65V50H66ZM68 49H67V50H68ZM73 49H74V48H73ZM75 49H76V48H75ZM78 49H80V48H78ZM111 49H112V47H111ZM111 49L109 48L110 51H111ZM119 49H121V48H119ZM119 49H118L117 51H120ZM165 49H166V48H165ZM181 49H182V48H181ZM181 49H179V51H180ZM191 49H192V48H191ZM193 49H194V48H193ZM193 49H192V51H193ZM199 49H200V48H199ZM242 49H241V50H242ZM1 50H2V49H1ZM5 50H4V51H5ZM12 50H13V48H12ZM67 50H66V51H67ZM80 50H81V49H80ZM86 50H87V49H86ZM86 50H84V51H86ZM92 50L95 51L93 48H92ZM102 50H103V49H102ZM105 50H106V49H105ZM142 50H144V52H148V51H149L148 53H151V52H154V51H155V50H151V51L148 50V51H147V50L144 49V48H142ZM145 50H146V51H145ZM156 50H157V48H156ZM170 50H171V49H170ZM170 50H169V51H170ZM176 50H177V49H176ZM176 50H175V53H176ZM204 50H205V49H204ZM212 50H213V49H212ZM221 50H222V49H221ZM225 50H227V49H225ZM228 50H227V51H228ZM255 50H256V48H255ZM255 50H253V51L255 52ZM259 50H260V49H259ZM262 50H263V49H262ZM7 51H8V50H7ZM7 51H6V52H7ZM24 51H26V50L24 49ZM28 51H31V50H28ZM35 51H36V50H35ZM43 51H44V50H43ZM43 51L41 50L40 52L42 53ZM45 51L48 52L47 50H45ZM50 51H49V52H50ZM56 51H57V50H56ZM68 51H69V50H68ZM73 51H74V50H73ZM73 51L71 52V50H70L71 53H73ZM76 51H78V50H76ZM82 51H83V48H82ZM88 51H89V50H88ZM93 51H92V52H93ZM112 51H113V50H112ZM135 51H136V49H135ZM166 51L168 52V49H167ZM171 51H172V50H171ZM179 51H178V52H179ZM188 51H189V50H188ZM188 51H187V53H188ZM197 51H198V50L196 49V52H197ZM242 51H243V50H242ZM257 51H258V50H257ZM257 51H256V52H257ZM1 52H2V51H0V55H1ZM13 52H14V51H13ZM53 52H50V53H52V55H53ZM60 52H61V51H59L58 53H60ZM101 52H102V53H101ZM101 52H100V53H101L100 55H102L103 57L106 56V55H109V52H108V51H107L108 54H106V55H104L106 52L103 53L104 50L101 51ZM113 52H114V51H113ZM113 52H112V53H113ZM121 52L123 53L124 50H121ZM121 52H120V53H121ZM138 52H139V51H138ZM141 52H142V51H140V53H139L138 55H136V57H138L137 60H139V57H143V56H144V54L141 53ZM156 52H157V51H156ZM156 52H154V53H156ZM164 52H165V51H164ZM172 52H173V51H172ZM172 52H171V53H172ZM181 52H182V51H180L179 53H181ZM183 52L186 53V51H184V50H183ZM198 52H201V53H202V51H198ZM198 52H197V53H198ZM203 52H204V51H203ZM208 52H209V50H208ZM235 52H236V51L234 50V53H235ZM237 52L239 53L240 50L237 51ZM251 52H252V51H251ZM2 53H3V52H2ZM4 53H5V52H4ZM7 53H8V55H10V52H7ZM15 53H16V52H15ZM18 53H20V55L24 56L23 54H21L20 51H18ZM18 53H17V54H18ZM30 53H31V52H30ZM32 53H33V56H31V57H35V58H31V57H30L31 59H30V58H24V57H23L24 59H23L22 57H20V58L18 57V58H19V59H23V60H26V59H29V60H32V59L34 60V59H35V60H36V57H37L38 55H37V56H36V55L34 56V52H33V50H32ZM35 53H36V52H35ZM58 53H57V54H58ZM61 53H62V52H61ZM78 53H79V55H81V54H80V51H79ZM78 53H77V54H78ZM86 53H87V52H86ZM86 53L84 52V55H82V56L85 57V56L87 55ZM110 53H111V52H110ZM112 53H111V54H112ZM114 53H115V52H114ZM114 53H113V54H114ZM157 53H158V52H157ZM165 53H166V52H165ZM175 53H173V54L175 55ZM179 53H178V54H179ZM185 53H184V54H185ZM189 53L191 54L192 57H194V55H192L191 52H189ZM194 53H195V50H194ZM242 53H245V50H244V52H242ZM13 54H14V53H13ZM28 54H29V52H28ZM28 54H27V55H28ZM37 54H39V52H38ZM43 54H44V53H43ZM48 54H49V53H48ZM57 54H56V55H57ZM62 54H65V52L62 53ZM62 54H60V55H62ZM75 54H76V52H75ZM82 54H83V53H82ZM88 54H89V53H88ZM97 54H98V52H97ZM111 54H110V55H111ZM125 54H126V53H125ZM140 54H143V56H139ZM145 54L147 55V53H145ZM166 54H167V53H166ZM173 54H171V55H173ZM184 54H182L184 57H185V56H186V57H189V56H187L188 54H186V55H184ZM190 54H189V55H190ZM198 54H199V53H198ZM202 54L204 55V53H202ZM202 54H200V55H198V56H201ZM222 54H223V53H222ZM227 54H228V52H227ZM250 54H251V53H250ZM250 54H248V56H249ZM2 55H3V54H2ZM2 55H1V56H2ZM6 55H7V54H6ZM41 55H42V54H41ZM65 55H67V54H65ZM65 55H64V58H65ZM72 55H74V54H72ZM110 55H109V56H110ZM114 55H117V52H116V54H114ZM126 55H127L128 57L125 56V57L123 58L124 60H125V58H126V60L128 61L129 59L132 58L131 54H126ZM129 55H130L131 57H130ZM148 55H149V54H148ZM148 55H147V57H148L147 59H148L149 62H151L150 60H154V59H151ZM154 55H155V54H154ZM156 55H157V54H156ZM156 55H155V56H156ZM159 55H161V54H159ZM162 55H164L163 52H162ZM208 55H209V54H208ZM228 55H229V54H228ZM232 55H233V54H232ZM232 55H231V56H232ZM255 55H256V54H255ZM11 56H12V55H11ZM14 56H15V58L17 57L15 54H14ZM18 56H19V55H18ZM39 56H40V55H39ZM47 56L49 57L50 55H47ZM70 56H71V55L69 54V60H70ZM88 56H90V55H87V56H86L87 58H85V59L88 60ZM91 56H92V55H91ZM97 56H99V55H97ZM97 56H96V57H97ZM102 56H100V57H101V58H100L101 60L103 59ZM109 56H108V57H109ZM111 56H112V55H111ZM117 56H119V53H118ZM168 56H169V54H168ZM176 56H178V55H176ZM205 56H207V55H205ZM231 56L229 55L228 57H231ZM237 56H238V55H237ZM243 56H244V54H243ZM252 56H253V54H252ZM4 57H5V55H4ZM25 57H26V56H25ZM27 57H29V55H28ZM41 57H42V56H41ZM41 57H40V59H39L40 62H41L42 59L44 58V57H42V59H41ZM45 57H46V55H45ZM56 57L58 58L59 56L57 55ZM66 57H67V56H66ZM75 57H76V56H75ZM84 57H81V58H84ZM94 57H95V56H92V57H90V58H94ZM108 57H107V56L104 57V59H105L104 61L108 62V61H109V58H108ZM129 57H130V58H129ZM136 57H135V58H136ZM153 57H154V56H153ZM153 57H152V58H153ZM163 57H164V56H163ZM172 57H173V56H172ZM172 57H170V58H172ZM180 57L182 58L181 54H180ZM180 57H179V58H180ZM213 57H214V55H213ZM233 57H235V56H233ZM240 57H241V55H240ZM240 57H239V58H240ZM244 57L246 58V56H244ZM257 57H259V56H257ZM1 58H2V57H1ZM6 58H8V57L6 56ZM6 58H5V61H6L5 64L7 65V61H8V63H9V61L13 58V56L11 57L10 60H6ZM9 58H10V57H9ZM9 58H8V59H9ZM15 58H13V60H14ZM46 58H47V57H46ZM46 58H45V60H46ZM49 58H50V57H49ZM49 58H47V62L49 61ZM54 58H55V57H54ZM67 58H68V57H67ZM77 58H80V56L77 57ZM106 58H107L108 60H106ZM110 58H111V57H110ZM113 58H114V56H113ZM115 58H116V57H115ZM128 58H129V59H128ZM135 58H133V60H134ZM166 58H168V57L165 56L164 61L166 60ZM176 58H177V57H176ZM179 58H177V60H179ZM181 58H180V61H179V62H181ZM196 58L198 59V57H196ZM201 58H202V56L200 57V59H201ZM205 58H206V57H205ZM208 58H209V57H208ZM225 58H226V57H225ZM225 58H224V59H225ZM231 58H232V57H231ZM237 58H238V57H237ZM237 58L235 57L234 59H237ZM260 58H261V57H260ZM16 59H17V58H16ZM37 59H38V57H37ZM52 59H53V57L50 58V61H51ZM58 59H59V58H58ZM60 59H61V57H60ZM60 59L58 60V62L61 61ZM71 59H74V58L72 57ZM95 59L98 60L99 57H98V58H95ZM100 59H99V60H100ZM143 59L145 60V58H143ZM158 59H159V58H158ZM162 59H163V58H162ZM162 59L160 60V62L163 61ZM172 59H173V58H172ZM184 59H185V62H184V63H186V58H184ZM193 59H194V58H193ZM197 59H196V60L194 59V60L197 61ZM202 59H203V58H202ZM202 59H201V60H202ZM206 59H207V58H206ZM206 59H205V60H206ZM214 59H215V58H214ZM216 59H217V58H216ZM227 59H228V58H227ZM234 59H233V60H234ZM242 59H243V57H242ZM248 59H249V58H248ZM248 59H246V61H247ZM29 60H28V61H29ZM35 60H34V61H35ZM39 60H37L36 62L38 63ZM75 60H76V59H75ZM92 60H94V59H92ZM99 60H98V62H99ZM101 60H100V61H101ZM140 60H142V59L140 58ZM140 60H139V62H140ZM144 60H143V62H144ZM201 60H200V62H201ZM228 60H229V59H228ZM243 60H244V59H243ZM243 60H242V62H243ZM263 60H264V59H263ZM0 61H2V60L0 59ZM3 61H4V60H3ZM26 61H27V60H26ZM28 61H27V62H28ZM34 61H33V62H34ZM56 61H57V60H55L53 64H55ZM72 61H73V60H72ZM85 61H86V60H85ZM104 61H103V65L105 64ZM110 61H111V60H110ZM113 61H115V60L113 59ZM116 61H117V58H116ZM129 61L131 62V60H129ZM129 61L127 62V64L129 63ZM135 61H136V59H135ZM135 61H133V62H135ZM155 61H156V59H155ZM174 61H175V57H174ZM174 61H173V62H174ZM188 61H189V59H188ZM188 61H187V62H188ZM192 61H193V60H192ZM230 61H232V60H230ZM257 61H258V60H257ZM257 61H256L255 63H257ZM10 62H11V61H10ZM30 62H31V61H30ZM40 62H39V64H41V68H42V67H43V66H42L43 64L40 63ZM44 62H45V61H44ZM44 62H43V63H44ZM47 62H46V63H47ZM52 62H53V60H52L51 62H49V63L52 64ZM58 62H57L56 65H58ZM62 62H63V61H62ZM64 62H65V60H64ZM66 62H67V61H66ZM70 62H71V61H70ZM74 62L76 63V61H74ZM78 62H79V60H78ZM81 62H84V61L82 60ZM81 62H79V63H81ZM90 62H91V59H90ZM96 62H97V61H96ZM96 62H93V63L91 62V65H92V64L94 65V63H96ZM101 62H102V61H101ZM101 62H100V63H101ZM117 62H119V61H117ZM117 62L114 63V66H115V64H117ZM120 62H121V61H120ZM120 62H119V63H120ZM122 62H123V61H122ZM137 62H138V61H137ZM137 62H136V63H137ZM145 62H146V61H145ZM171 62H172V61H171ZM173 62H172V63H173ZM179 62H177V66H178V67H177L176 65H174V64H176V62H174V64H173L174 66H176V69H177L176 72H177V73H178V68H179V66H181V64H182V62H181V64H180ZM202 62H203V61H202ZM212 62L214 63V60H213V61L211 60V63H212ZM1 63H2V62H1ZM1 63H0V65H1ZM14 63L16 64L17 61H14L13 64H14ZM20 63H22V64H23V63H24V64H33V63H26V62H23V61H22V62H21V61L19 62V60H18V64H19V66H20ZM34 63H35V62H34ZM46 63H45V64H46ZM68 63H69V62H68ZM72 63H73V62H71V68H74V67H72ZM75 63H74V64H75ZM79 63H76V65L78 64V65H81L80 67H83L84 64L82 65V64H79ZM84 63H86V62H84ZM110 63H113V62H110ZM141 63H142V61H141ZM178 63H179L180 65H179ZM184 63H183V67H184ZM237 63H238V60H237ZM3 64H4V63H3ZM11 64H12V62L9 63V65H7V66H9V68H7V69H10V65H11ZM13 64H12V65H13ZM59 64H60V63H59ZM65 64H66V63H65ZM74 64H73V65H74ZM97 64H98V63H97ZM97 64H96V65H97ZM101 64H102V63H101ZM133 64H135V63H133ZM139 64H140V63H139ZM148 64H149V63H148ZM189 64H190V63H189ZM193 64H195V63L193 62ZM202 64H203V63H202ZM251 64H252V63H250V65H251ZM12 65H11V66H12ZM34 65H35V64H33V66H34ZM56 65H55V66H56ZM86 65L88 66V64H86ZM129 65H130V64H128L127 66L129 67ZM141 65L143 66V64H141ZM141 65H140V66H141ZM144 65H145V64H144ZM146 65H147V64H146ZM150 65L152 66L153 64L150 63ZM150 65H149V67H150ZM158 65H159V63H158ZM158 65H156V66H158ZM208 65H209V64H208ZM214 65H215V64H214ZM220 65H221V64H220ZM234 65H235V63H234ZM14 66H15V65H13V67H14ZM21 66H22V65H21ZM24 66H26V69H27V65H23V67H24ZM28 66H29V65H28ZM31 66H32V65H31ZM33 66H32V67H33ZM38 66H39V67L36 66V68H40V65H38ZM46 66H47V64H46ZM46 66H45V67H46ZM48 66H49V65H48ZM53 66H54V65H53ZM53 66L51 67V70H52V68H55V66H54V67H53ZM74 66H75V65H74ZM98 66L100 67V65H98ZM109 66H110V65H109ZM109 66H108V67H109ZM112 66H113V65H112ZM114 66H113V67H114ZM123 66H124V65H123ZM131 66H132V65H131ZM134 66H135V65H133L131 69H133ZM140 66L138 65L137 68H139ZM156 66L151 67V68H153V70L150 69L151 72L156 70L155 72L157 73V71H160V70H161V68H160L159 66H158V67L160 68V70H158L159 68L156 67ZM164 66H166V64H165ZM164 66H163V69H164ZM192 66H193V65H192ZM222 66H223V65H222ZM222 66H220V67H222ZM228 66H230V65H228ZM254 66H255V65H254ZM0 67L2 68L3 65H1ZM15 67H16V66H15ZM15 67H14V69H15ZM49 67H50V66H49ZM58 67H59V66H58ZM62 67H63V66H62ZM67 67H68V66H67ZM75 67H76V66H75ZM80 67L74 69V71H75V70H80ZM95 67H97V66H95ZM113 67H112V68H113ZM128 67H125V66H124V69H125V68L127 69ZM155 67H156V69L154 70ZM171 67H172V65H170V70H172ZM185 67H186V65H185ZM185 67H184V68H185ZM189 67H191V65H190ZM194 67H195V66H194ZM226 67H227V66H226ZM226 67H224L223 69H225ZM231 67H234V66H231ZM237 67H238V66H237ZM255 67H256V66H255ZM1 68H0V70H1ZM3 68L6 69V66L3 67ZM28 68H29V67H28ZM30 68H31V67H30ZM41 68H40V69H41ZM46 68H48V67H46ZM68 68H69V67H68ZM68 68H67V69H68ZM83 68H85V67H83ZM109 68H110V67H109ZM121 68H123V67H121ZM137 68H136V69L134 68V69L137 71ZM140 68H141V67H140ZM140 68H139V69H140ZM165 68H166V67H165ZM181 68H182V66H181ZM181 68H179V69H180L179 71H183V70H181ZM184 68H182V69H184ZM195 68H196V67H195ZM215 68H216V67H215ZM18 69H19V68H18ZM26 69H25V70H26ZM31 69H32V68H31ZM44 69H45V68H42V72H43ZM55 69H56V70H57V69L59 70V68H55ZM60 69H62V68H60ZM65 69H66V68H64V70H65ZM81 69H82V68H81ZM85 69H88V68H85ZM91 69H92V68H91ZM113 69H114V68H113ZM115 69H116V67H115ZM118 69H119V66H118L117 70H118ZM124 69H122L123 72H124ZM142 69H143V72H144V71H145V66L142 67ZM146 69H147V68H146ZM188 69H190V68H188V66H187V71H188ZM202 69H204V68H202ZM216 69H217V68H216ZM220 69L222 70V68H220ZM220 69H219V70H220ZM226 69H228V68H226ZM234 69H235V67H234ZM11 70H12V69H11ZM22 70H23V68H22ZM29 70H30V69H28V71H29ZM32 70H35L34 67H33ZM32 70H31V71H32ZM38 70H39V69H38ZM53 70H54V69H53ZM94 70H95V71H94ZM94 70H93V71L96 72L97 69L95 68ZM105 70H107V69H105ZM109 70H110V69H108V71H109ZM127 70H128V69H127ZM150 70H148V71H150ZM190 70H191V69H190ZM190 70L188 71V73H190ZM229 70H230V69H229ZM1 71H2V70H1ZM4 71H5V70H4ZM4 71H3V73L6 72V71H5V72H4ZM7 71H8V70H7ZM14 71H15V70H14ZM18 71H19V70H18ZM20 71H21V70H20ZM28 71H27V72H28ZM45 71H46V69H45ZM74 71H69V72H74ZM82 71H83V70H82ZM82 71L80 70L79 72H82ZM85 71H86V70H85ZM85 71H84V72H85ZM87 71H88V70H87ZM89 71H90V69H89ZM89 71H88V72H89ZM97 71H99V70H97ZM108 71L105 72V74H107V76H108ZM161 71H162V70H161ZM184 71H186V70L184 69ZM184 71H183V73H184ZM222 71H223V70H222ZM236 71H237V70H236ZM9 72H10V71H9ZM9 72H8V74H7V72H6V74H7V75H11L12 73L10 72L11 74H9ZM15 72H16V71H15ZM25 72H26V71H25ZM32 72H34V71H32ZM32 72H31V74H30V71H29V74H27V73H26V74H27L28 76H30V75H32ZM37 72H38V71H37ZM39 72H40V71H39ZM39 72H38V73H39ZM42 72H40V73H42ZM49 72H50V68H49ZM49 72H48V73H49ZM65 72H66V71H65ZM69 72H68V73H69ZM77 72H78V71H77ZM77 72H76V73H77ZM79 72H78V73H79ZM117 72H119V70L116 71V72H114V73H117ZM123 72H121V73H123ZM141 72H142V71H141ZM143 72L140 73V71H139L138 73H140V74L142 75ZM162 72H164V71H162ZM167 72H169L168 75L171 74V71H167ZM191 72H194V71L191 70ZM210 72H211V71H210ZM234 72H235V71H234ZM234 72H233V74H234ZM258 72H259V71H258ZM0 73H1V72H0ZM19 73L21 74V72H19ZM22 73H23V71H22ZM44 73H45V72H44ZM78 73H77V75H78ZM89 73H91V71H90ZM97 73H98V72H97ZM101 73H102V72H101ZM114 73H113V74H114ZM125 73H126V72H125ZM125 73H124V74H125ZM128 73H129V71H128ZM185 73H186V72H185ZM194 73H195V75H196L197 71H195ZM212 73H213V72H211V75H212ZM225 73H228V71L225 72ZM237 73H238V72H237ZM240 73H241V72H240ZM13 74H16V76H17V73H13ZM13 74H12V75H13ZM26 74H25V76H26ZM33 74H36V72H34ZM46 74H47V73H46ZM61 74H62V73H61ZM63 74H64V73H63ZM63 74H62V75H63ZM72 74H73V73L68 74L69 76L67 75V77H69L68 79H70V77H71ZM92 74H93V72H92ZM103 74H104V72H103ZM109 74H111V71H110ZM126 74H127V73H126ZM126 74H125V77H126V76H129L130 74H131L132 76H133L134 74L137 75L135 72H134V74H133V73L131 72V70H130L129 75H128V74L126 75ZM144 74H147V73L144 72ZM148 74H149V73H148ZM150 74H151V73H150ZM157 74H159V73H157ZM178 74H179V73H178ZM178 74H176L177 77H178ZM201 74H202V73H200V75H201ZM203 74H204V73H203ZM203 74H202V75H203ZM223 74H224V72H223ZM233 74H231V75H233ZM0 75H1V74H0ZM4 75H5V74H3L2 77H3ZM12 75H11V77H12ZM18 75H19V74H18ZM38 75H39V74H38ZM51 75H52V74H51ZM51 75H50V76H51ZM62 75H61V79H63V78H62ZM74 75H76V74L74 73ZM74 75H73L72 77H74ZM79 75H80V74H79ZM89 75H90L89 77L91 78V77H92L91 74H89ZM98 75H99V74H98ZM114 75H116V74H114ZM154 75H155V74L153 73V76H152V74H151L150 77H154ZM161 75L163 76L164 74H161ZM161 75H158V76H161ZM179 75H180V74H179ZM181 75H182V74H181ZM181 75H180V76H181ZM184 75H185V74H183L182 77H184ZM190 75H191V74H189L188 76L190 77ZM231 75H229V76H231ZM259 75H260V74H259ZM5 76H6V75H5ZM28 76H26V79H27ZM35 76H37V75H35ZM44 76H45V74H44ZM44 76H43V77H44ZM48 76H49V75H48ZM48 76H45V77H48ZM63 76H65V74H64ZM81 76H82V75H81ZM83 76H84V74H83ZM83 76H82V77H83ZM85 76H86V78L88 77V76H87V72H86ZM85 76H84V78H85ZM95 76H97V75L95 74ZM95 76H94V77H95ZM104 76H105V75H104ZM104 76H103V78H104ZM111 76H112V74H111ZM111 76L109 75V77H111ZM119 76H120V73H119ZM122 76H123V75L121 74L120 78H121ZM137 76H138V75H137ZM144 76H145V75H144ZM196 76H197V75H196ZM203 76H204V75H203ZM218 76H219V75H218ZM2 77L0 76V79H1ZM6 77H7V76H6ZM19 77H20V76H19ZM37 77H39V76H37ZM65 77H66V76H65ZM97 77H98V82L100 83L101 81H99V79H100L102 76H101V77L97 76ZM117 77H118V73H117ZM138 77H139V76H138ZM146 77H147V76H146ZM192 77H193V73H192ZM204 77H206V76H204ZM209 77H210V76H209ZM209 77H208V79H210ZM214 77H215V75H214ZM238 77H239V76H238ZM3 78H4V77H3ZM9 78H10V76H9L7 79H9ZM22 78H24V74H23ZM86 78H85V79H86ZM105 78H106V76H105ZM107 78H108V77H107ZM114 78H116V76H115ZM120 78H118V79L120 80V81H119V80H118V81H119V82H122V81H123V84H124V82H125L126 80L124 81V80H121ZM131 78H132V77H131ZM131 78H130V79H131ZM136 78H137V77H136ZM147 78L150 79V78H149V75H148ZM155 78H156V76H155ZM161 78H162V77H160L159 79L161 80ZM178 78H179V77H178ZM219 78H220V77H219ZM227 78L229 79L228 75H227ZM234 78H235V77H234ZM248 78H249V76H248ZM11 79L13 80L14 78H11ZM11 79H10V81L7 80V82L9 81V82L11 83V81H12ZM28 79H29V77H28ZM31 79H32V78H31ZM33 79H34V78H33ZM35 79H36V77H35ZM41 79H44V78L41 77ZM45 79H46V78H45ZM64 79H65V78H64ZM72 79H74V78H72ZM82 79H83V78H82ZM85 79H84V80H85ZM92 79H93V78H92ZM92 79H91V80H92ZM101 79H102V78H101ZM101 79H100V80H101ZM122 79H123V78H122ZM124 79H125V78H124ZM126 79H127V78H126ZM137 79H138V78H137ZM139 79H140V77H139ZM139 79H138V80H139ZM152 79H153V78H152ZM156 79H158V77H157ZM174 79H175V77L172 79V81H173ZM176 79H177V78H176ZM181 79H182V78H181ZM189 79H190V78H189ZM192 79H193V78H192ZM215 79H216V77H215ZM224 79H226V78H224ZM232 79H233V78H232ZM255 79H256V78H255ZM1 80H2V79H1ZM4 80L6 81V79L4 78V79L2 80V82H3ZM16 80H17V78H16ZM18 80H19V79H18ZM24 80H25V78L23 79V82H24ZM49 80H50V77H49ZM49 80H48V81H49ZM51 80H52V79H51ZM107 80L109 81L110 79H109V78L106 79L105 82H104V80H103V84L106 83V82L108 83ZM111 80H112V79H111ZM131 80H132V79H131ZM140 80H142V78H141ZM143 80H144V79H143ZM160 80H159V81H160ZM165 80H166V79H165ZM165 80H164V81H165ZM177 80H178V79H177ZM182 80H183V79H182ZM201 80H202V79H201ZM219 80H220V79H219ZM219 80H218V81H219ZM226 80H227V79H226ZM240 80H241V79H240ZM5 81H4V83H5ZM21 81H22V80H21ZM25 81H26V80H25ZM28 81H29V82H28ZM30 81H31V80L29 79V80H27L26 82L30 83ZM35 81H36V80H35ZM35 81H34V82H35ZM37 81H38V79H37ZM37 81H36V82H37ZM41 81H42V80H41ZM48 81H46V82H48ZM56 81H58V78H57ZM56 81H55V82H56ZM61 81H62V80H61ZM118 81L116 82V84L118 83ZM128 81H129V80H128ZM132 81H133V80H132ZM134 81H135V79H134ZM145 81H146V80H145ZM147 81L149 82V80H147ZM155 81H157V80H155ZM155 81H154V82H155ZM167 81H168V80H167ZM169 81H170V80H169ZM175 81H176V80H175ZM180 81H181V80H180ZM209 81H210V80H209ZM211 81H212V83H213L214 80L212 79ZM0 82H1V81H0ZM7 82H6V83H7ZM9 82H8V84L12 86V84H10ZM13 82H14V80L12 81V83H13ZM26 82H25V83H26ZM44 82H45V80L42 81L41 83H44ZM59 82H60V81H59ZM59 82H58V83H59ZM78 82L80 83V81H78ZM83 82H84V81H83ZM85 82H86V81H85ZM85 82H84V83H85ZM126 82H127V81H126ZM126 82H125V84H126ZM129 82H130V81H129ZM152 82H153V80H151V83H152ZM161 82L163 83V79L161 80ZM181 82H182V81H181ZM226 82H227V81H226ZM226 82H225V83H226ZM232 82H234V81L232 80ZM246 82H247V81H246ZM256 82H257V81H256ZM261 82H264V81H261ZM6 83H5V84H6ZM16 83H17V81H16ZM16 83H15V84H16ZM18 83H20V81H19ZM25 83H24V84H25ZM28 83H27V85H31V83H33V82H31L30 84H28ZM39 83H40V80H39ZM50 83H52V82H50ZM53 83H54V82H53ZM61 83H62V82H61ZM79 83H78V84H79ZM91 83H92V82H91ZM107 83H106V84H107ZM109 83L112 84V82H109ZM109 83H108V84H109ZM114 83H115V81H114ZM114 83H113V84H114ZM134 83H135V82H134ZM136 83H137V81H136ZM136 83H135V84H136ZM141 83L144 84V83H146V82H144V81H143V82H138V84H140V86H141ZM149 83H150V82H149ZM149 83H148V84H149ZM169 83H171V81H170ZM176 83H177V84H173V85H179L178 82H176ZM182 83L185 84L184 81H183ZM188 83H189V82H188ZM200 83H201V82H200ZM229 83H230V82H229ZM229 83H228V84H229ZM234 83H235V82H234ZM20 84H22V83H20ZM20 84H19V85H20ZM35 84H36V83H35ZM81 84L83 85L84 88H85V87L88 88V86L84 85L83 83H81ZM85 84H86V83H85ZM93 84H95V83H93ZM96 84H97V83H96ZM100 84H101V83H100ZM106 84H105V85H106ZM121 84H122V83H121ZM121 84L118 83V86L121 85ZM128 84H130V83H128ZM135 84H133V85H135ZM143 84H142V86H143ZM146 84H147V83H146ZM148 84H147V85H148ZM158 84H159V83H158ZM220 84H221V83H220ZM226 84H227V83H226ZM228 84H227V86H228ZM238 84H239V83H238ZM1 85H3V84H0V86H1ZM13 85H14V84H13ZM17 85H18V84H17ZM19 85H18V86H19ZM22 85H23V84H22ZM51 85H52V84H51ZM54 85H58V84H54ZM54 85H52L53 88H54ZM76 85H77V84H76ZM97 85H98V84H97ZM101 85H102V84H101ZM105 85H102V87L105 86ZM109 85H110V84H109ZM126 85H127V84H126ZM149 85H150V84H149ZM149 85H148V86H149ZM156 85H157V83H156ZM164 85H165V83H163V86H164ZM189 85H190V84H189ZM192 85H193V84H192ZM203 85H204V84H203ZM231 85H232V84H231ZM231 85H230V86H231ZM244 85H245V84H244ZM11 86H10V87H11ZM32 86H33V87H32V89H33L35 86H34V84H32ZM40 86H41V85H40ZM40 86H39V88H40ZM47 86H50V85L48 84ZM78 86H81V85H77V87H78ZM89 86L92 87V85H89ZM93 86H94V85H93ZM118 86L116 87L117 89H118ZM121 86H124V85H121ZM130 86H131V85H130ZM145 86H146V85H144V87H145ZM170 86H172V85H170ZM185 86H187V84H185ZM209 86H211V85H209ZM233 86H235V85H233ZM259 86H260V84H259ZM2 87H3V86H2ZM12 87H13V86H12ZM15 87H16V86H15ZM27 87H28V90H29V88H31V86H27ZM50 87H51V86H50ZM56 87H57V86H56ZM61 87H63V86L61 85ZM72 87H75V86H72ZM83 87H80L81 90L79 89V91L82 92V88H83ZM95 87H96V86H95ZM106 87H108V86H106ZM111 87H112V86H111ZM113 87H115V86L113 85ZM127 87H128V86H127ZM134 87H137V84H136V86H134ZM144 87H143V88H144ZM152 87H153V89H156V88H157V87L154 88L155 85H154V86L151 85V88H152ZM160 87H162L161 84L159 85V88H160ZM167 87H168V83L166 84V89H165V87H164V89L167 90V89H168ZM172 87H173V86H172ZM194 87H195V86H194ZM194 87L192 86V88H194ZM200 87H202V86H200ZM215 87H217V86H215ZM215 87H213V89H215ZM224 87H225V85H224ZM224 87H223V88H224ZM5 88L7 89V88H9V87H6V85H5ZM16 88H17V87H16ZM25 88H26V86H25ZM25 88H24V89H25ZM42 88H43V87H42ZM51 88H52V87H51ZM64 88H65V87H64ZM70 88H71V87H69V91L72 90V89L70 90ZM87 88H86V89H87ZM89 88H90V87H89ZM98 88H99V87H98ZM100 88H101V86H100ZM120 88H123V87H119L118 90H120ZM128 88H129V87H128ZM128 88H127V89H128ZM139 88H140V87H139ZM178 88H179V87H178ZM186 88H188V87H186ZM197 88H198V86H197ZM197 88H196V89L194 88V89L197 90ZM204 88H205V87H204ZM210 88H211V87H210ZM230 88H231V87H230ZM9 89H10V88H9ZM18 89H20V88H18ZM18 89H17V90H18ZM24 89H23V90H24ZM26 89H27V88H26ZM26 89H25V91H26ZM56 89H58V88H56ZM74 89L76 90V88H74ZM92 89L94 90V87H93ZM92 89H90V90H92ZM105 89H106V88H105ZM108 89H109V88H108ZM111 89L114 90L113 88H111ZM129 89H130V88H129ZM129 89H128V90H129ZM145 89H146V88H145ZM153 89H152L151 91H154ZM160 89H161V88H160ZM160 89H157V90L161 91L162 89H161V90H160ZM169 89H170V87H169ZM171 89H172V88H171ZM179 89H180V88H179ZM198 89H199V88H198ZM202 89H203V87H202ZM213 89H212L211 91H213ZM224 89H226V88H224ZM243 89H244V88H243ZM10 90H11V92L13 91L12 89H10ZM35 90H36V89H35ZM40 90H41V88H40ZM47 90L49 91V87H48ZM51 90H52V89H51ZM51 90H50V91H51ZM63 90H64V89H63ZM66 90H68V89H66ZM77 90H78V89H77ZM77 90H76V94H78V93H77V92H78ZM95 90H96V89H95ZM95 90H94V91H95ZM103 90H104V89H103ZM109 90H110V89H109ZM112 90H110V91H112ZM128 90H126V91H128ZM131 90H132V88H131ZM134 90H135V89H134ZM140 90L142 91V89H140ZM146 90H148V89H146ZM149 90H150V89H149ZM173 90H176V89L174 88ZM177 90H178V89H177ZM195 90H194V91H195ZM205 90H206V89H205ZM215 90H216V89H215ZM215 90H214V91H215ZM228 90H229V89H228ZM236 90H237V89H236ZM244 90H245V89H244ZM5 91H6V90H5ZM31 91H32V90H31ZM41 91H42V90H41ZM44 91H45V90H44ZM52 91H53V90H52ZM60 91H62V89H61ZM98 91H99V89L97 90V92H98ZM101 91H102V89H101ZM121 91H123V90H121ZM124 91H125V90H124ZM129 91H130V90H129ZM129 91H128V92H129ZM132 91H133V90H132ZM138 91H139V89H138ZM162 91H163V90H162ZM168 91H170V90H168ZM197 91L199 92V90H197ZM201 91H202V90H201ZM201 91H200V92H201ZM203 91H204V90H203ZM211 91H210V90H209V91L206 90L205 92L208 94V93L211 92ZM231 91H233V90H231ZM240 91H242V90H240ZM0 92H2V91H0ZM16 92H17V91H16ZM20 92H21V93H20ZM45 92H46V91H45ZM55 92H56V91H55ZM62 92H63V91H62ZM62 92H61V93H62ZM64 92H65V91H64ZM97 92L95 93V95L101 94L100 91L98 92V94H97ZM102 92H103V91H102ZM105 92H106V91H105ZM133 92H134V91H133ZM170 92L172 93L173 91L171 90ZM183 92H184V91H182V93H183ZM225 92H227V91H225ZM225 92H224V93H225ZM234 92H235V91H234ZM234 92H233L232 95H234ZM246 92H247V91H246ZM9 93H10V92H9ZM22 93H23V92H22V89H21V90H19V93L17 92V94H20V96H19V95H16V94H15V95H16V97H17V96H18V97H21ZM27 93H28V94H27V96H28L29 93H30V90H29ZM37 93H38V92H37ZM40 93H41V92H40ZM50 93H51V92H50ZM50 93H49V94H50ZM57 93H58V91H57ZM59 93H60V92H59ZM65 93H66V92H65ZM65 93H64V94H65ZM70 93H73V94L75 95L74 90H73V92H70ZM91 93H93V92L91 91ZM103 93H104V92H103ZM109 93H110V92H109ZM113 93H114V92H113ZM118 93H120V92H118ZM118 93H116V94H118ZM134 93H136V91H135ZM142 93H144V92L142 91ZM146 93H148V91H147ZM161 93H162V92H161ZM171 93H170V94H171ZM173 93H174V92H173ZM191 93H192V92H191ZM194 93H195V92H194ZM196 93H197V92H196ZM206 93H205V94H206ZM212 93H213V95H214V93H216V92H212ZM218 93H219V92H218ZM241 93H242V92H241ZM251 93H252V92H251ZM1 94H3V93H0V95H1ZM6 94H8V93H6ZM6 94H3V95L6 96ZM13 94H14V91H13ZM13 94H12V95H13ZM38 94H39V93H38ZM42 94H43L42 97H43V96L45 97L44 92H43ZM62 94H63V93H62ZM64 94H63V96H64ZM67 94H68V93H67ZM80 94H81V93H80ZM105 94L107 95V93H104V95H105ZM110 94H111V93H110ZM110 94H109V96H111ZM116 94H114V96H115ZM139 94H140V93H138V95H139ZM151 94H152V92H151ZM162 94H164V92H163ZM167 94H168V93H167ZM167 94H166V95H167ZM170 94H168V95H170ZM175 94H177V93H175ZM183 94H184V93H183ZM199 94H200V93H199ZM201 94H202V93H201ZM207 94H206V95H207ZM210 94H211V93H210ZM219 94H220V93H219ZM225 94L227 95L228 93H225ZM225 94H224V96H225ZM229 94H230V93H229ZM9 95H11V94H9ZM25 95H26V93H25ZM50 95H52V93H51ZM60 95H61V94H60ZM65 95H66V94H65ZM68 95H69V94H68ZM86 95H87V94H86ZM86 95H85V96H86ZM89 95H90V94H89ZM93 95H94V94H93ZM93 95H92V96L90 95L89 98H90V97H93ZM101 95H103V94H101ZM104 95H103V96H104ZM112 95H113V94H112ZM118 95H119V94H118ZM136 95H137V94H136ZM140 95H142V94H140ZM140 95H139V96H140ZM149 95H150V94H149ZM149 95H146V96H149ZM171 95H172V94H171ZM177 95H178V94H177ZM177 95H176V96H177ZM196 95H197V94H196ZM220 95H222V94H220ZM243 95H245V94H243ZM249 95H250V94H249ZM261 95H262V94H261ZM13 96H14V95H13ZM13 96H12V98H13ZM27 96H26V97H27ZM39 96H40V94H39ZM56 96H57V95L55 94V98H56ZM72 96H73V95H72ZM77 96H78V95H77ZM85 96H84V97H85ZM99 96H100V95H99ZM103 96H102V97H103ZM125 96H126V95H125ZM142 96H143V95H142ZM152 96H153V95H152ZM178 96H179V95H178ZM192 96H193V95H192ZM197 96H198V95H197ZM203 96H204V95L202 94L201 97H203ZM208 96H211V95H208ZM229 96H230V95H229ZM246 96H247V94H246ZM246 96H245V98H247ZM256 96H257V95H256ZM256 96H255V97H256ZM18 97H17V100H18ZM22 97H24V96H22ZM26 97H24V98L26 99ZM36 97H37V96H36ZM49 97H50V96H49ZM65 97H66V96H65ZM69 97H71V96H69ZM86 97H87V96H86ZM94 97H96V96H94ZM112 97H113V96H112ZM117 97H118V96H117ZM119 97H120V96H119ZM119 97H118V99H119ZM137 97H138V96H137ZM137 97H136V99H137ZM144 97H145V95H144ZM173 97H175V95H174ZM180 97H181V96H180ZM186 97L189 98V96H186ZM193 97H194V96H193ZM217 97H218V94H217ZM217 97H216V98H217ZM230 97H231V96H230ZM232 97H234V96H232ZM238 97H240L239 94H238ZM249 97H251V96H249ZM1 98H2V96H1ZM3 98H4V97H3ZM3 98L1 99L2 102H0V105H1V103H3L7 98H8V99H11V97H9V96L7 97V96H6V97H5L6 99H4V101H3ZM14 98H15V97H14ZM27 98H28V100H29V97H27ZM45 98H46V97H45ZM45 98H44V100H45ZM53 98H54V96H53ZM55 98H54V100H55ZM57 98L59 99V97H57ZM89 98L87 97V99H89ZM96 98H97V97H96ZM134 98H135V97H134ZM139 98H140V97H139ZM139 98H138V99H139ZM147 98H148V97H147ZM167 98H168V97L166 96V100H169V99H167ZM184 98H185V97H184ZM184 98H181V99H184ZM216 98H215V101H216ZM218 98H220V97H218ZM221 98H222V97H221ZM221 98H220V99H221ZM235 98H237V96H235ZM235 98H234V100H235ZM240 98H241V97H240ZM15 99H16V98H15ZM19 99H20V98H19ZM32 99H33V98H32ZM35 99H36V98H35ZM38 99H39V98L37 97L36 100H38ZM47 99H48V98H47ZM47 99H46V101H47ZM63 99H64V97H63ZM67 99H69V98L66 97V100H67ZM92 99H93V98H92ZM92 99L90 98V100H92ZM97 99H98V101H99V98H97ZM124 99H125V98H124ZM178 99H179V98H178ZM189 99H190V98H189ZM200 99H201V98H200ZM250 99H251V98H250ZM1 100H0V101H1ZM11 100H12L11 103L14 102V101H13L14 99H11ZM23 100H24V99H23ZM26 100H27V99H26ZM26 100H25V101H26ZM28 100H27V101H28ZM30 100H31V98H30ZM66 100H64L65 103H67V101H68V100H67V101H66ZM78 100H82V97H81V99L79 98ZM84 100H86V98H85ZM105 100H107V98H106ZM140 100H141V101H142V100L144 101V98H143V99H140ZM171 100H172V98H171ZM179 100H180V99H179ZM179 100H177V102H175L176 105H177V104H180V103H179ZM185 100H186V98H185ZM190 100H191V99H190ZM201 100H202V99H201ZM204 100H205V96H204ZM207 100H208V99H207ZM207 100H206V101H207ZM210 100H211V99H210ZM210 100H208V101H210ZM221 100H222V99H221ZM240 100H242V99H240ZM243 100H244V99H243ZM248 100H249V99H248ZM8 101H10V100H7V103H8ZM31 101H32V100H31ZM39 101L41 102V100H39ZM72 101H73V100L71 99V101H70V105H71V106H72V103H73ZM74 101H75V100H74ZM76 101H77V100H76ZM87 101H89V100H87ZM93 101H94V100H93ZM95 101H96V100H95ZM98 101H96V102H98ZM102 101H103V100H102ZM107 101H108V100H107ZM112 101H113V100H112ZM160 101H161V100H160ZM173 101H175V100H172V102H173ZM182 101H183V100H182ZM215 101H214V102H215ZM225 101H226V100L224 99V102H225ZM232 101H233V99H232ZM232 101H231V102H232ZM22 102H23V101H22ZM36 102H37V101H36ZM36 102L34 101V102L32 103V104H34V103L36 104L35 107L39 105V104L36 103ZM51 102L53 103V100H52ZM55 102H57V101L55 100ZM55 102H54V104H55ZM80 102H83V100L80 101ZM120 102H121V101L119 100V103H120ZM136 102H137V101H136ZM144 102H146V101H144ZM156 102H157V101H156ZM162 102H163V101H162ZM162 102H161V103H162ZM183 102H184V101H183ZM188 102H189V101H188ZM192 102H193V101H192ZM203 102H204V101H203ZM219 102H220V100H219ZM219 102H218V103L216 102V103H217V104H220ZM224 102H222L221 105H223ZM243 102H244V101H243ZM4 103H6V102H4ZM4 103H3V104H4ZM11 103H10V106H11ZM14 103H15V102H14ZM14 103H12V104H14ZM16 103H17V102H16ZM24 103H25V102H24ZM24 103H22V104H24ZM29 103H30V104L26 103L27 108L24 107V108H26L27 110L33 108V106H32V104H31L30 101H29ZM41 103H42V102H41ZM43 103H46V102H43ZM47 103H49V105H51V106L54 107V108L56 107V106H53V104H51L49 101H48ZM57 103H59V102H57ZM65 103L62 102V104H65ZM86 103H87V102H86ZM88 103H92V102L89 101ZM93 103H94V102H93ZM99 103H100V101H99ZM112 103H113V102H112ZM121 103H122V102H121ZM137 103H138V102H137ZM161 103H159V104H161ZM168 103L170 104L171 101H168ZM175 103H174V104H175ZM190 103H191V102H190ZM200 103H202V102L200 101ZM208 103H209V102H208ZM235 103H236V102H235ZM246 103H247V101H246ZM246 103H245V105H247ZM248 103H249V102H248ZM3 104H2L1 106H3ZM18 104H19V105L21 104V100L18 101ZM18 104H17V105H18ZM22 104H21V105H22ZM37 104H38V105H37ZM60 104H61V100H60ZM78 104H79V103H78ZM83 104H84V103H83ZM113 104H114V103H113ZM122 104H123V103H122ZM142 104H143V103H142ZM142 104H141V105H142ZM171 104H172V103H171ZM184 104H186V103H184ZM195 104H196V103H195ZM203 104H204V103H203ZM209 104H211V103H209ZM226 104H228V103H226ZM241 104H242V103H241ZM5 105H6V104H5ZM5 105H4V107H5ZM7 105H8V104H7ZM14 105H15V104H14ZM14 105H13V107L16 108L17 106H14ZM19 105H18V108H21L20 110H22V111L24 112L25 109L23 110L22 107H19ZM21 105H20V106H21ZM30 105H31L32 107H31ZM46 105H47V104H46ZM55 105H56V104H55ZM66 105H67V104H66ZM75 105H77V104H75ZM80 105H81V104H80ZM101 105H102V104H101ZM106 105H107V104H106ZM108 105H110V104H108ZM108 105H107V106H108ZM111 105H112V104H111ZM119 105H120V104H119ZM150 105H151V104H150ZM150 105H149V106H150ZM161 105H162V104H161ZM164 105H165V104H164ZM180 105H181V104H180ZM188 105H192V104H189V103H188ZM193 105H194V104H193ZM204 105H206V103H205ZM207 105H208V104H207ZM207 105H206L205 107H207ZM230 105H232V104H230ZM234 105H235V104H234ZM234 105H233V106H234ZM263 105H264V104H263ZM10 106H9V107H10ZM24 106H25V105H24ZM39 106H40V105H39ZM60 106H61V105H60ZM63 106H65V105H63ZM68 106H69V104H68ZM85 106L89 107V106L86 105V104H85ZM94 106H95V105H94ZM112 106H114V105H112ZM116 106H117V104H116ZM116 106H115V107H116ZM134 106H135V104H134ZM137 106H138V105H137ZM142 106H143V105H142ZM142 106H141V107H142ZM159 106H160V105H159ZM162 106H163V105H162ZM162 106H161V108H163ZM177 106H178V105H177ZM186 106H187V105H186ZM214 106H216V105H214ZM223 106H224V105H223ZM227 106H229V105H227ZM6 107L9 108L8 106H6ZM30 107H31V108H30ZM41 107H42V106H41ZM41 107H40V108H41ZM44 107H45V106H43V108H44ZM47 107H48V105H47ZM52 107H51V110H52ZM61 107H62V106H61ZM69 107H70V106H69ZM76 107H78V106H76ZM87 107H86V109H87ZM95 107H96V106H95ZM98 107H99V106H98ZM98 107H96V108H98ZM104 107H105V106H104ZM129 107H130V106H129ZM129 107H127V108H129ZM131 107H132V109H133V105H131ZM144 107H145V106H144ZM151 107H152V105H151ZM154 107H155V106H154ZM172 107H173V106H172ZM179 107H180V106H179ZM194 107H195V106H194ZM208 107H209V106H208ZM250 107H251V106H250ZM262 107H263V106H262ZM11 108H12V107H11ZM11 108H10V109H11ZM15 108H13V110L11 109L12 112L15 110ZM18 108H17V110H18ZM28 108H29V109H28ZM54 108H53V109H54ZM56 108H58V107H56ZM71 108H73V106H72ZM78 108H79V107H78ZM78 108H77V109H78ZM80 108H82V107L80 106ZM84 108H85V107H84ZM84 108H82V109H84ZM93 108H94V107H93ZM102 108H103V107H102ZM117 108H119V107H117ZM120 108H121V107H120ZM120 108H119V109H120ZM127 108H126V109H127ZM136 108H137V107H136ZM139 108H140V106H139ZM142 108H143V107H142ZM156 108H159L158 105L156 106ZM167 108H169V107L163 108V110H164V109H167ZM173 108H175V105H174ZM183 108H184V107H183ZM190 108L193 109L192 106L189 107V109H190ZM216 108H217V107H216ZM220 108H221V107H220ZM246 108H247V107H246ZM263 108H264V107H263ZM5 109H6V108H5ZM5 109H4V111H5ZM41 109H42V108H41ZM63 109H64V108H63ZM67 109H68V108H67ZM73 109H74V108H73ZM82 109H81V110H82ZM94 109H95V108H94ZM94 109H93V110H94ZM107 109H108V108H107ZM107 109H104V111H105V110L107 111ZM137 109H138V108H137ZM137 109H136V110H137ZM159 109H160V108H159ZM177 109H178V108H177ZM181 109H182V107H181ZM194 109H195V108H194ZM199 109H200V108H199ZM248 109H249V108H247V110H248ZM0 110L2 111L1 108H0ZM31 110H32V109H31ZM37 110H38V108H37ZM42 110H43V109H42ZM44 110H46V109H44ZM51 110H50V111H51ZM58 110H61V109H58ZM75 110H76V109H75ZM75 110H72V111H75ZM84 110H85V109H84ZM90 110H91V108H90ZM90 110L87 109V111H89V112H90ZM112 110H114V107L112 108ZM112 110H111V111H112ZM124 110H125V109H124ZM134 110H135V109H134ZM143 110H144V109H143ZM155 110H156V109H155ZM155 110H154V111H155ZM179 110H180V109H178V111H179ZM196 110H197V109H195L193 112H195ZM226 110H227V108H226ZM4 111H2V113H3ZM6 111H7V110H6ZM34 111L37 112L36 109H34ZM34 111H31V112L33 113ZM64 111L66 112V110H64ZM72 111H71V112H72ZM77 111H78V110H77ZM77 111H76V112H77ZM82 111H83V110H82ZM87 111H86V113H87ZM106 111H105V112H106ZM114 111H116V110H114ZM130 111H131V110H130ZM139 111H140V109H139ZM147 111H150V108H149V110H147ZM147 111H146V112H147ZM160 111H161V109H160ZM164 111H166V110H164ZM164 111H163V112H164ZM182 111H183V110H182ZM197 111H198V110H197ZM203 111H204V110H203ZM209 111H210V110H209ZM228 111H229V110H228ZM259 111H260V110H259ZM15 112H17V111H15ZM39 112H40V111H39ZM52 112H53V110L51 111V113H52ZM56 112H57V111H56ZM58 112H59V111H58ZM79 112H80V111H79ZM83 112H84V111H83ZM107 112H108V111H107ZM109 112H110V111H109ZM109 112H108V113H109ZM112 112H113V111H112ZM112 112H110V113H112ZM128 112H129V109H127V112H125V114H127ZM134 112H136V111H133V112H132L133 115H134ZM156 112H157V111H156ZM166 112H168V111H166ZM166 112H165V113H166ZM170 112H172V111H170ZM173 112L175 113V109H174ZM180 112H181V111H179V113H180ZM191 112H192V110H191ZM200 112H201V111H200ZM6 113H7V112H6ZM6 113H5V114L3 113V115H6ZM10 113H11V112H10ZM18 113H19V110H18ZM32 113H31V114H32ZM37 113H38V112H37ZM37 113H35V114H37ZM40 113H42V111H41ZM40 113H38V114H40ZM59 113H61V111H60ZM59 113H58V114H59ZM69 113H70V111L67 112L68 115H69ZM77 113H78V112H77ZM90 113H91V112H90ZM94 113H95V112H94ZM94 113H93V114H94ZM110 113H109L110 117H111V116L114 117L113 115H115V114L117 113V111H116L115 113H112L113 115H111ZM147 113H148V112H147ZM152 113H155V112H152ZM159 113H160V112H159ZM174 113H173V114H174ZM183 113H184V112H183ZM254 113H255V112H254ZM14 114H15V113H14ZM24 114H25V112H24ZM24 114H23V115H24ZM35 114H34V115H35ZM49 114H50V113H49ZM55 114H56V113H54V116H55ZM61 114H62V113H61ZM84 114H85V113H84ZM95 114H96V113H95ZM119 114H120V113H119ZM119 114H118V116H120V117H124V116H121V115H119ZM121 114H122V113H121ZM130 114H131V112H130ZM130 114L128 113V116H129ZM140 114H141V113H140ZM148 114H149V113H148ZM148 114H147V116H148ZM156 114H157V113H156ZM161 114H162V111H161L160 115H161ZM168 114H169V113H168ZM181 114H182V112H181ZM185 114H186V113H185ZM190 114H191V113H190ZM197 114H198V113H196V115H195V113H194V117H195V116L198 117ZM218 114H219V113H218ZM218 114H216V115H218ZM226 114H227V112H226ZM236 114H237V113H236ZM236 114H235V115H236ZM242 114H243V113H242ZM1 115H2V114H1ZM9 115H10V114H9ZM12 115H13V114H12ZM20 115H22V114H20ZM23 115H22V116H23ZM34 115H33V116H34ZM40 115H41V114H40ZM43 115H44V114H43ZM43 115H41V116H43ZM46 115H47V114H46ZM50 115H51V114H50ZM72 115H74V114H72ZM75 115H76V114H75ZM81 115H82V114H81ZM116 115H117V114H116ZM123 115H124V114H123ZM145 115H146V114H145ZM145 115H144V117H145ZM158 115H159V114H158ZM169 115L171 116V113H170ZM169 115L167 116L168 118H169ZM186 115H187V117H188V114H186ZM191 115H192V118L189 117V119H193V120H194V118H193V114H191ZM202 115H203V114H202ZM204 115H205V114H204ZM204 115H203V116H204ZM227 115H228V114H227ZM240 115H241V114H240ZM258 115H259V114H258ZM38 116H39V115H38ZM52 116H53V115H52ZM54 116H53V117H54ZM65 116H66V115H65ZM77 116H79V115L77 114ZM84 116H85V115H84ZM88 116H89V115H88ZM91 116H92V114H91ZM107 116H108V115H107ZM136 116L139 117V114L136 115ZM149 116H150V115H149ZM155 116H156V117H159V116H157V115H155ZM163 116H166V114H163ZM189 116H190V115H189ZM236 116H237V115H236ZM261 116H262V115H261ZM0 117H1V116H0ZM7 117H9V116L7 115ZM7 117L5 116V117H3V118H4V119H9V118H10V117H9V118H7ZM11 117H12V116H11ZM13 117H14V116H13ZM30 117H32V115H30ZM30 117H29V118H30ZM35 117H36V116H35ZM43 117H44V116H43ZM48 117H49V116H48ZM50 117H51V116H50ZM62 117H63V116H62ZM69 117H70V116H69ZM71 117H72V116H71ZM71 117H70V119H73V118H71ZM74 117H75V116H74ZM81 117H82V116H81ZM86 117H87V116H86ZM99 117H100V116H99ZM104 117H105V116H104ZM132 117H133V116H132ZM175 117H177V115H175ZM187 117H186V118H187ZM200 117H202V116H200ZM257 117H258V116H257ZM25 118H26V116H25ZM25 118H23V120H24ZM29 118L27 117V120H28ZM33 118H34V117H33ZM36 118H39V117H36ZM36 118H34V120H35ZM55 118H56V117H54V120H56ZM63 118H64V117H63ZM76 118H78V121H81V120H79L80 117H76ZM83 118H84V120H85V117H82V119H83ZM89 118H90V116H89ZM92 118H93V117H92ZM102 118H103V116H102ZM134 118L136 119V117H134ZM139 118H142V117H139ZM147 118H148V117H147ZM160 118H161V117H160ZM160 118H158V119L161 120ZM164 118H165V120H166V117H164ZM170 118H172V116H171ZM170 118H169V119H170ZM173 118H174V117H173ZM173 118H172V119H173ZM202 118H203V117H202ZM209 118H210V117H209ZM209 118H208V119H209ZM245 118H246V117H245ZM10 119H11V118H10ZM10 119H9V121H11ZM12 119H13V118H12ZM65 119H66V118H65ZM65 119H64V121H65ZM74 119H75V118H74ZM103 119H104V118H103ZM105 119H106V117H105ZM107 119H108V118H107ZM107 119H106V121L108 122ZM116 119H117V116H116ZM121 119H122V118H121ZM123 119H124V118H123ZM145 119H146V117H145ZM150 119H151V118H150ZM150 119H149V120H150ZM176 119H178V118H176ZM176 119H175V120H172V121L177 122ZM183 119H184V117H183ZM187 119H188V118H187ZM187 119H184V120H186V121H184V120H183V121L186 122V123L188 122V124H189V120L187 121ZM1 120H2V118H1ZM1 120H0V121H1ZM14 120H15V119H14ZM21 120H22V118H21ZM23 120H22V121H23ZM27 120L25 119L26 122H27ZM30 120H31V119H30ZM32 120H33V119H32ZM32 120H31V121H32ZM41 120H43V119H41ZM50 120H51V119H50ZM50 120H49V121H50ZM52 120H53V118H52ZM88 120H89V119H88ZM94 120H95V117H94ZM94 120H93V122H94ZM125 120H126V119H125ZM139 120H140V119H138L137 121H139ZM162 120H163V119H162ZM217 120H218V119H217ZM234 120H235V119H234ZM234 120H233V121H234ZM237 120H238V119H237ZM3 121H4V120H3ZM15 121L18 122L17 120H15ZM28 121H29V120H28ZM43 121H44V120H43ZM45 121H46V120H45ZM47 121H48V120H47ZM56 121H58V120H56ZM56 121H55V122H56ZM59 121L61 122V121H63V120L61 119V120H59ZM59 121H58V122H59ZM73 121H75V120H73ZM73 121H71V123H72ZM85 121H86V120H85ZM90 121H91V119H90ZM106 121H103V122L106 123ZM120 121H121V120H120ZM131 121H133V120H131ZM134 121H135V122H133V123H138V122H136V120H134ZM143 121H144V120H143ZM183 121H182V123H183ZM6 122H7V121H5L4 123H6ZM39 122H40V121H39ZM50 122H51V121H50ZM58 122H57V123H58ZM67 122H68V121H67ZM140 122H141V120H140ZM151 122H152V121H151ZM156 122H157V121H156ZM165 122L167 123L168 120L165 121ZM165 122H164V123H165ZM179 122H180V121H179ZM196 122H197V121H196ZM207 122H209V121H207ZM214 122H215V120H214ZM217 122H218V121H217ZM2 123H3V122H2ZM2 123H0V124H1V125H4V124H2ZM34 123H35V121H34ZM48 123H49V122H48ZM53 123H54V122H53ZM65 123H66V122H65ZM65 123H64V124H65ZM69 123H70V121L68 122V124H69ZM78 123H79V122H78ZM78 123H77V124H78ZM87 123H90V124H91L92 121H91V122H88V121H87ZM94 123H95V122H94ZM101 123H102V122H101ZM101 123H100L99 125H101V127H102V125H103L104 123H103V124H101ZM117 123H118V122H117ZM122 123H123V122H122ZM130 123L132 124V122H130ZM130 123H129V125H128V126L130 127V129H126L127 126H126V124H124V123H123V125H125L126 127H123V126H122V127L124 128V130L126 129L125 131L128 130L127 132H124V133H128V135H127V136H129L128 138L130 139V138L132 137V139H133V138H134L133 136L136 135V134L133 135V134L130 133V135H131V137H130V135H129V131L132 130L131 128H133L132 125H131ZM141 123H142V122H141ZM153 123H155V122H153ZM177 123H178V122H177ZM197 123H198V122H197ZM225 123H226V122H225ZM231 123H232V121H231ZM260 123H261V122H260ZM6 124H8V123H6ZM29 124H30V122H29ZM29 124H28V125H29ZM43 124H45V123H43ZM43 124H41V125H43ZM46 124H47V123H46ZM61 124H63V123H61ZM61 124H60V125H61ZM74 124H75V122H74ZM74 124H73V125H74ZM81 124H82V123H81ZM85 124H86V123H85ZM85 124H82V125H85ZM96 124H97V122H96ZM118 124H119V123H118ZM120 124H121V123H120ZM120 124H119V125H120ZM161 124H163V123L161 122V123H160V126H161ZM167 124H168V123H167ZM173 124H174V123H173ZM173 124H170V125L173 126ZM178 124H181V123H178ZM209 124H210V123H209ZM228 124H229V123H228ZM17 125H18V124H17ZM20 125H21L22 127L25 126V125H22V122H21V124L19 123V126H20ZM49 125H50V123H49ZM49 125H48V126H49ZM66 125H67V123H66ZM104 125H105V124H104ZM108 125H109V124H107V126H108ZM119 125H117V126H119ZM140 125H141V124H140ZM155 125H158V124H155ZM155 125H154V126H155ZM165 125H166V124H165ZM168 125H169V124H168ZM183 125H184V124H183ZM185 125H187V124H185ZM190 125H192L191 120H190ZM194 125H196L195 122H194ZM194 125H193V126H194ZM200 125H202V123H200ZM4 126H5V125H4ZM11 126H12V125H11ZM31 126H33V125H31ZM35 126H36V125H35ZM37 126H38V124H37ZM48 126H47V128H48ZM51 126H53V125H51ZM58 126H59V125H58ZM93 126H94V125H93ZM134 126H135V125H134ZM154 126H153V128H154ZM177 126H178V125H177ZM179 126H180V125H179ZM196 126H197V125H196ZM196 126H195V127H196ZM224 126H225V125H224ZM5 127L7 128V125H6ZM22 127H20V128H22ZM41 127H42V126H41ZM45 127H46V126H44V128H45ZM60 127H61V126H60ZM63 127H64V125H63ZM63 127H62V128H63ZM69 127H70V126H69ZM69 127H67V128H69ZM88 127H89V125H88ZM98 127H99V126H98ZM110 127H111V124H110ZM137 127H138V124H137ZM173 127H174V126H173ZM181 127H182V129H183V126H181ZM184 127L186 128L187 126H184ZM191 127H192V126H191ZM199 127H200V126H199ZM240 127H241V126H240ZM254 127H255V126H254ZM0 128H1V126H0ZM6 128H5V129H6ZM14 128H15V127H14ZM14 128H13V129H14ZM24 128H25L24 131H28V129H26L27 127H24ZM30 128H31V127H30ZM42 128H43V127H42ZM42 128H40V130H41ZM44 128H43V129H44ZM71 128H72V127H71ZM81 128H82V127H81ZM91 128H92V126H91ZM93 128H94V127H93ZM93 128H92V129H93ZM112 128H115V127L112 126ZM120 128H121V127H120ZM134 128H135V127H134ZM138 128H140V127H138ZM153 128H151V129H153ZM158 128H159V127H158ZM168 128H169V127H168ZM174 128H175V127H174ZM188 128H189V127H188ZM188 128H187V129H188ZM193 128H194V127H193ZM203 128H204V127H203ZM203 128H201V129H203ZM217 128H218V126H217ZM217 128H216V129H217ZM3 129H4V128H2L1 130H3ZM9 129H10V128H9ZM18 129H19V127H18ZM22 129H23V128H22ZM43 129H42V130H43ZM45 129H46V128H45ZM52 129L58 131L57 128H56V129H55V128H52ZM110 129H111V128H110ZM110 129H109V130H110ZM121 129H122V128H121ZM159 129H161V128H159ZM163 129H164V128H163ZM177 129H179V128H177ZM180 129H181V128H180ZM195 129H196V128H195ZM216 129H215V132H216ZM249 129H250V128H249ZM7 130H8V129H7ZM14 130L17 131L16 128H15ZM60 130H61V129H60ZM71 130H72V129H71ZM73 130H74V129H73ZM80 130H81V129H80ZM83 130H84V129H83ZM85 130H86V129H85ZM103 130H104V129H103ZM111 130H112V129H111ZM114 130H116V129H114ZM135 130H136V129H135ZM144 130H145V129H144ZM167 130H168V129H167ZM169 130H171V129L169 128ZM173 130H174V129H173ZM173 130H172V131H173ZM185 130H186V129H185ZM188 130L191 131L190 129H188ZM188 130H187V131H184V132H189ZM197 130H199V129H198V126H197ZM9 131H10V130H9ZM11 131H13V130H11ZM11 131H10V132H11ZM29 131H30V130H29ZM31 131H32V130H31ZM38 131H39V130H38ZM43 131H44V130H43ZM43 131H42V132H43ZM64 131H65V130H64ZM69 131H70V130H69ZM90 131H91V130H90ZM92 131H93V130H92ZM136 131H137V132H138V131L142 132V130H139V129L136 130ZM151 131H152V130H151ZM154 131H155V130H154ZM156 131H157V130H156ZM172 131H171V133H172ZM223 131H224V130H223ZM225 131H226V130H225ZM225 131H224V132H225ZM231 131H232V130H231ZM243 131L245 132V130H243ZM243 131H242V132H243ZM3 132H4V131H3ZM5 132H6V131H5ZM59 132H60V131H59ZM61 132H62V131H61ZM120 132H121V131H120ZM130 132H131V131H130ZM137 132H135V133H137ZM144 132H145V131H144ZM144 132H143V133H144ZM174 132H175V131H174ZM177 132H178V131H177ZM192 132L194 133V131H192ZM195 132H197V131H195ZM198 132H200V130H199ZM198 132H197V133H198ZM244 132H243V133H244ZM7 133H9V132L7 131ZM12 133H13V132H12ZM25 133H26V132H25ZM37 133L39 134V132H37ZM45 133H46V130H45ZM57 133H58V132H57ZM68 133H69V132H68ZM70 133H71V132H70ZM94 133H95V132H94ZM112 133H113V132H112ZM145 133H146V132H145ZM149 133H151V132L149 131ZM155 133H156V132H155ZM162 133H164V132H162ZM178 133H179V132H178ZM211 133H212V132H211ZM245 133H246V132H245ZM1 134H2V133H0V138H1ZM9 134H10V133H9ZM19 134H20V133H19ZM35 134H36V133H35ZM35 134H34V135H35ZM46 134H47V133H46ZM46 134H45V135H46ZM49 134L52 135L51 132H50ZM76 134H77V133H75L74 136H75ZM86 134H88V133H86ZM86 134H85V135H86ZM89 134H91V133H89ZM92 134H93V132H92ZM109 134H110V133H109ZM121 134H123V133H120V134H119V135H120V138L122 139V138H124V137H121ZM137 134H138L137 136L140 137V136H139L140 133H137ZM151 134H153V133H151ZM156 134H157V133H156ZM169 134H170V133H169ZM173 134H175V133H173ZM184 134H185V133H184ZM198 134H200V133H198ZM206 134H208V133H206ZM247 134H248V133H247ZM4 135H5V134H4ZM10 135H11V134H10ZM10 135H9V136H10ZM25 135H26V137H27L28 134L26 133ZM41 135H42V134H41ZM59 135H60V134H59ZM85 135H84V137H85ZM116 135H118V134L116 133ZM132 135H133V136H132ZM157 135H158V134H157ZM164 135H166V134H164ZM185 135H189V133H188V134H185ZM193 135H194V134H193ZM217 135H218V134H217ZM237 135H238V134H237ZM248 135H249V134H248ZM7 136H8V135L6 134V137H7ZM9 136H8V137H9ZM13 136H14V135H13ZM15 136H16V137L19 136V135H18V132L15 134ZM20 136H23V135H20ZM38 136H39V135H38ZM46 136H47V135H46ZM55 136H56V135H55ZM61 136H63V135H61ZM77 136H78V135H77ZM79 136L81 137L80 134H79ZM82 136H83V135H82ZM93 136H95V139H96V136H98V135H93ZM124 136H125V135H124ZM159 136H161V135L159 134ZM166 136H168V134H167ZM169 136H170L169 139H171V138L173 137L172 135H169ZM179 136H183L182 133H181V135H179ZM194 136H195V135H194ZM201 136H203V135H201ZM245 136H246V135H245ZM2 137H3V136H2ZM32 137H33V136H32ZM44 137H45V136H44ZM44 137H43V138H44ZM47 137H48V136H47ZM47 137H45V138L47 139ZM51 137L53 138L54 136H51ZM57 137H58V136H57ZM87 137H88V136H87ZM144 137H145V136H144ZM155 137H157V136H155ZM161 137H162V136H161ZM187 137H188V136H187ZM203 137H205V136H203ZM207 137H208V136H207ZM246 137H247V136H246ZM9 138H10V137H9ZM9 138H7V140H10ZM18 138H19V137H18ZM20 138H21V137H20ZM20 138H19V139H20ZM36 138H37V137H36ZM58 138H61V141H62V139H64V136H63V138H62V137H58ZM74 138H75V137H74ZM74 138H73V139H74ZM90 138H91V137H90ZM92 138H93V137H92ZM98 138H99V136H98ZM104 138H106V137H104ZM141 138H142V137H141ZM158 138H159V137H158ZM162 138H163V137H162ZM178 138H179V137H178ZM178 138H175V139H178ZM180 138H181V137H180ZM182 138H186V137L184 136V137H182ZM199 138H200V137H199ZM209 138H210V137H209ZM221 138H222V137H221ZM2 139H3V138H2ZM2 139H1V140H2ZM15 139H17V138L14 137V140H15ZM23 139H24V136H23ZM23 139H20V140H23ZM28 139H29V138H28ZM66 139H67V138H66ZM68 139H69V137H68ZM102 139H103V138H102ZM116 139H117V136H116ZM124 139H125V138H124ZM124 139H123V140H124ZM129 139H126V140L129 141ZM136 139H138V138H136ZM144 139H145V138H144ZM152 139H153V137H152ZM156 139H157V138H156ZM156 139H154V141H155ZM163 139H164V138H163ZM172 139H173V138H172ZM188 139H191V138H190V137L186 138V140H188ZM201 139H203V138L201 137ZM201 139L198 140V139L196 138V141H201ZM212 139H213V138H212ZM244 139H245V138H244ZM5 140H6V138H5ZM12 140H13V139H12ZM36 140H37L38 143H39L38 138H37ZM49 140H50V139H49ZM53 140H54V139H53ZM53 140H52V141H53ZM69 140H71V139H69ZM78 140H81V138L78 139ZM78 140H76V141H78ZM99 140H100V139H99ZM117 140H118V139H117ZM123 140H122V143H123ZM130 140H131V139H130ZM138 140H139V139H138ZM164 140L167 141L166 138H165ZM184 140H185V139H184ZM252 140H253V139H252ZM10 141H11V140H10ZM17 141H18V140H17ZM26 141H27V140H26ZM28 141H29V140H28ZM42 141H43V140H42ZM44 141H45V139H44ZM46 141H47V140H46ZM58 141H59V140H58ZM58 141H57V142L55 141V142L58 143ZM84 141H85V140H84ZM87 141H88V143H89V140H87ZM91 141H92V140H91ZM105 141H106V139H105ZM140 141H143V140L141 139V140H139V142H140ZM146 141H147V140H146ZM152 141H153V140H152ZM154 141H153V142H154ZM156 141H157V140H156ZM156 141H155V142H156ZM171 141H172V140H171ZM176 141H178V140H176ZM189 141H190V140H189ZM212 141H213V140H212ZM5 142H6V141H5ZM5 142H4V143H5ZM12 142H13V141L10 142V143H11L10 146L13 144ZM19 142H20V141H19ZM23 142H24V141H23ZM40 142H41V141H40ZM47 142H48V141H47ZM62 142L64 143V141H62ZM62 142H61L60 144H62ZM65 142H66V141H65ZM70 142H71V141H69V143H70ZM74 142H75V141H74ZM81 142H82V141H81ZM81 142H80V143H81ZM92 142H93V141H92ZM96 142H97V144H99L98 142H100V141H97V140H96ZM96 142H95V143H96ZM101 142H102V140H101ZM101 142H100V143H101ZM107 142H108V141H107ZM107 142H104V143H107ZM110 142H111V141H110ZM124 142H125V141H124ZM143 142H145V141H143ZM155 142H154V143H155ZM161 142H162V141H161ZM161 142H160V143H161ZM181 142H182V143H181ZM181 142H179V144H180V143L183 144L184 141H181ZM193 142H194V140H193ZM204 142H205V141H204ZM213 142H214V141H213ZM213 142H212V143H213ZM216 142H217V141H216ZM4 143H3V144H4ZM17 143H18V142H17ZM30 143H33V142H29V144H30ZM41 143H42V142H41ZM43 143H44V142H43ZM50 143H53V142H50ZM50 143H49V144H50ZM69 143L67 142L66 144H69ZM72 143H73V141H72ZM85 143H86V142H85ZM90 143H91V142H90ZM102 143H103V142H102ZM104 143H103V144H104ZM108 143H109V142H108ZM116 143H117V142H116V140H115V145H116ZM133 143H135V145H136V144H137V141L135 140V141H133ZM133 143H131V144H133ZM140 143H141V142H140ZM148 143H149V142H148ZM148 143H147V144H148ZM158 143H159V142H158ZM165 143H166V142H165ZM168 143H169V142H168ZM172 143H173V142H171V144H172ZM177 143H178V142H177ZM187 143H188V142L186 141V142H185V145H186ZM253 143H254V142H253ZM5 144H6V143H5ZM23 144L26 145V143H23ZM39 144H40V143H39ZM93 144H94V142H93ZM120 144H121V143H120ZM120 144H119V145H120ZM125 144H127V143H125ZM189 144H190V142L188 143V147H189ZM195 144H196V142H195ZM199 144H200V143H199ZM250 144H251V143H250ZM250 144H249V145H250ZM257 144H258V143H257ZM6 145H7V144H6ZM6 145H5V146H6ZM14 145H16V144H14ZM19 145H20V143H19ZM32 145H33V144H32ZM34 145H35V143H34ZM55 145H56V144H55ZM57 145H58V144H57ZM62 145H63V144H62ZM70 145H71V143H70ZM70 145H69V146H70ZM72 145L74 146V144H72ZM76 145H77V144H76ZM87 145H88V144H87ZM89 145H90V144H89ZM94 145H95V144H94ZM99 145H101V144H99ZM99 145H96L97 150H98V149L100 150V148H98V147H100ZM107 145H108V144H107ZM107 145H106V147L108 148ZM133 145H134V144H133ZM143 145H146V143H145V144L143 143ZM155 145H156V144H155ZM161 145L164 146L162 143H161ZM169 145H170V143L168 144V147H169V149H170V146H169ZM174 145H175V144H174ZM176 145H177V144H176ZM204 145H205V143H204ZM206 145H207V143H206ZM209 145H210V144H209ZM209 145H208V146H209ZM216 145H217V144H216ZM216 145H214V146H216ZM251 145H252V144H251ZM251 145H250V146H251ZM258 145H259V144H258ZM1 146H3V145H1ZM10 146L7 147V150H8V148H9ZM12 146H13V145H12ZM21 146H23V145H20V147H21ZM36 146H37V145H36ZM66 146H68V145H66ZM78 146H79V145H78ZM97 146H98V147H97ZM121 146H124V145L121 144ZM127 146L129 147V145H126V148H127ZM158 146H159V145H158ZM162 146H160V148H161ZM166 146H167V144H166ZM180 146H182V145H180ZM191 146H192V144H191ZM196 146H197V145H196ZM196 146H195V147H196ZM198 146H201V145H198ZM211 146H212V145H211ZM250 146H249V147H250ZM255 146H257V145L255 144ZM25 147H26V146H25ZM25 147H24V148H25ZM28 147H29V146H28ZM38 147H39V146H38ZM57 147H61V146L59 145V146H57ZM76 147H77V146H76ZM91 147H92V146H91ZM106 147L104 146L103 149L106 148ZM113 147H114V146H113ZM115 147L117 148L118 146H115ZM137 147H138V145H137ZM142 147H143V146H142ZM142 147H141V148H142ZM145 147H146V146H145ZM145 147H143V148H145ZM182 147H183V146H182ZM188 147H187V148H188ZM204 147H205V146H204ZM204 147H203V149H204ZM217 147H218V146H217ZM221 147H223V146H221ZM221 147H220V148H221ZM224 147H225V146H224ZM234 147H235V146H234ZM253 147H254V144H253ZM29 148H30V147H29ZM29 148H27V149H29ZM31 148H32V147H31ZM34 148H35V147H34ZM34 148H33V149H34ZM42 148H44V147L42 146ZM49 148H50V147H49ZM72 148H73V147H72ZM74 148H75V146H74ZM79 148H80V146H79ZM86 148H87V146H86ZM86 148H84V149H86ZM93 148H94V147H93ZM118 148H119V147H118ZM118 148H117V150H118ZM132 148H133V147H132ZM160 148H158V149H160ZM177 148H179V147L177 146ZM187 148H186V150H187ZM193 148H194V147H193ZM198 148H199V147H198ZM198 148H197V149H198ZM207 148H209V147H207ZM210 148H211V147H210ZM213 148H214V147H212L211 149H213ZM240 148H241V147H240ZM261 148H262V146H261ZM44 149H45V148H44ZM119 149H120V148H119ZM128 149H129V148H127V151H126L127 153H128V151H129ZM130 149H131V147H130ZM138 149H140V148H138ZM138 149H137V150H138ZM150 149H151V148H150ZM162 149H164V151H165V150H166V151L169 150V149L167 150V148L165 149L164 147H163ZM232 149H233V148H232ZM246 149H247V148H246ZM3 150H4V149H3ZM3 150H2V151H3ZM12 150H13V147H12ZM24 150L26 151V149H24ZM55 150H56V149H55ZM59 150H60V149H59ZM70 150H71L70 153H71V155H72V151H73V149H70ZM80 150H82V149H80ZM80 150L77 149L76 151H80ZM87 150H88V148H87ZM94 150H95V149H94ZM101 150H102V149H101ZM101 150H100V151H101ZM114 150H115V148H114ZM114 150H113V151H114ZM122 150H123V148H122ZM122 150H121V151H122ZM125 150H126V149H124V152H125ZM145 150H146V148H145ZM152 150H153V149H151V151H152ZM180 150H182V149L180 148ZM188 150H189L190 152H193L192 150H190V148H189ZM195 150H196V149H195ZM218 150H219V149H218ZM247 150H248V149H247ZM250 150H252V149H250ZM13 151H14V150H13ZM22 151H23V149H22ZM22 151H20V153H23V152H24V151H23V152H22ZM40 151H41V150H40ZM45 151H46V153H47V150H44V151H42V152H45ZM48 151H49V150H48ZM60 151H61V150H60ZM76 151H75V152H76ZM100 151H98V152H100ZM106 151H107V150H106ZM108 151H109V150H108ZM108 151H107V153H108ZM139 151H140V153H141V150H138L137 153H138ZM170 151H171V150H170ZM172 151H175V150H172ZM184 151H185V150H184ZM199 151H200V150H199ZM202 151H204V150L201 149V152H202ZM234 151H235V149H234ZM234 151H233V152H234ZM236 151H237V149H236ZM236 151H235V152H236ZM238 151H239V150H238ZM4 152H6V151H3L2 153H4ZM26 152H28V150H27ZM30 152H31V151H30ZM38 152H39V150H38ZM38 152H37V153H38ZM49 152H51V151H49ZM58 152H59V151H58ZM67 152H69V151H66L65 154H66ZM75 152H74V153H75ZM81 152H82V151H81ZM116 152H118V151H115V153H116ZM122 152H123V151H122ZM122 152H121V153H122ZM126 152H125V153H126ZM144 152H145V151H144ZM147 152H148V150H147ZM157 152H158V151H157ZM168 152H169V151H168ZM168 152H167V153H168ZM176 152H177V151H175V153H176ZM196 152H197V151H196ZM209 152H210V151H209ZM211 152H212V151H211ZM214 152H215V151H214ZM223 152H225V151L223 150ZM2 153L0 152V154H2ZM24 153H25V152H24ZM28 153H29V152H28ZM32 153H33V152H32ZM52 153H53V152H52ZM52 153H51V154H52ZM61 153L63 154L62 151H61ZM70 153H68V154H69V158H68V159H70ZM74 153H73V155H74ZM82 153H84V152H82ZM90 153H91V152H90ZM95 153H96V152H95ZM95 153H94V154H95ZM104 153H105V152H104ZM125 153H124L123 155H127V154H125ZM132 153H133V152H132ZM137 153H136V154H137ZM140 153L138 154L139 156L141 155ZM151 153H153V151H152ZM158 153H161V152H158ZM184 153H185V152H184ZM187 153H188V152H187ZM203 153H204V152H203ZM218 153H219V152H218ZM243 153H244V152H243ZM43 154H44V153H43ZM47 154H48V153H47ZM55 154H56V153H55ZM55 154H54V155H55ZM57 154H58V153H57ZM59 154H60V152H59ZM62 154H61V155H62ZM77 154H78V153H77ZM77 154L75 153L76 157H77ZM91 154H92V153H91ZM91 154H89V155L87 154V155H86V153H85V156H90ZM116 154H117V153H116ZM116 154H114V155H116ZM118 154H119V153H118ZM129 154H130V153H129ZM133 154H134V156L136 155L135 153H133ZM148 154H149V153H148ZM153 154H154V153H153ZM177 154H181V152H179V153L177 152ZM177 154H174V152H173L172 155H177ZM193 154H194V152L192 153V155H193ZM199 154H200V152H199ZM199 154H198V156H199ZM201 154H202V153H201ZM211 154H212V153H211ZM213 154H214V153H213ZM215 154H216V153H215ZM219 154H220V153H219ZM231 154H232V153H231ZM6 155H8V154H6ZM6 155H5V158H6ZM11 155H12V153H11ZM16 155H17V154H16ZM28 155H30V154H28ZM28 155H27V156H28ZM39 155H40V153L37 154V156H39ZM81 155H82V154H81ZM95 155H96V154H95ZM97 155H98V154H97ZM97 155H96V156H97ZM99 155H100V154H99ZM99 155H98V157H99ZM112 155H113V153H112ZM142 155H143V154H142ZM151 155H152V154H151ZM159 155H160V154H159ZM170 155H171V154H170ZM181 155H182V154H181ZM204 155H205V154H204ZM221 155H222V154H221ZM221 155H220V156H221ZM228 155H229V154H228ZM232 155H233V154H232ZM232 155H231V156H232ZM18 156H20V155H17V158H18ZM30 156H31V155H30ZM42 156H43V155H42ZM117 156H120V155H117ZM145 156H147V155H145ZM145 156H144V158H145ZM148 156H150V155H148ZM154 156H155V155H154ZM156 156H157V155H156ZM156 156H155V157H156ZM162 156H163V155H162ZM168 156H169V155H168ZM189 156H190V155H189ZM189 156H188V157H189ZM194 156H195V155H194ZM200 156H201V155H200ZM215 156H216V155H215ZM217 156H218V155H217ZM14 157L16 158L15 155H14ZM21 157H22V156H21ZM34 157H36V156H34ZM39 157H41V156H39ZM44 157L47 158V156H44ZM50 157H51V156H50ZM58 157H59V156H58ZM58 157H57V158H58ZM62 157H63V155H62ZM65 157H68V156L66 155ZM72 157H74V156H71V159H70V160L73 159ZM102 157H103V156H102ZM102 157H101V158H102ZM104 157H105V156H104ZM104 157H103V158H104ZM106 157H107V155H106ZM131 157H132V161H133V156H131ZM131 157H129L128 159H130ZM136 157H137V156H136ZM169 157H170V156H169ZM188 157H186V158H188ZM203 157H205V156H203ZM0 158H1V156H0ZM5 158H1V159L3 160V159H5ZM24 158H25V156H24ZM27 158H28V157H27ZM57 158H56V159H57ZM78 158H79V157H78ZM78 158H77V159H78ZM87 158H88V157H87ZM89 158H91V157H89ZM93 158H94V160H92V161L94 162V161H95V157H93ZM109 158H111V157H109ZM124 158H125V156H124ZM140 158H141V157H140ZM142 158H143V157H142ZM148 158H149V157H148ZM159 158H160V156H159ZM162 158H163V157H162ZM192 158H194V157H192ZM198 158H199V157H198ZM198 158H197V159H198ZM219 158H220V157H219ZM227 158H228V157H227ZM232 158H233V157H232ZM1 159H0V161H2ZM9 159H11V160L8 161V162L11 163V161H12L11 156H10V158L5 159V160H6V163H8L7 160H9ZM18 159H19V158H18ZM20 159H21V158H20ZM20 159H19V160H20ZM41 159H42V158H39L40 161H41ZM43 159H44V158H43ZM43 159H42V160H43ZM48 159H49V158H48ZM48 159H45V160L47 161ZM50 159H51V158H50ZM52 159L54 160V162L56 161L54 158H52ZM63 159H67V158H64V157H63ZM68 159H67V160H68ZM77 159H76V160H77ZM80 159H82L81 156H80L79 160H80ZM83 159H84V158H83ZM125 159L128 160L127 157H126ZM134 159H136V158H134ZM171 159H172V158H171ZM189 159H190V158H189ZM201 159H202V157H201ZM201 159H200V160H201ZM205 159H206V157H205ZM209 159H210V158H209ZM221 159H223V158L221 157ZM225 159H226V158H225ZM225 159H224V160H225ZM236 159H237V157H236ZM13 160H14V159H13ZM16 160H17V159H16ZM28 160H29V159H27V162H28ZM37 160H38V159H37ZM67 160H66V161H65V160H62V161L68 162ZM88 160H90V159H88ZM101 160H102V159H101ZM104 160H105V159H103L102 161H104ZM111 160H112V159H111ZM111 160H110V161H111ZM118 160H119V158H118ZM126 160H125V162H126ZM130 160H131V159H130ZM138 160H139V158H138ZM141 160H142V159H141ZM143 160H144V159H143ZM145 160H146V159H145ZM149 160H150V159H149ZM154 160H155V158H154ZM159 160H160V159H159ZM161 160L164 161L163 159H161ZM161 160H160V161H161ZM186 160H187V159H186ZM190 160H191V159H190ZM212 160H213V159H212ZM215 160H216V159H215ZM231 160H233V159H231ZM231 160H230V161H231ZM25 161H26V160H25ZM34 161H35V159H34ZM48 161L50 162V160H48ZM62 161H61V163H62ZM86 161H87V160H86ZM92 161H91V162H92ZM97 161H98V160H97ZM97 161H96V162H97ZM110 161H109V162H110ZM135 161H136V160H135ZM157 161H158V160H157ZM157 161H155V163H156ZM176 161H178V160H176ZM198 161H199V160H198ZM203 161H204V160H203ZM208 161H209V160H208ZM216 161H218V160H216ZM216 161H215V162H216ZM233 161H236V160L234 159ZM17 162H18V161H17ZM17 162H16V163H17ZM19 162H20V161H19ZM22 162H23V159H22ZM27 162H26V164L29 163V162H28V163H27ZM30 162H31V161H30ZM36 162H37V161H36ZM49 162H48V164H49ZM54 162H53V165H52V162H50V164H51L53 167L55 166V163H54ZM57 162H58V161H57ZM75 162H76V161H74V163H75ZM79 162H80L79 165H81V167H83L82 165H84V164H81V161H79ZM89 162H90V161H89ZM98 162H100V161H98ZM98 162H97L96 164H99ZM130 162H131V161H130ZM145 162H146V161H145ZM172 162H173V160H172ZM174 162H175V160H174ZM189 162H192V161H189ZM193 162H194V161H193ZM201 162H202V160H201ZM220 162H221V161H220ZM222 162H223V161H222ZM227 162H228V161H227ZM227 162H225V163H227ZM2 163L4 164L3 161H2ZM6 163H5V164H6ZM13 163H14V162H13ZM13 163H11V164H13ZM31 163H32V162H31ZM31 163H29V164H31ZM58 163H59L58 166L61 165L60 161H59ZM63 163H64V162H63ZM68 163H69V162H68ZM86 163L88 164V162H86ZM102 163H106V162L104 161V162H102ZM111 163H113V162H111ZM126 163H127V162H126ZM131 163H132V162H131ZM176 163H177V162H176ZM179 163H180V162H179ZM211 163H212V162H211ZM231 163H233V162H231ZM0 164H1V162H0ZM23 164H24V163H23ZM23 164H22V165H23ZM39 164H40V162H39ZM39 164L37 163L38 166H40ZM43 164H44V163H43ZM45 164H46V163H45ZM45 164H44V167H45ZM50 164H49V166H50ZM71 164H72V163H70V167H72ZM77 164H78V162L75 163L74 166L76 167ZM124 164H125V163H124ZM133 164H134V162H133ZM158 164H159V162H158ZM164 164H165V163H164ZM167 164H168V163H167ZM167 164H166V165H167ZM195 164H197V163H195ZM202 164H204V162H203ZM212 164H213V163H212ZM214 164H215V163H214ZM221 164H224V163H221ZM229 164H230V163H229ZM14 165H15V164H14ZM32 165H33V164H32ZM41 165H42V163H41ZM46 165H47V164H46ZM62 165H63V164H62ZM68 165H69V164H68ZM68 165H67V167H68ZM88 165H89V164H88ZM91 165H92V164H91ZM91 165H90V166H91ZM106 165H107V163H106ZM113 165H114V164H113ZM116 165H117V164H116ZM116 165H115V166H116ZM129 165H132V164H129ZM138 165H140V164H138ZM160 165H161V162H160ZM173 165H174V164H173ZM176 165H178V164H176ZM204 165H206V164H204ZM207 165H208V163H207ZM215 165H216V164H215ZM1 166L4 168V166H3L2 164H1ZM9 166H10V165H9ZM17 166H18V165H17ZM20 166H21V165H20ZM27 166H28V165H26L25 168H26ZM33 166H34V165H33ZM33 166H32V167H33ZM65 166H66V165H65ZM65 166H63L62 169H63V168H67V167H65ZM100 166H101V165H100ZM102 166H103V165H102ZM126 166H128V164H127ZM126 166H123V164H122V166H116V167H117V168H118V167H123V168H124V167H126ZM134 166H135V165H134ZM141 166L143 167L142 164H141ZM154 166L156 167V165H154ZM161 166H163L164 169H161V168H160L159 170H165V171H167L166 168H167L168 165L166 166V168L164 167V165H161ZM161 166H160V167H161ZM169 166H170V165H169ZM169 166H168V167H169ZM183 166H184V165H183ZM211 166H212V165H211ZM224 166H225V165H224ZM227 166H229V165H227ZM6 167H7V166H6ZM10 167H11V166H10ZM15 167H16V166H15ZM29 167H30V166H29ZM34 167H35V166H34ZM36 167H37V166H36ZM75 167H74V168H75ZM88 167H89V166H88ZM93 167H94V166H93ZM97 167H98V166H97ZM107 167H108V166H107ZM129 167L133 168V166H129ZM129 167H128V168H129ZM137 167L141 168L140 166H137ZM145 167H147V166H144V168H143L144 170H145ZM170 167H172V165H171ZM170 167H169V168H170ZM175 167H176V166H175ZM178 167H179V165L177 166V168H178ZM181 167H182V166H181ZM213 167H214V166H213ZM229 167H230V166H229ZM229 167H228V168H229ZM0 168H1V167H0ZM3 168H2V169H3ZM30 168H31V167H30ZM37 168H38V167H37ZM42 168H43V167H42ZM45 168H46V167H45ZM56 168H57V166H56ZM100 168H101V167H100ZM105 168H106V167H105ZM131 168H129V169H131ZM148 168H150V167L148 166ZM148 168H146V171H147ZM152 168H153V167H151L150 169H152ZM158 168H159V167H158ZM173 168H174V167H173ZM204 168H205V167H204ZM206 168H207V167H206ZM206 168H205V169H206ZM210 168H211V167H210ZM218 168H220V167L218 166ZM218 168H216V169H218ZM240 168L242 169V166H241ZM2 169H0L1 173L4 172V171H2ZM9 169H10V168H9ZM13 169H14V168H13ZM18 169H19V168H17V170H18ZM26 169H28V167H27ZM34 169H35V168H34ZM34 169H31V171L34 170ZM62 169H61V170H62ZM67 169H70V168L68 167ZM72 169H73V168H72ZM88 169H89V168H88ZM96 169H97V168H96ZM96 169H95V170H96ZM102 169H103V168H102ZM108 169H109V168H108ZM124 169H125L124 171H127L126 168H124ZM141 169H142V168H141ZM141 169H139V170H141ZM154 169H155V168H154ZM174 169H175V168H174ZM174 169H173V170H174ZM182 169H183V168H182ZM186 169H187V167L185 168V172H186ZM205 169H204V170H205ZM208 169H209V168H208ZM213 169H214V168H213ZM220 169H221V168H220ZM223 169H226V168L224 167ZM231 169H232V170H231ZM5 170H7V169H5ZM38 170H39V169H38ZM38 170H36V171H38ZM49 170L51 171V169H49ZM64 170H65V169H64ZM74 170H75V171H78V170H76V169H74ZM79 170H80V169H79ZM83 170H84V168H83L81 171H83ZM98 170H99V168H98ZM98 170H96V171H98ZM152 170H153V169H152ZM209 170H210V169H209ZM226 170H227V169H226ZM229 170L232 171V172L234 171L233 168H231V167H230ZM12 171H13V170H12ZM15 171H16V168H15ZM19 171H20V169H19ZM34 171H35V170H34ZM34 171H33V172H34ZM45 171H46V170H45ZM45 171H41V172L44 173ZM59 171H60V169H59ZM62 171H63V170H62ZM67 171H68V174H69L70 172H73V171H70V172H69V170H67ZM90 171H91V170H90ZM107 171H108V170H107ZM117 171H118V170H117ZM128 171H129V170H128ZM165 171H164V172H165ZM169 171H172V170H169ZM181 171H182V170H181ZM187 171H188V170H187ZM190 171H191V170H190ZM192 171H193V169H192ZM206 171H207V170H206ZM223 171H224V170H223ZM227 171H228V170H227ZM230 171H229V172H230ZM7 172H8V171H7ZM7 172H5V173H7ZM21 172H23L22 169H21ZM38 172L40 173V171H38ZM46 172H47V171H46ZM46 172H45V173H46ZM54 172H55V171H54ZM57 172H58V171H57ZM65 172H66V171L63 172V175H67V173H65ZM79 172H80V171H78V173H79ZM88 172H89V171H88ZM91 172H92V171H91ZM105 172H106V170H105ZM105 172H104V170H103L102 173H105ZM115 172H116V170H115ZM119 172H120V171H119ZM131 172H132L131 174L134 173V172H133V169L131 170ZM140 172H141V171H140ZM142 172H143V171H142ZM155 172H156V171H155ZM177 172H178V171H177ZM194 172H195V170H194ZM202 172H203V171H202ZM209 172H211V170H210ZM1 173H0V174H1ZM5 173H4V174H5ZM17 173H19V172H17ZM24 173H25V172H24ZM27 173H28V172H27ZM29 173H30V172H29ZM31 173H32V172H31ZM31 173H30V174H31ZM35 173H36V172H35ZM35 173H34V174H35ZM45 173H44V174H45ZM58 173H59V172H58ZM61 173H62V172H61ZM64 173H65V174H64ZM78 173L76 174V176L78 175ZM89 173H90V172H89ZM89 173H88V176H89ZM98 173H99V172H98ZM110 173H111V172H110ZM110 173H109L108 175H110ZM121 173H123V171H122ZM124 173H125V172H124ZM129 173H130V172H129ZM146 173H149V172H146ZM151 173L153 174L154 172L151 171L149 174H151ZM157 173H158V172H157ZM167 173H168V171H167ZM171 173L173 174V172H171ZM181 173H182V172H181ZM206 173H207V172H206ZM217 173H218V172H217ZM217 173H216V174H217ZM219 173H220V172H219ZM233 173H234V172H233ZM8 174H10V172H8L7 175H8ZM11 174H13V172H11ZM11 174H10V175H11ZM15 174H16V173H15ZM19 174H20V173H19ZM34 174H33V176H34ZM51 174H52V173H51ZM54 174H55V173H54ZM71 174H72V173H71ZM92 174H93V172H92ZM112 174H113V172H112ZM115 174L118 175V173H114V175H112V179H113L114 177H115V178L118 177V176H115ZM119 174H120V173H119ZM127 174H128V172H127ZM149 174H147V175H149ZM169 174H170V173H169ZM175 174H176V173H175ZM179 174H180V173H179ZM187 174H188V173H186V174L183 175V176H187ZM193 174H194V173H193ZM193 174H190V175H193ZM195 174H197V173H195ZM207 174H208V173H207ZM214 174H215V173H214ZM214 174H213V175H214ZM222 174H223V173H222ZM224 174H225V173H224ZM226 174H227V172H226ZM17 175H18V174H17ZM17 175H16V177H17V179H18V176H17ZM22 175H24V174H22ZM35 175H36V174H35ZM56 175H57V174H56ZM103 175H106V174H103ZM120 175H121V174H120ZM125 175H126V174H125ZM128 175H129V174H128ZM133 175H134V174H133ZM154 175H156V174L154 173ZM162 175H163V174H162ZM190 175L188 174V177H190ZM200 175H201V174H200ZM208 175H209V174H208ZM218 175H219V174H218ZM218 175H217V176H218ZM229 175H231V174H229ZM0 176H3V174L0 175ZM11 176H12V175H11ZM20 176H21V174H20ZM24 176H25V175H24ZM50 176H51V175H50ZM52 176H54V175H52ZM58 176H59V174H58ZM61 176H62V175H61ZM68 176H70V175H68ZM96 176H97V175H96ZM99 176H100V175H99ZM122 176H123V174H122ZM122 176H121V178H122ZM130 176H131V175H130ZM141 176H143V175H141ZM144 176H145V175H144ZM157 176H158V175H157ZM159 176H160V175H159ZM169 176H171V175H169ZM169 176H168V177H169ZM177 176H178V175H177ZM220 176H221V174H220ZM12 177H14V176H12ZM28 177H29V174H28ZM37 177H39V178H44L45 175H44V177H42V175L37 176ZM66 177H67V176H66ZM74 177H75V175H74ZM79 177H81V176L79 175ZM101 177H102V176H101ZM101 177H100V178H101ZM103 177H104V176H103ZM133 177H135V176H133ZM145 177H146V176H145ZM165 177H166V175H165ZM179 177H180V176H179ZM192 177H193L192 179H194V176H192ZM198 177H199V175H198ZM212 177H213V176H212ZM224 177H225V175H224ZM227 177H228V175H227ZM4 178H5V177H4ZM21 178H22V176H21ZM35 178H36V177H35ZM47 178H48V177H47ZM54 178H55V177H54ZM56 178H57V176H56ZM56 178H55V180H56ZM63 178L65 179L64 176H63ZM63 178H61V181H62V180L64 181ZM77 178H78V177H77ZM89 178H90V177H89ZM94 178H95V177H94ZM100 178H99V180H100ZM110 178H111V177H110ZM115 178H114V182H117V180L115 181ZM126 178H127V177H126ZM126 178H125V179H126ZM128 178H129V177H128ZM128 178H127V179H128ZM139 178H142V177H138V178H136V179L138 180ZM147 178H148V176H147ZM153 178H155V177H153ZM177 178H178V177H177ZM181 178H182V177H181ZM184 178H185V177H184ZM208 178H210V177H208ZM229 178H230V177H229ZM229 178H228V179H229ZM236 178H237V177H236ZM6 179H7V176H6ZM8 179H9V178H8ZM8 179H7V180H8ZM14 179H15V177H14ZM14 179H13V183H14ZM17 179H16V180H17ZM32 179H34V178L32 177ZM36 179H38V178H36ZM70 179H71V177L69 178V181H70ZM73 179L76 180L75 178H73ZM78 179H79V178H78ZM87 179H88V177L86 178V180H87ZM104 179H105V178H104ZM104 179H103V180H104ZM118 179H120V178H118ZM125 179H124V180H125ZM148 179H149V178H148ZM151 179H152V177H151ZM155 179H156V178H155ZM161 179H162V178H161ZM167 179H168V178H167ZM171 179H174V178H171ZM171 179H168V180L170 181ZM186 179H188V181H189V179L191 180V177H190V178H186ZM212 179H213V178H212ZM220 179H221V178H220ZM220 179H219V183H220V186H222L223 183L220 181ZM9 180H10V179H9ZM29 180H30V179H29ZM29 180H28V181H29ZM40 180H41V179H40ZM40 180H39V181H40ZM44 180H45V179H44ZM50 180L52 181V179H50ZM94 180H95V179H94ZM109 180H110V179H109ZM122 180H123V178H122ZM128 180H129V179H128ZM141 180H142V179H141ZM158 180H159V179H158ZM158 180H155V181L158 182ZM164 180H165V179H164ZM174 180H175V179H174ZM177 180H179V178H178ZM177 180H176V181H177ZM195 180H196V179H195ZM200 180H201V178H200ZM225 180H226V178H225ZM11 181H12V180H11ZM28 181L26 180L27 183H28ZM32 181H34V180H32ZM32 181H31V183H33V185H34V182H32ZM35 181H37V180H35ZM39 181H37L38 185H39L40 182H42V180H41L40 182H39ZM51 181H50V182H51ZM57 181H58V179H57ZM76 181H77V180H76ZM83 181H85V180H83ZM110 181H111V180H110ZM119 181H120V180H119ZM138 181H139V180H138ZM149 181H150V180H149ZM159 181H160V180H159ZM162 181H163V180H162ZM162 181H160L161 184H162ZM171 181H172V180H171ZM171 181H170V182H171ZM179 181H182V180H179ZM197 181H198V180H197ZM214 181H215V180H214ZM217 181H218V180H217ZM223 181H224V180H223ZM229 181H230V179H229ZM0 182H2V177H1V181H0ZM5 182H6V181H5ZM5 182H4V183H5ZM9 182H10V181H9ZM46 182H47V179H46ZM65 182H66V181H65ZM70 182H71V181H70ZM80 182H81V181H80ZM80 182H77V183H80ZM89 182H91V180H90V181L88 180V183H89ZM104 182H105V181H104ZM114 182H113V184H114ZM123 182H124V181H123ZM123 182L121 181L120 183H122V184L124 185ZM128 182H129V181H128ZM141 182H143V181H141ZM157 182H156V183H157ZM160 182H159V183H160ZM173 182H174V181H173ZM182 182H184V181H182ZM185 182H186V181H185ZM194 182H195V181H194ZM211 182H212V180H211ZM215 182H216V181H215ZM230 182H231V181H230ZM4 183L2 182V184L5 185V187L1 186V188L3 187V189L6 188V185H8V184L14 186V184H12V182H11V184H10V183H8V184H4ZM15 183H17V181H16ZM18 183H19V181H18ZM27 183H26V184H27ZM51 183H52V182H51ZM68 183H69V182H68ZM77 183H76V184H77ZM92 183H93V182H92ZM99 183H100V182H99ZM107 183H108V179H107ZM107 183H106V184H107ZM109 183H110V182H109ZM111 183H112V181H111ZM132 183H134V181H133ZM137 183H138V182H137ZM156 183H155V184H156ZM176 183H177V182H176ZM212 183H213V182H212ZM224 183H225V182H224ZM227 183H228V182H227ZM0 184H1V183H0ZM2 184H1V185H2ZM42 184H45V183L43 182ZM42 184H41V185H42ZM57 184H58V183H57ZM65 184H66V183H65ZM69 184H70V183H69ZM69 184H68V185H69ZM71 184H75V182L73 181V183H71ZM76 184H75V185H76ZM84 184H85V183H84ZM100 184H101V183H100ZM100 184H99V185H100ZM102 184H103V183H102ZM128 184H129V183H128ZM134 184H135V183H134ZM134 184L132 185L133 187H134ZM144 184H145V183H144ZM150 184H151V183H150ZM155 184H153V185H155ZM157 184H158V183H157ZM161 184H160V186H161ZM165 184H166V183H165ZM177 184H179V183H177ZM187 184H188V183H187ZM187 184H186V185H187ZM191 184H192V181H191ZM198 184H199V183H198ZM198 184H197V185H198ZM208 184H209V182H208ZM210 184H211V183H210ZM228 184H229V183H228ZM22 185H23V183H22ZM22 185H21V186H22ZM24 185H25V184H24ZM27 185H28V184H27ZM27 185H26V187H27ZM48 185H50V184L48 183ZM55 185H56V184L51 185V186H53L52 188H54ZM58 185H60V184H58ZM66 185H67V184H66ZM87 185H88V184H87ZM87 185H86V186H87ZM90 185H93V184L90 183ZM109 185H111V184H108V186H109ZM146 185H147V184H145V186H146ZM153 185H152V188L154 187ZM180 185L182 186V185H184V184L181 183ZM186 185H185V186H186ZM188 185H189V184H188ZM194 185H196V184H194ZM199 185H200V184H199ZM204 185H205V184H204ZM206 185H207V184H206ZM214 185H216V183H215ZM214 185H213V186H214ZM217 185H218V184H217ZM224 185H227V184H224ZM12 186H10V187H12ZM17 186H18V185H17ZM17 186H16V187H17ZM42 186H43V185H42ZM42 186L40 187V185H39V186H38L39 189L42 188ZM44 186H45V185H44ZM44 186H43V188H44ZM61 186H62V184H61ZM70 186H71V185H70ZM84 186H85V185H84ZM86 186H85V187H86ZM106 186H107V185H106ZM114 186H115V185H114ZM118 186H119V185H117V187H118ZM125 186H126V183H125ZM135 186H136V185H135ZM150 186H151V185H149V187H150ZM157 186H158V185H157ZM167 186H170V185H167ZM167 186H166V187H167ZM173 186H176V185L173 184ZM210 186H211V185H210ZM213 186H211L209 189H212ZM14 187H15V186H14ZM18 187H19V186H18ZM31 187H32V185H31ZM34 187H35V185H34ZM45 187H46V186H45ZM68 187H69V186H68ZM81 187H83V186L81 185ZM81 187H80V188H81ZM87 187H88V186H87ZM87 187H86V188H87ZM109 187H110V186H109ZM115 187H116V186H115ZM120 187H121V186H120ZM166 187H165V185H164V188H166ZM188 187H189V186H188ZM188 187H187V188H188ZM193 187H194V186H193ZM214 187H215V186H214ZM24 188H25V187H23V189H24ZM43 188H42V189H43ZM52 188H50V189H52ZM56 188H57V187H56ZM62 188H63V187H62ZM64 188H65V187H64ZM66 188H67V187H66ZM86 188H85V190H86ZM88 188H89V187H88ZM88 188H87V189H88ZM173 188H174V187H173ZM200 188H202V186H200ZM222 188H223V187H222ZM224 188H226V187H224ZM3 189H2V190H3ZM7 189H8L7 191H9V188H8V187H7ZM28 189H29V188H28ZM35 189H37V188H35ZM67 189H68V188H67ZM69 189H70V188H69ZM71 189H72V188H71ZM81 189H83V188H81ZM107 189H108V188H107ZM119 189H121V188H119ZM123 189H124V188H123ZM157 189H158V188H157ZM171 189H172V186H171ZM174 189H175V188H174ZM180 189H181V188H180ZM188 189H189V188H188ZM193 189H194V188H193ZM195 189H196V188H195ZM202 189H204V188H202ZM213 189H214V188H213ZM216 189H217V187H216ZM218 189H219V188H218ZM10 190L12 191L13 189H10ZM17 190L20 191V192L22 193L21 190H19V189H17ZM17 190H16V191H17ZM24 190H26V189H24ZM24 190H23V192H24ZM30 190H31V189H30ZM44 190H45V188H44ZM54 190H55V188H54ZM56 190H57V189H56ZM56 190H55V191H56ZM62 190H63V189H62ZM89 190H90V189H89ZM100 190H101V189H100ZM105 190H106V189H105ZM113 190H114V188H113ZM117 190H118V189H117ZM117 190H115V191H117ZM121 190H122V189H121ZM140 190H141V189H140ZM145 190H148V189L145 188ZM160 190H161V189H160ZM162 190H163V189H162ZM168 190H170V189H168ZM183 190H184V189H183ZM183 190H179V189H178L179 193H180L181 191H183ZM185 190H186V189H185ZM189 190H190V189H189ZM196 190H197V189H196ZM219 190H220V189H219ZM222 190H223V189H222ZM225 190H226V189H225ZM225 190H223V191H225ZM0 191H1V189H0ZM7 191H5V192L7 193ZM11 191H10V192H11ZM36 191H37V190H36ZM39 191H40V190H39ZM63 191H64V190H63ZM63 191H60V192L62 193ZM72 191H73V190H72ZM76 191H77V189H76ZM90 191H91V190H90ZM90 191H89V192H90ZM102 191H103V190H102ZM107 191H108V190H107ZM111 191H112V190H111ZM111 191H110V192H111ZM122 191H123V190H122ZM141 191H142V190H141ZM141 191H140V193H139V192H137V193H139V194L143 193V192H141ZM149 191H150V190H149ZM186 191H188V190H186ZM186 191H185V192H186ZM215 191H216V190H215ZM217 191H218V190H217ZM3 192H4V190H3ZM5 192H4V193H5ZM20 192H19V193H20ZM28 192H29L30 194L32 193V192H30V191H28ZM37 192H38V191H37ZM41 192H42V190H41ZM43 192H44V191H43ZM43 192H42V193H43ZM46 192H48V191H46ZM46 192H44V193H46ZM49 192H50V191H49ZM56 192H57V191H56ZM58 192H59V190H58ZM58 192H57V193H58ZM84 192H85V191H84ZM84 192L82 193L81 190H80L81 197H82V194H84ZM87 192H88V191H87ZM119 192H120V191H119ZM165 192H166V191H165ZM174 192H177V191H174ZM185 192H184V193H185ZM192 192H193V191H192ZM192 192H190V194H192ZM196 192H197V191H196ZM203 192H204V190L202 191V193H203ZM213 192H214V191H213ZM6 193H5V194H6ZM16 193H17V192H16ZM19 193H18V194H19ZM33 193L35 194L34 191H33ZM38 193H39V192H38ZM66 193H67L66 195H68V192H66ZM77 193H78V192H77ZM85 193H86V192H85ZM93 193H94V192H93ZM96 193H97V192H96ZM106 193H107V192H106ZM111 193H112V192H111ZM135 193H136V192H135ZM177 193H178V192H177ZM193 193H194V192H193ZM199 193H200V192H199ZM211 193H212V191H211ZM218 193H219V192H218ZM225 193H226V192H225ZM8 194L10 195V193H8ZM8 194H7V195H8ZM23 194H24V193H22L21 196H23ZM26 194H27V192H26ZM34 194H32V195H34ZM39 194H40V193H39ZM74 194H75V193H74ZM89 194H90V193H89ZM112 194H113V193H112ZM133 194H134V193H133ZM144 194H145V193H144ZM180 194H181V193H180ZM182 194H183V192H182ZM219 194H220V193H219ZM222 194H223V193H222ZM237 194H238V193H237ZM2 195H4V194L2 193ZM35 195H36V194H35ZM35 195H34V197H35ZM48 195H49V193H48ZM50 195H51V194H50ZM77 195H78V194H77ZM84 195H85V194H84ZM84 195H83V196H84ZM86 195H88V194H86ZM86 195H85L84 198H83V197H82V198L85 199V198H86ZM106 195H107V194H106ZM108 195H110V194H108ZM136 195H137V194H136ZM146 195H147V194H146ZM164 195H165V194H164ZM164 195L162 196V199L165 198ZM166 195H167V194H166ZM174 195H175V194H173V196H174ZM186 195H187V194H186ZM195 195H197V193H196ZM214 195H216V194H214ZM220 195H221V194H220ZM225 195H227V194H225ZM0 196H1V195H0ZM17 196H18V195H17ZM28 196H29V195H28ZM38 196H40V195H38ZM38 196H37V198H38ZM52 196L55 197V195H52ZM63 196H64V195H63ZM70 196H71V195H70ZM79 196H80V195H79ZM101 196H103V194H102ZM113 196H114V195H113ZM119 196H120V194H119ZM122 196H123V195H122ZM128 196H129V195H128ZM130 196H131V195H130ZM142 196H144V195L142 194ZM168 196H170L169 191H168ZM173 196H172V197H173ZM178 196H179V195H178ZM191 196H192V195H191ZM191 196H190V197H191ZM203 196L206 197L207 195H203ZM18 197H20V196H18ZM18 197H17V198H18ZM41 197H42V195H41ZM41 197H40V198H41ZM44 197H46V196H44ZM54 197H53V199H54ZM58 197H59V196H58ZM68 197H69V195H68ZM108 197H109V196H108ZM111 197H112V196H111ZM116 197H117V196H116ZM134 197H135V196H134ZM145 197H146V196H145ZM156 197H157V199H159L158 196H156ZM184 197H185V195H184ZM190 197H189V198H190ZM192 197L195 198L196 196L194 197V195H193ZM200 197H201V196H200ZM200 197H198V198H200ZM212 197H213V196H212ZM220 197H221V196H220ZM250 197H254V196H251V195H250ZM7 198H8V197H7ZM26 198H27V200L29 201L28 197H26ZM32 198H33V197H32ZM32 198H31V199H32ZM35 198H36V197H35ZM46 198H47V197H46ZM48 198H49V196H48ZM60 198H61V197H60ZM92 198H93V197H92ZM109 198H110V197H109ZM121 198L123 199V197H121ZM140 198H141V196H140ZM140 198H139V200H140ZM146 198H147V197H146ZM173 198H175V197H173ZM193 198H192V199H193ZM196 198H197V197H196ZM202 198H203V197H202ZM215 198H216V197H215ZM0 199H6V198H2V196H1ZM18 199H19V198H18ZM20 199H21V198H20ZM22 199H23V198H22ZM22 199H21V200H22ZM49 199H50V198H49ZM70 199H71V198H70ZM89 199H90V197H89ZM98 199H99V198H98ZM104 199H106V198H104ZM112 199H115V198H112ZM117 199H118V198H117ZM128 199H129V198H128ZM128 199H127V200H128ZM130 199H131V198H130ZM130 199H129V200H130ZM135 199H136V198H135ZM137 199H138V198H137ZM155 199H156V198H154V196H153V202H154ZM162 199H161V200H162ZM168 199H169V198H168ZM170 199H172V198H170ZM179 199H180V198H179ZM206 199H207V198H206ZM209 199H211V198L209 197ZM213 199H214V197H213ZM213 199H212V200H213ZM216 199H217V198H216ZM8 200H9V199H8ZM11 200H12V199H11ZM24 200H25V198H24ZM24 200H23V201H24ZM58 200H59V202L61 201V199H58ZM73 200H74V199H73ZM79 200H80V199H79ZM92 200H93V199H92ZM101 200H102V199H101ZM119 200H120V199H119ZM131 200H132V199H131ZM139 200H138V201H139ZM159 200H160V199H159ZM159 200H157V201H159ZM172 200H174V199H172ZM200 200H201V199H200ZM202 200H204V199H202ZM217 200H219V199H217ZM243 200H244V199H243ZM252 200L254 201V199H252ZM0 201H1V200H0ZM13 201H14V200H13ZM13 201H10L11 204L13 203ZM30 201H31V200H30ZM30 201H29V202H30ZM33 201H34V200H33ZM42 201H43V200H42ZM44 201H45V200H44ZM44 201H43V202H44ZM50 201H52V200H50ZM50 201H49V203H50ZM53 201H54V200H53ZM65 201H66V202H69L67 199H66ZM74 201H75V200H74ZM83 201H84V200H83ZM86 201H87V200H86ZM86 201H85V202H86ZM95 201H96V200H95ZM122 201H123V200H122ZM141 201L143 202V200H141ZM144 201H145V200H144ZM165 201H166V200H165ZM165 201H164V202H165ZM215 201H216V200H215ZM245 201H246V200H245ZM253 201H252V202H253ZM16 202H17V203H19V202L21 203L22 201H19V202H18V200H16ZM39 202H41V201H39ZM55 202H56V201H55ZM61 202H62V201H61ZM66 202H65V204H67ZM85 202H83V203H85ZM92 202H93V201H92ZM97 202H98V201H97ZM99 202H100V201H99ZM105 202H106V201H105ZM129 202H130V201H129ZM145 202H146V201H145ZM145 202H144V203H145ZM153 202H149V203H153ZM155 202H156V201H155ZM155 202H154V203H155ZM174 202H175V200H174ZM192 202H193V201H192ZM213 202H214V201H213ZM217 202H218V201H217ZM217 202H216V204L218 205L219 203H217ZM227 202H229V201H227ZM227 202H226V203H227ZM249 202L251 203V201H249ZM2 203L4 204L5 202H3V200H2ZM2 203H1V204H2ZM17 203H16V204H17ZM20 203H19V205H20ZM27 203H28V202H27ZM79 203L82 204L80 201H79ZM101 203H102V202H101ZM126 203H127V202H126ZM138 203H140V202H138ZM149 203L147 202L148 205L146 204V206L149 207V206H150ZM159 203H161V202H159ZM166 203H167V202H166ZM168 203H169V202H168ZM193 203H194V202H193ZM204 203H205V201H204ZM207 203H208V199H207ZM226 203H225V204H226ZM246 203H247V202H246ZM28 204H31V203H28ZM35 204H36V203H35ZM46 204H47V202H46ZM53 204H54V203H53ZM80 204H79V207H80ZM99 204H100V203L96 204V206H97V205L99 206ZM102 204H103V203H102ZM105 204H106V203H105ZM121 204H122V203H121ZM156 204H158V203H156ZM162 204H163V202H162ZM185 204H186V203H185ZM197 204H198V203H197ZM208 204L210 205L211 203H208ZM221 204H222V203H221ZM223 204H224V203H223ZM223 204H222V206H223ZM225 204H224V205H225ZM228 204H229V203H228ZM232 204H233V203H232ZM256 204H257V201H256ZM8 205H9V204H7V206H8ZM91 205H92V204H91ZM106 205H107V204H106ZM110 205H111V204H110ZM123 205H124V204H123ZM130 205H132V204H130ZM141 205H144V204L141 203ZM154 205H155V204H154ZM158 205H159V204H158ZM164 205H165V203H164ZM226 205H227V204H226ZM234 205H235V204H234ZM236 205H237V204H236ZM236 205H235V207H236ZM241 205H243V204H241ZM245 205H246V204H245ZM249 205H250V204H249ZM2 206H3V205H2ZM2 206H1L0 208H2ZM27 206H28V205H26V207H27ZM33 206H35V205H33ZM36 206H37V205H36ZM36 206H35V207H36ZM46 206H47V205H46ZM48 206H50V205L48 204ZM54 206H55V204H54ZM56 206H57V204H56ZM69 206H70V205H69ZM103 206H104V205H103ZM112 206H113V205H112ZM117 206H118V205H117ZM138 206H139V205H138ZM144 206H145V205H144ZM151 206H152V205H151ZM156 206H157V205H156ZM167 206H168V205H167ZM174 206H175V205H174ZM178 206H179V205H178ZM183 206H185V205H183ZM183 206H182V207H183ZM210 206H211V205H210ZM213 206H214V205H213ZM213 206H212V207H213ZM227 206H228V205H227ZM239 206H240V204H239ZM243 206H244V205H243ZM247 206H248V205H247ZM247 206H245V208H248ZM255 206H256V205H255ZM259 206H260V205H259ZM262 206H263V205H261L260 207L262 208ZM14 207H15V204H14ZM35 207H34V208H35ZM41 207H42V205H40V208H41ZM44 207H45V204H44ZM61 207H62V206H61ZM71 207L75 208L74 206H71ZM81 207H83V206H81ZM124 207H125V206H124ZM140 207H141V206H140ZM142 207H143V206H142ZM154 207H155V206H154ZM154 207H153V208H154ZM160 207H161V206H160ZM170 207H171V206H170ZM170 207H169V208H170ZM176 207H177V206H176ZM192 207H193V206H192ZM220 207H221V205H220ZM229 207H230V209H231V206H230V205H229ZM237 207H238V206H237ZM240 207H241V206H240ZM256 207H257V206H256ZM4 208H6V203H5ZM9 208H10V207H9ZM19 208H20V206H19ZM24 208H25V207H24ZM29 208H30V207H29ZM34 208H32L33 211H34ZM58 208H59V207H58ZM76 208H78V207L76 206ZM76 208H75V209H76ZM96 208H97V207H96ZM106 208H108V207H106ZM126 208H127V207H125L124 210H126ZM133 208H134V207H133ZM153 208H152V209H153ZM178 208H179V207H178ZM180 208H181V207H180ZM258 208H259V207H258ZM258 208H256L257 211H259ZM6 209H7V208H6ZM10 209H11V208H10ZM16 209H17V208H16ZM25 209H26V208H25ZM32 209L30 208V210H32ZM41 209H42V208H41ZM41 209H40V211H41ZM51 209H53V207H52ZM55 209H56V208H55ZM87 209H88V208H87ZM91 209H93V208H91ZM98 209H99V208H98ZM100 209H101V207H100ZM108 209H109V208H108ZM112 209H113V208H112ZM120 209H121V208H120ZM129 209L131 210V208H129ZM138 209H139V210H138ZM148 209H150V208H148ZM155 209H156V208H155ZM157 209H158V208H157ZM161 209H162V208H161ZM164 209H165V208H164ZM176 209H177V208H176ZM182 209H183V208H182ZM196 209H197V208H196ZM223 209H224V208H223ZM233 209H234V208H233ZM233 209H232V210H233ZM235 209H236V208H235ZM239 209H240V208H239ZM239 209H238V210H239ZM250 209H251V207H250ZM252 209H254V208L252 207ZM262 209H264V208H262ZM1 210H3V208H2ZM7 210H8V209H7ZM12 210H14V209H12ZM12 210H11V211H12ZM85 210H86V209H85ZM101 210H102V209H101ZM106 210H107V209H106ZM110 210H111V209H109V212H110ZM113 210H114V209H113ZM117 210H118V209H117ZM122 210H123V208H122ZM124 210H123V211H124ZM130 210H129V211H130ZM137 210L140 211V208H139V207H138V208L136 207V208H135V212H136ZM142 210L144 211V209H142ZM158 210L161 211L160 208H159ZM165 210H166V209H165ZM184 210H185V209H184ZM188 210H189V209H188ZM197 210H198V209H197ZM197 210H196V211H197ZM200 210H201V209H200ZM205 210H206V209H205ZM224 210H225V209H224ZM224 210H223V211H224ZM232 210H231V211H232ZM248 210H249V208L247 209V211H248ZM254 210H255V209H254ZM25 211L28 212V208H27V210H25ZM25 211H23V212H25ZM37 211H39V210H37ZM42 211H43V210H42ZM45 211H46V209H45ZM62 211H63V210H62ZM65 211L67 212L68 210L65 209ZM70 211H71V210H70ZM76 211H77V210H76ZM87 211H88V210H87ZM91 211H92V210H91ZM94 211H95V210H94ZM98 211H99V210H97V213H98ZM104 211H105V210H104ZM115 211H116V210H115ZM115 211H113V213H114ZM147 211H148V210H147ZM147 211L145 210V212H147ZM150 211H151V210H150ZM150 211H149V212H150ZM159 211H158V212H159ZM162 211H163V209H162ZM162 211H161V212H162ZM168 211H169V210H168ZM194 211H195V210H194ZM194 211H193V212H194ZM202 211H203V210H202ZM215 211H217V210L215 209ZM223 211H221V212L223 213ZM240 211H242V210H240ZM244 211H245V210H244ZM247 211H246V212H247ZM3 212H4V211H3ZM7 212H8V211H6V213H7ZM19 212H20V211H18L17 215L19 214ZM54 212L57 213V211H54ZM79 212H80V211H79ZM99 212H100V211H99ZM124 212H125V211H124ZM141 212H142V211H141ZM149 212H148V213H149ZM164 212H166V211H164ZM200 212H201V211H200ZM211 212H213V210H212ZM219 212H220V211H219ZM225 212H226V211H225ZM232 212H233V211H232ZM234 212H235V211H234ZM251 212H252V211H251ZM251 212L248 211L249 214H250ZM261 212H262V211H261ZM6 213H5V214H6ZM11 213H12V212H11ZM36 213H37V212H36ZM36 213H35V214H36ZM43 213H44V212H43ZM68 213H70V212H68ZM93 213H94V212H93ZM103 213H104V212H103ZM133 213H134V212H133ZM143 213H144V212H143ZM148 213H145V214L147 215ZM155 213H156V212H155ZM166 213H167V212H166ZM172 213H173V211H172ZM182 213H183V212H182ZM197 213H198V212H197ZM197 213H196V214H197ZM201 213H202V212H201ZM203 213H204V212H203ZM209 213H210V212H209ZM230 213H231V212H230ZM237 213H238V212H237ZM237 213H235V214H237ZM239 213H240V212H239ZM244 213H245V212H244ZM248 213H247V214H248ZM254 213H255V212H254ZM254 213H253V214H254ZM256 213H257V212H256ZM256 213H255V215H256ZM21 214H22V213H21ZM25 214L28 215L27 213H25ZM40 214H41V213H40ZM57 214H58V213H57ZM66 214H67V213H66ZM100 214H102V213H100ZM108 214L110 215V214H112V212H111V213H108ZM108 214H107V215H108ZM114 214H115V213H114ZM116 214H117V213H116ZM116 214H115V215H116ZM118 214H119V213H118ZM138 214H139V213H138ZM150 214H151V212H150ZM150 214H149V215H150ZM159 214H160V213H159ZM186 214H187V213H186ZM188 214H189V213H188ZM206 214H207V213H206ZM219 214H220V213H219ZM219 214H218V215H219ZM231 214H232V213H231ZM231 214H230V215H231ZM245 214H246V213H245ZM261 214H263V213H261ZM1 215H2V213H1ZM17 215H16V216H17ZM30 215H31V214H30ZM30 215H29V216H30ZM54 215H55V214H54ZM58 215H59V214H58ZM58 215H56V216H58ZM95 215H96V214H94V216H95ZM112 215H113V214H112ZM115 215H114V216H115ZM123 215H124V214H123ZM135 215H136V214H135ZM135 215H133V216H135ZM140 215H141V214H140ZM152 215H153V214H151V216H152ZM161 215H162V214H161ZM164 215H165V214H164ZM168 215H169V214H168ZM170 215H172V214L170 213ZM208 215H209V214H208ZM221 215H222V214H221ZM223 215H228V214L225 213V214H223ZM263 215H264V214H263ZM29 216H28V217H29ZM43 216H44V215H43ZM67 216H68V215H67ZM69 216H70V215H69ZM73 216H74V215H72V218H74ZM92 216H93V215H92ZM96 216H97V215H96ZM96 216H95V217H96ZM101 216H102V215H101ZM114 216H113V217H114ZM151 216H150V217H151ZM156 216H158V215L155 214V217H156ZM172 216H173V215H172ZM198 216H199V215H198ZM205 216H206V215H205ZM213 216H214V215H213ZM228 216H229V215H228ZM246 216H247V215H246ZM256 216H257V215H256ZM4 217H5V216H4ZM12 217H13V213H12ZM28 217H27V218H28ZM30 217H31V216H30ZM32 217H34V216H32ZM37 217H38V216H35L34 219H36ZM39 217H40V216H39ZM59 217H61V216H59ZM64 217H65V219H66V216H63V218H64ZM83 217H84V216H83ZM87 217H89V216H87ZM127 217H128V216H127ZM137 217L139 218V217H143V216L141 215V216H137ZM148 217H149V216H148ZM195 217H196V216H195ZM221 217H222V216H221ZM229 217H230V216H229ZM229 217H228V218H229ZM235 217H236V215H235ZM241 217H242V216H241ZM241 217H240V218H241ZM244 217H245V216H244ZM263 217H264V216H263ZM2 218H3V215H2V217H1L0 219H2ZM17 218H18V219H17ZM17 218H16V219L19 220V217H18V216H17ZM22 218H24V217L22 216ZM25 218H26V217H25ZM63 218H62V220H65V219H63ZM69 218H70V217H68L67 220H68ZM75 218H76V215H75ZM78 218H79V216H77V219H78ZM81 218H82V217L80 216V220H81ZM96 218H97V217H96ZM115 218H116V216H115ZM117 218H118V217H117ZM125 218H126V217H125ZM128 218H129V217H128ZM145 218H146V217H145ZM145 218L143 217V219H142V223H143V220H144ZM153 218H154V217H153ZM156 218H157V217H156ZM158 218H159V217H158ZM166 218H167V217L165 216V219H166ZM171 218H172V217H171ZM185 218H186V217H185ZM188 218H189V215H188ZM188 218H186V219H188ZM202 218H203V217H202ZM213 218H214V217H213ZM215 218H216V217H215ZM215 218H214V219H215ZM237 218H238V217H237ZM240 218H239V221H241ZM245 218H246V217H245ZM249 218H250V217H249ZM256 218H257V217H256ZM12 219H13V218H12ZM53 219H54V218H53ZM53 219H52V220H53ZM57 219H58V217H57ZM82 219H84V218H82ZM87 219H88V218H87ZM109 219H110V218H109ZM139 219H140V218H139ZM139 219H138V220H139ZM165 219H164V220H165ZM172 219H173V218H172ZM204 219H206V218H204ZM233 219H235V218H233ZM247 219H248V218H247ZM259 219H260V218H259ZM8 220H11V219L8 218ZM14 220H15V219H14ZM20 220H21L20 222H22V219H20ZM27 220H28V219H27ZM39 220H40V219H38V221H39ZM46 220H47V218H46ZM69 220H70V219H69ZM69 220H68V221H69ZM85 220H86V219H85ZM98 220H100V219L98 218ZM98 220H97V221H98ZM103 220H104V219H103ZM103 220H102V221H103ZM115 220H116V219H115ZM115 220L113 219V221H115ZM117 220H118V219H117ZM117 220H116V221H117ZM119 220H120V218H119ZM133 220H136V219H133ZM133 220H131V221H133ZM140 220H141V219H140ZM149 220H150V219H149ZM155 220H156V219H155ZM162 220H163V219H162ZM174 220H175V219H174ZM196 220H197V219H196ZM196 220H195V221H196ZM198 220H199V219H198ZM261 220H262V219H261ZM3 221H4V219H3ZM3 221H2V222H3ZM15 221H16V220H15ZM28 221H29V220H28ZM35 221H36V220H35ZM38 221H37V222H38ZM48 221H51V220H48ZM76 221H77V220H76ZM83 221H84V220H83ZM89 221H90V220H89ZM89 221H88V222H89ZM107 221H108V220H107ZM113 221H112V222H113ZM122 221H123V220H122ZM122 221H121V222H122ZM124 221H125V220H124ZM145 221H146V220H145ZM145 221H144V222H145ZM165 221H166V220H165ZM184 221H185V220H184ZM188 221H190V220L188 219ZM221 221H222V220H221ZM236 221H237V220H236ZM239 221H238V222H239ZM252 221H253V220H252ZM259 221H260V220H259ZM262 221H263V220H262ZM262 221H261V222H262ZM2 222H1V224H3ZM11 222H12V220H11ZM16 222H17V221H16ZM18 222H19V221H18ZM24 222H25V221H24ZM44 222H45V221H44ZM52 222H54V221H52ZM58 222H60V224H61V221H58ZM58 222H57V223H58ZM70 222H71V221H70ZM84 222H85V221H84ZM90 222H91V221H90ZM109 222H110V221H109ZM125 222H126V221H125ZM146 222H147V221H146ZM158 222H159V220H158ZM160 222H162V221H160ZM218 222H220V221H218ZM244 222H245V221H244ZM247 222H248V221H247ZM249 222H251V220H250ZM4 223H7V222L5 221ZM25 223H26V222H25ZM25 223H23V224H25ZM28 223H29V222H28ZM45 223H47V222H45ZM55 223H56V221H55ZM66 223H67V222H66ZM94 223H95V222H94ZM97 223H99V222H97ZM103 223H104V222H103ZM134 223H135L136 226L138 225V224H136L137 222H134ZM147 223H149V222H147ZM150 223H151V222H150ZM156 223H157V222H156ZM189 223H190V222H189ZM201 223H203V222H201ZM227 223H228V222H227ZM255 223H257V222H255ZM12 224H13V223H12ZM38 224H39V223H38ZM48 224H49V223H48ZM48 224H46V225L48 226ZM50 224H51V223H50ZM62 224H64V223H62ZM79 224H81V223L79 222ZM110 224H111V223H110ZM113 224H114V223H113ZM116 224H119V223H116ZM166 224H167V223H166ZM203 224H204V223H203ZM236 224H237V223H236ZM5 225L7 226L8 223L5 224ZM29 225H30V224H29ZM51 225H53V224H51ZM57 225H58V224H57ZM65 225H66V224H65ZM67 225H68V227H69L70 223L67 224ZM108 225H109V224H108ZM120 225L123 226L124 223H122V224H120ZM127 225H128V224H127ZM139 225H140V224H139ZM139 225H138V226H139ZM145 225H146V224H145ZM154 225H156V224H154ZM158 225H159V224H158ZM188 225H189V224H188ZM188 225H187V226H188ZM191 225H192V224H191ZM211 225H212V224H211ZM219 225H220V224H219ZM221 225H222V223H221ZM224 225H225V223H224ZM224 225H223V226H224ZM237 225H238V224H237ZM6 226H5V227H6ZM19 226H20V225H19ZM22 226H24V225H22ZM26 226H27V224H26ZM33 226H34V225H33ZM60 226H62V225H60ZM60 226H59V227H60ZM70 226H71V225H70ZM76 226H77V225H75V228H76ZM91 226H92V224H91ZM103 226H104V225H103ZM128 226H129V225H128ZM143 226H144V224H143ZM150 226H151V225H150ZM156 226H157V225H156ZM162 226H163V225H162ZM178 226H179V225H178ZM180 226H181V225H180ZM192 226H193V225H192ZM212 226H213V225H212ZM15 227H16V226H15ZM15 227H13V228H15ZM31 227H32V226H31ZM37 227H38V226H37ZM39 227H40V226H39ZM48 227H50V225H49ZM54 227H55V226H54ZM93 227H94V226H93ZM95 227H96V226H95ZM95 227H94V228H95ZM105 227H106V225H105ZM124 227H125V226H124ZM124 227H123V228H124ZM130 227H131V226H130ZM146 227H147V225H146ZM185 227H186V226H185ZM198 227H199V226H198ZM225 227H226V226H225ZM225 227H224V229H225ZM8 228H9V227H7V230L9 231L10 228H9V229H8ZM11 228H12V227H11ZM17 228H18V227H17ZM23 228H24V227H23ZM26 228H27V227H26ZM32 228H33V227H32ZM32 228H31V230H32ZM35 228H36V226L34 227V229H35ZM40 228H41V227H40ZM45 228H46V227H45ZM52 228H53V227H52ZM55 228H57V227H55ZM70 228H71V227H70ZM72 228H73V226H72ZM72 228H71V230H72ZM81 228H83V227H81ZM87 228L89 229L88 226H87ZM107 228H109V227H107ZM119 228H120V227H119ZM126 228H127V227H126ZM126 228H125V230L127 231L128 228H127V229H126ZM137 228H138V227H137ZM140 228H142V227H140ZM147 228H148V227H147ZM147 228H146V229H147ZM150 228H151V227H150ZM150 228H149V230H150ZM152 228H153V227H152ZM181 228H182V227H181ZM188 228H189V227L186 228L187 231H188ZM190 228H191V227H190ZM214 228H215V227H214ZM229 228H230V227H229ZM236 228H237V227H236ZM239 228H240V227H239ZM258 228H259V227H258ZM15 229H16V228H15ZM28 229H29V228H28ZM41 229H42V228H41ZM62 229H63V228H61V230H62ZM103 229H104V227H103ZM133 229H135V228H133ZM154 229H155V228H154ZM160 229H161V228H160ZM186 229H185V231H186ZM194 229H195V228H194ZM215 229H216V228H215ZM219 229H222V228L219 227ZM226 229H227V228H226ZM230 229H231V228H230ZM259 229H260V228H259ZM261 229H262V228H261ZM0 230H2V228H1ZM7 230H6V231H7ZM13 230H14V229H13ZM18 230H20V229H18ZM25 230H26V229H24V231H25ZM29 230H30V229H29ZM31 230H30V231H31ZM42 230H43V229H42ZM42 230H41V231H42ZM53 230H54V229H52V231H53ZM58 230H59V228H58ZM58 230L56 229V231H58ZM71 230H70V231H71ZM79 230H80V229H79ZM104 230H105V229H104ZM104 230H103V232H104ZM121 230H122V229H121ZM125 230H122V231H125ZM128 230H131V229H128ZM138 230H139V229H138ZM169 230H170V229H169ZM179 230H180V229H179ZM181 230H182V229H181ZM191 230L193 231V229H191ZM201 230H202V229H201ZM3 231H4V230H2V232H3ZM8 231H7V233H8ZM30 231H29V232H30ZM41 231H40V232H41ZM45 231H46V230H45ZM50 231H51V230H50ZM67 231H68V230H67ZM81 231H82V230H81ZM81 231H80V232H81ZM107 231H108V230H107ZM126 231H125V232H126ZM132 231H134V230H132ZM145 231H146V230H145ZM145 231H144V232H145ZM162 231L165 232V230H162ZM173 231H174V230H173ZM187 231H186V233H187ZM192 231H191V232H192ZM220 231H221V230H219V233H220ZM222 231H223V230H222ZM227 231H228V230H227ZM19 232H20V231H19ZM22 232H23V231H22ZM32 232H35V230H34V231L32 230ZM71 232H72V231H71ZM74 232H75V231H74ZM77 232H78V231H77ZM86 232H87V230H86ZM90 232H91V231H89V233H90ZM92 232H93V233H91V234H93V236H94V233H95V232H94V229H93ZM105 232H106V231H105ZM108 232H109V231H108ZM125 232H124V235L126 234ZM135 232H136V231H135ZM147 232H148V231H147ZM160 232H161V231H160ZM189 232H190V231H189ZM189 232H188V235H189ZM191 232H190V233H191ZM193 232H194V231H193ZM203 232H206V231H203ZM203 232H202V234H203ZM209 232L212 233V231H209ZM232 232H233V231H232ZM0 233H1V232H0ZM4 233H6V232L4 231ZM16 233H17V232H16ZM25 233H27V232H25ZM46 233H47V231H46ZM50 233H51V232H50ZM52 233H53V232H52ZM60 233H62V232H60ZM67 233H68V232H67ZM72 233H73V232H72ZM78 233H79V232H78ZM83 233H84V232H83ZM97 233H98V232H97ZM128 233H129V232H128ZM128 233H127L126 235H128ZM154 233H155V232H153V234H154ZM196 233H197V232H196ZM210 233H209V234H210ZM213 233H215V232H213ZM217 233H218V232H217ZM217 233H216V234H217ZM228 233H229V232H228ZM234 233H235V231H234ZM257 233H258V232H257ZM1 234H2V233H1ZM11 234H12V233H11ZM22 234H23V233H22ZM63 234H64V233H63ZM80 234H82V232H81ZM87 234H88V232H87ZM91 234H90V235H91ZM105 234H107V233H105ZM121 234H122V232H121ZM132 234H133V233H132ZM132 234H131V235H132ZM134 234H135V233H134ZM142 234H143V231H142ZM161 234H162V233H161ZM161 234H160V236H161ZM168 234H169V233H168ZM175 234H176V233H175ZM2 235H3V234H2ZM15 235H16V234H15ZM29 235H30V234H29ZM55 235H56V234H55ZM55 235H54V236H55ZM57 235H58V232H57ZM60 235H62V234H60ZM60 235H59V236H60ZM74 235H75V234H74ZM74 235H73V237H74ZM78 235H79V234H78ZM84 235H85V233H84ZM88 235H89V234H88ZM95 235H96V234H95ZM109 235H110V234H109ZM109 235H108V236H109ZM116 235H117V234H116ZM119 235H120V234H119ZM119 235H118V236H119ZM148 235H151V234H148ZM210 235H213V234H210ZM218 235L220 236L221 233L218 234ZM232 235H233V234H232ZM16 236H17V235H16ZM23 236H24V234H23ZM23 236H22V237H23ZM33 236H36V234L33 235ZM47 236H48V233H47ZM62 236H63V235H62ZM108 236H107V237H108ZM112 236H113V235H112ZM128 236H129V235H128ZM140 236H141V234H140ZM155 236H156V235H155ZM174 236H175V235H174ZM177 236H178V235H177ZM190 236H192V235H190ZM196 236H197V235H196ZM208 236H209V235H208ZM208 236H207V237H208ZM5 237H6V235H5ZM25 237H26V236H25ZM27 237H28V236H27ZM37 237H38V236H37ZM80 237H81V239L83 238L82 235H81ZM89 237H90V236H89ZM104 237H105V236H104ZM109 237H111V236H109ZM119 237H120V236H119ZM131 237H132V236H131ZM136 237H137V236H136ZM138 237H139V236H138ZM138 237H137V238H138ZM152 237H154V235H153ZM152 237H149V238L152 239ZM184 237H185V236H184ZM193 237H194V233H193ZM193 237H192V239H193ZM198 237H199V235H198ZM198 237H196V238H198ZM233 237H234V235H233ZM11 238H12V236H11ZM15 238H16V237H15ZM18 238H21V237H18ZM18 238H17V239H18ZM50 238H52V237H50ZM58 238H59V237H58ZM67 238H68V237H67ZM86 238H87L86 241H88V240H89L88 236H87ZM95 238H96V237H95ZM111 238H113V237H111ZM154 238H156V237H154ZM168 238H169V237H168ZM172 238H173V236H172ZM176 238H177V237H176ZM215 238H216V237H215ZM231 238H232V237H231ZM0 239H2V237H1ZM8 239H9V238H8ZM12 239H13V238H12ZM12 239H11V240H12ZM70 239H71V238H70ZM74 239H75V238H74ZM74 239H73V240H74ZM76 239H77V238H76ZM96 239H97V238H96ZM98 239H99V237H98ZM98 239H97V240H98ZM114 239H115V238H114ZM119 239H120V238H119ZM127 239H128V238H127ZM129 239H130V237H129ZM135 239H136V238H135ZM139 239H140V238H139ZM139 239H138V240H139ZM156 239H157V238H156ZM165 239H167V237H166ZM169 239H170V238H169ZM174 239H175V238H174ZM180 239H183V238H180ZM186 239H187V238H186ZM220 239H221V238H220ZM24 240H25V239H24ZM62 240H63V238H62ZM71 240H72V239H71ZM84 240H85V239H84ZM84 240H83V241H84ZM105 240H106V239H105ZM115 240H116V239H115ZM132 240H133V238H132ZM162 240H164V238H163ZM175 240H176V239H175ZM178 240H179V239H178ZM190 240H191V238H190ZM193 240H194V239H193ZM202 240H203V242H204V238H202ZM205 240H206V239H205ZM213 240H214V238H213ZM216 240H217V238H216ZM226 240H228V238H227ZM234 240H235V239H234ZM17 241H18V240H17ZM19 241H20V240H19ZM22 241H23V240H22ZM65 241H66V239H65ZM67 241H70V240H67ZM67 241H66V242H67ZM78 241H79V240H78ZM90 241H91V240H90ZM90 241H89V242H90ZM122 241H123V240H122ZM126 241H127V240H126ZM136 241H137V240H136ZM140 241H141V239H140ZM168 241H169V240H168ZM176 241H177V240H176ZM196 241H200V238H198V240H196ZM206 241H207V240H206ZM221 241H222V240H220V242H221ZM228 241H229V240H228ZM232 241H233V240H232ZM3 242H4V241H3ZM10 242H11V241H9V243H10ZM89 242H88V243H89ZM93 242H94V241H93ZM106 242H107V241H106ZM109 242H110V241H108V243H109ZM112 242H113V241H112ZM114 242H115V241H114ZM124 242H125V241H124ZM130 242H131V241H130ZM143 242H144V241H143ZM153 242H154V241H153ZM153 242H151V243H153ZM173 242H174V241H173ZM193 242H194V241H193ZM217 242H219V240H218ZM217 242L214 241L213 243H217ZM223 242H224V241H223ZM1 243H2V242H1ZM1 243H0V244H1ZM6 243L8 244V242H6ZM6 243H4L3 245H6ZM15 243H16V241L14 242V244H15ZM59 243H60V242H59ZM61 243H63V242H61ZM73 243H75V240H74ZM73 243H72V245H73ZM76 243L78 244V242H76ZM79 243H80V242H79ZM90 243H91L90 245H93L92 242H90ZM94 243H95V242H94ZM116 243H118V242H116ZM116 243H115V244H116ZM120 243H121V242H120ZM126 243H127V242H126ZM135 243H136V242H135ZM145 243H147V242H145ZM151 243L148 242V244H151ZM155 243H156V242H155ZM155 243H154V244H155ZM157 243H158V241H157ZM164 243H165V242H164ZM180 243H182V242H180ZM194 243H195V242H194ZM206 243H207V242H206ZM10 244H11V243H10ZM10 244H8V245H10ZM12 244H13V242H12ZM12 244H11V246H12ZM14 244H13V245H14ZM21 244H22V242H21ZM98 244H99V240H98ZM102 244H104V243L102 242ZM139 244L141 245V243H139ZM148 244H147V245H148ZM158 244H159V243H158ZM177 244H178V243H177ZM190 244H191V243H190ZM192 244H193V243H192ZM197 244H198V242H197ZM217 244H218V243H217ZM8 245H6V246H8ZM15 245L18 246V245H20V244H19V243H18V244L16 243ZM30 245H31V244H30ZM30 245L28 244L27 247H29ZM34 245H35V244H34ZM34 245H32L31 248H32ZM37 245H38V244H37ZM74 245H75V244H74ZM79 245H80V244H79ZM107 245H108V244H107ZM117 245H118V244H117ZM117 245H115V246H117ZM121 245H122V244H121ZM125 245H126V244H125ZM129 245H130V244H129ZM129 245H127V246H129ZM152 245H153V244H152ZM162 245H163V244H162ZM172 245H173V244H172ZM185 245H186V244H185ZM214 245H215V244H214ZM218 245H219V244H218ZM221 245H222V244H221ZM20 246L23 247L22 245H20ZM20 246H19V248H21ZM57 246H58V245H57ZM59 246H60V245H59ZM62 246H63V245H62ZM65 246H66V243H65ZM70 246H71V245H70ZM82 246H83V244H82ZM95 246H96V245H95ZM118 246H119V245H118ZM118 246H117V248H118ZM138 246H139V245H138ZM141 246H142V245H141ZM141 246H140V247H141ZM178 246H179V245H178ZM178 246H177V247H178ZM183 246H184V245H183ZM197 246H198V245H197ZM203 246H207V245L204 244ZM208 246H209V244H208ZM208 246H207V247H208ZM210 246L214 247L213 245H210ZM222 246L224 247V245H222ZM0 247H1V248H4V247H2V246H0ZM77 247H78V246H77ZM93 247H94V246H93ZM105 247H106V246H105ZM120 247H122V246H120ZM130 247H131V246H130ZM132 247H133V245H132ZM134 247H136V246H134ZM143 247H145V246H143ZM152 247H153V246H152ZM152 247H151V248H152ZM165 247H166V246H165ZM177 247H176V248H177ZM192 247H193V245H192L191 248H189V249H192ZM198 247H199V246H198ZM212 247H211V248H212ZM215 247H216V245H215ZM230 247H231V246H230ZM232 247H233V246H232ZM240 247H241V246H240ZM243 247H244V246H243ZM1 248H0V250H1ZM7 248H8V247H7ZM7 248H5L4 251H6ZM31 248H28V249H31ZM33 248H34V247H33ZM63 248H64V247H63ZM69 248H70V247H69ZM71 248H72V247H71ZM73 248H74V247H73ZM81 248H83V247H81ZM85 248H86V247H85ZM90 248H91V247H90ZM94 248H95V247H94ZM97 248H98V246H97ZM97 248H96V249H97ZM100 248H102V246H101ZM106 248H107V247H106ZM110 248H111V247H110ZM117 248H116V249H117ZM138 248H139V247H138ZM141 248H142V247H141ZM149 248H150V247H149ZM149 248H148V249H149ZM162 248H163V246H162ZM169 248H170V247H169ZM183 248H184V247H183ZM193 248H194V247H193ZM196 248H197V247H196ZM199 248H200V247H199ZM211 248H210V249H211ZM65 249H68V248H65ZM86 249H87V248H86ZM122 249H123V248H122ZM127 249H128V248H127ZM129 249H130V248H129ZM179 249L181 250V248H179ZM207 249H208V248H207ZM212 249H213V248H212ZM216 249H217V248H216ZM218 249H220V248H218ZM218 249H217V250H218ZM235 249H236V248H235ZM237 249H238V248H237ZM2 250H3V249H2ZM24 250H25V249H24ZM35 250H36V249H35ZM35 250H34V251L30 250V251L34 252V254H35ZM60 250H62V248H61ZM63 250H64V249H63ZM69 250H70V249H69ZM74 250H76V247H75ZM77 250H78V249H77ZM77 250L75 251V253L77 252ZM83 250H84V248H83ZM87 250L89 251L90 249H87ZM105 250H106V249H105ZM105 250H103V248H102V251L105 252ZM118 250H120V249L118 248ZM124 250H125V249H124ZM135 250H136V249H135ZM151 250H152V249H151ZM165 250H166V249H165ZM186 250H188V249H186ZM198 250H199V249H198ZM198 250H197V251H198ZM203 250H204V249H201L202 252H204ZM205 250H206V249H205ZM213 250H214V249H213ZM213 250H212V251H213ZM223 250H225V248H224ZM244 250H245V249H244ZM4 251H2V252H4ZM7 251H9V253H10V250H9V249H7ZM28 251H29V250H28ZM66 251H67V250H66ZM90 251H92V250H90ZM96 251H98V250H96ZM108 251H109V249H108ZM116 251H117V250H116ZM116 251H115V252H116ZM163 251H164V250H163ZM166 251H168V249H167ZM177 251H178V250H177ZM197 251H196V252H197ZM210 251H211V250H210ZM212 251H211V252H212ZM238 251H239V250H238ZM0 252H1V251H0ZM21 252H23V250H21ZM26 252H27V248H26ZM32 252H30V253H31V254H30L31 257H32ZM38 252H39V251H38ZM38 252H37V253H38ZM50 252H51V251H50ZM68 252H69V251H68ZM68 252H67V255L69 254ZM78 252H79V251H78ZM78 252H77V255H76V256L80 255V254H78ZM82 252H83V251H82ZM106 252H107V251H106ZM106 252H105V253H106ZM122 252H124V251H122ZM143 252H144V251H143ZM175 252H176V251H175ZM178 252L180 253V251H178ZM178 252H177L176 254H174L175 257H176V255L178 254ZM183 252H184V251H183ZM183 252H181V254H183ZM190 252H191V251H190ZM206 252H209V251H206ZM206 252H205V253H206ZM231 252H232V250H231ZM250 252H251V251H250ZM40 253H41V252H40ZM53 253H55V252H53ZM59 253H60V252H59ZM59 253H58V254H59ZM62 253H63V251H62ZM71 253L73 254V252H71ZM71 253H70L69 255H71ZM75 253H74V254H75ZM83 253H84V252H83ZM88 253H89V252H87V254H88ZM97 253H99V252H97ZM100 253H101V252H100ZM109 253H111L112 257H114V258L117 257V256H113L114 253H112V252H108V254H109ZM125 253H126V251H125ZM125 253H124V254H125ZM134 253H136V252H134ZM134 253H133V255H134ZM150 253H151V252H150ZM173 253H174V252H173ZM194 253H195V252H194ZM218 253H219V252H218ZM224 253H225V252H224ZM241 253H242V252H241ZM241 253H240V254H241ZM244 253H246V252L244 251ZM261 253H262V252H261ZM1 254L3 255V253H1ZM34 254H33V255H34ZM38 254H39V253H38ZM43 254H44V253H42V255H43ZM48 254H51V253H48ZM64 254H66V252H65ZM74 254L71 255V256H74ZM85 254H86V253H85ZM93 254H95V253H93ZM124 254H123V255H124ZM130 254H132V253H130ZM145 254H146V253H145ZM161 254H162V253H161ZM181 254H180V255H181ZM188 254H189V253H187V255H188ZM190 254H191V253H190ZM192 254H193V253H192ZM197 254H198V252H197ZM211 254H212V253H210V255H211ZM234 254H235V253H234ZM237 254H238V253H237ZM240 254H239V258H240ZM248 254H250V253H248ZM252 254H253V253H252ZM255 254H256V253H255ZM263 254H264V250H263ZM2 255H0L1 258L3 257ZM6 255H7V252H6ZM21 255H23V254H21ZM25 255H26V254H25ZM25 255H24V257H25ZM27 255H28V254H27ZM56 255H57V254H56ZM82 255H83V254H82ZM82 255H80V256L83 258ZM95 255H96V254H95ZM98 255H99V254H98ZM120 255H121V254H120ZM133 255H132V256H133ZM143 255H144V253H143ZM146 255H147V254H146ZM166 255H167V254H166ZM183 255H185V254H183ZM193 255H194V254H193ZM198 255H199V254H198ZM220 255H221V254H220ZM225 255H226V254H225ZM232 255H233V254H232ZM245 255H246V254H245ZM51 256H52V254H51L49 257H51ZM54 256H55V254H54ZM59 256H60V255H59ZM59 256H56L57 259H55V260H57V262L59 261V260H58V257H59ZM93 256H94V255H93ZM99 256L102 258L101 255H99ZM121 256H122V255H121ZM130 256H131V255H130ZM148 256H150V255H147V257H148ZM164 256H165V255H164ZM196 256H197V255H195V257H196ZM216 256H217V255H216ZM221 256H222V255H221ZM230 256H231V253H230ZM230 256H229V257H230ZM241 256H242V255H241ZM243 256H244V255H243ZM250 256H251V254H250ZM252 256H253V255H252ZM252 256H251V257H252ZM262 256H263V255H262ZM7 257H8V256H7ZM11 257H12V256H10V258H11ZM27 257H29V255H28ZM35 257H36V256H35ZM46 257H47V256H46ZM46 257H45V258H46ZM56 257H54V258H56ZM124 257H125V258L127 257L126 254H125ZM133 257H134V256H133ZM157 257H158V256H157ZM172 257H173V256H172ZM177 257H181V256H177ZM184 257H185V256H184ZM198 257H199V256H198ZM201 257H202V256H201ZM206 257H207V256H206ZM214 257H215V256H213V258L211 257V259L213 260ZM218 257H219V256H218ZM218 257H217V258H218ZM225 257H227V256H225ZM235 257H236V256H235ZM237 257H238V256H237ZM237 257H236V258H237ZM244 257H246V256H244ZM254 257H257V256H253V258H254ZM259 257H261V255H260ZM263 257H264V256H263ZM263 257H261V259H262ZM15 258H16V257H15ZM15 258H14V260H15ZM20 258H21V257H20ZM32 258H33V257H32ZM47 258H48V257H47ZM63 258H64V256H63V257L61 256V259H63ZM65 258H66V256H65ZM82 258H80V259H82ZM84 258H85V256H84ZM86 258H88L87 255H86ZM117 258L119 259V257H117ZM117 258H116V261L118 260ZM125 258H124V259H125ZM128 258H130V257H128ZM131 258H132V257H131ZM131 258H130V259H131ZM134 258H135V257H134ZM162 258H165V257H161V259H162ZM182 258H183V257H182ZM204 258H205V257H203V259H204ZM208 258H209V254H208ZM208 258H207V259H208ZM239 258H238V261H239ZM246 258H249V255H248ZM257 258H258V257H257ZM2 259H4V257H3ZM2 259H0V260H2ZM7 259H9V258H7ZM17 259H19V258L17 257ZM28 259H29V258H28ZM33 259H34V258H33ZM42 259H43V258H42ZM50 259L52 260V258H50ZM120 259H121V258H120ZM138 259H139V258H138ZM140 259H142V258H140ZM151 259H152V256H151ZM156 259H157V258H156ZM179 259H180V258H179ZM222 259H223V257H222ZM226 259L229 260L228 262L230 263V259H231V257H230V259H228V258H226ZM234 259H235V258H234ZM20 260H22V258H21ZM46 260H47V259H46ZM66 260H69V259L66 258ZM87 260H88V259H87ZM89 260H90V259H89ZM94 260H97V258L94 259ZM94 260H93V263H95ZM182 260H185V259H181V261H182ZM209 260H210V259H209ZM209 260H208V261H209ZM212 260H211V261H212ZM223 260H224V259H223ZM223 260L220 259L219 261H223ZM227 260H226V261H227ZM231 260H233V259H231ZM240 260H243V259H240ZM2 261L4 262L5 260H2ZM8 261H9V260H7V262H8ZM10 261H11V259H10ZM10 261H9V262H10ZM28 261H29V260H28ZM62 261H64V260H62ZM82 261L85 262V263L87 262L86 260H85V261L82 260ZM98 261H100V260H98ZM118 261H120V260H118ZM139 261H140V260H139ZM139 261H137V262L139 263ZM179 261H180V260H179ZM185 261H186V260H185ZM214 261L216 262V260H214ZM235 261H236V260H235ZM244 261H245V259H244ZM263 261H264V259H263ZM7 262H6V263H7ZM9 262H8V263H9ZM11 262H13V260H12ZM15 262H16V261H15ZM18 262L20 263V261H18ZM18 262H16V263H18ZM21 262H22V261H21ZM52 262H53V260H52ZM64 262H65V261H64ZM83 262H81V263H83ZM102 262H103V260H102ZM109 262H110V261H109ZM120 262H121V261H120ZM129 262H131V260L128 261V263H129ZM132 262H133V261H132ZM186 262H187V261H186ZM188 262H189V261H188ZM204 262H205V261H204ZM224 262H225V261H224ZM231 262H232V261H231ZM254 262H255V261H254ZM0 263H1V262H0ZM4 263H5V262H4ZM19 263H18V264H19ZM30 263L33 264L32 261H31ZM43 263H44V262H43ZM45 263H46V262H45ZM47 263H48V262H47ZM58 263H59V262H58ZM68 263H69V262H68ZM81 263H80V264H81ZM85 263H84V264H85ZM89 263H90V262H89ZM115 263H116V262H115ZM121 263H123V262H121ZM210 263H212V262H210ZM213 263H214V262H213ZM217 263H219L218 260H217L216 264H217ZM262 263H263V262H262ZM262 263H261V264H262ZM26 264H27V263H26ZM28 264H29V263H28ZM50 264H51V263H50ZM55 264H57L56 261H55ZM62 264H63V262H62ZM98 264H100V263H98ZM133 264H134V263H133ZM168 264H169V263H168ZM178 264H179V263H178ZM185 264H186V263H185ZM202 264H203V262H202ZM205 264H206V263H205ZM208 264H209V263H208ZM214 264H215V263H214ZM221 264H223V262H221Z\"/></svg>",
  "mask_w": 264,
  "mask_h": 264
}]
</instances>
